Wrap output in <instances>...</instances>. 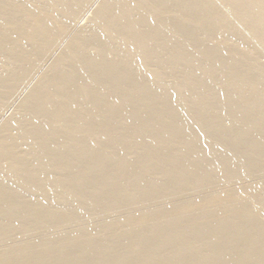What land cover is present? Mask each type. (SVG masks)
Wrapping results in <instances>:
<instances>
[{"label": "rangeland", "instance_id": "rangeland-1", "mask_svg": "<svg viewBox=\"0 0 264 264\" xmlns=\"http://www.w3.org/2000/svg\"><path fill=\"white\" fill-rule=\"evenodd\" d=\"M2 1V0H1ZM0 1V3H2V4H0V5H3V6H0V12L2 11V13H0V17L2 16L1 14H4L3 15V20L0 18V24H1V26H0V28H1V32H0V75H2V76H0L1 78H0V87H2V88H0V89H2V90H0V146H2V144H3V146H2V148H3V151H1L2 150V148L0 147V151L2 152V154H0V155H5L6 157H4V155H3V158H7V156L10 158L11 157V160H12V158L14 157V159H16V165H17V163H23L25 160H28V161H25L26 163H23L24 165H22V164H20V165H18V166H21L22 165V167L21 168H19V169H21L22 171V173L26 176V174L29 172V170L31 169L32 171H34L35 170V168H36V170L37 171H34V172H29L27 175L28 176H24V175H22L21 173L20 174H18L19 173V170H18V168H16L17 166L15 165V162L12 160V161H9L10 159L9 158H7V160H5V159H3L1 156H0V159L2 158L3 160H5V161H3V160H0V163H2V165L0 164V166H2V167H0V170H1V174H0V185H1V187H0V189H2V188H5V187H7V186H9L10 187V185H11V189H10V191H8L9 189V187H7V191H8V198H7V196L6 197H4L3 199L4 200H2L1 201V209L0 210H4V206L7 208V206L9 207V205H10V207H12L13 208V206H11V205H14L15 206V204H16V206H17V204L19 205V202L21 203V205H22V203L28 198V200H27V202L25 201L24 203H23V208L22 207H20V205L18 206V210H17V208L15 207V210H12V211H10L11 210V208L8 210V212H5L6 213V216L8 217H6L5 216V213L4 214H2L1 216H0V218L1 217H3L4 216V218H2L1 220H0V224L2 225H0V232H1V234H0V255H1V257H0V262H2V263H6V262H9V264H20V262H24V259H26L27 260V258L29 259L30 258V260H31V257H33V260H34V262L35 263H37V264H39V262L38 261H40V264H43L42 262L44 261V264H51V260L53 261L52 262V264H76V262H77V264H80V263H87V264H108V262H110L109 264H112V263H114V264H130V262L131 263H133V264H138L139 262V264H141L143 261L142 260H144V262H145V260L147 259L148 260V257L150 258V254H151V252L153 253V254H151V256L153 255V256H155V255H158V257L159 258H161L160 260L162 261V263H169V262H172V261H175V262H177V261H180L181 260V262L182 261H185L186 260V258H188L189 257V252L187 253V252H185L184 253V251H186L187 249H188V247H189V245H191L194 249H192V251L194 250V251H196V252H194V253H203L204 251V247H206L208 244H209V242L212 240V237H214L215 239H216V237H217V242L215 243V245H216V250L214 249V251L212 250V251H209V253H207V255L209 256H211L212 258L210 259V256H209V258H208V256L206 255V253L204 254V256L206 255L207 257H205L204 258V256H203V254H201L200 255V257H199V259H198V261L197 262H199V264H200V261L201 260H203V261H201V263H203V264H205V262H206V264H209V263H211V264H215L214 262H218L219 261V263L218 264H220V262H221V260H223V263H225V264H229L230 262H234L233 264H255V262L257 263V264H259V262L262 264H264V260L262 259V255L264 254L263 253V251H264V244H263V242H264V239H260L261 238V236L259 237V238H257L258 237V235L256 236V234L254 235L253 233H250L249 234V228H248V226L250 227L251 225H248V224H250L251 222L250 221H252V225H254L255 223H256V225H259V227L262 225V227H260V228H263V226H264V217H262V216H264V205H262V204H264V167H263V165H264V126H262V125H264L263 123V121H264V117L262 118V116L264 115V94H262V93H264V44H263V42L262 41H264V40H262L263 38H264V32H262L263 31V29H264V27H263V22H261L262 20H258V22H256L257 20H255L254 21V19H252V18H254L253 16H255L254 14H256V12H258V10H260L262 7H263V9H261L260 11H261V13L262 12H264L263 10H264V2H262V4H260V6H257V5H254L253 3H252V5H254V6H252V7H250V4L249 3H251V2H249V1H247V0H238L239 1V3H240V8H242V9H245V7H246V9L245 10H242V12H241V10H240V8L238 9V7H237V5H238V3H235V1L236 2H238L237 0H233V2L234 3H232V0L229 2L228 0H226L225 2H224V0H127V1H125V0H72V3H71V0H69V2H68V0H50V1H48V0H13V3H11L12 2V0H3V2H1ZM10 1V2H9ZM42 1H44L43 3H41ZM46 1H48V2H46ZM54 1V2H53ZM60 1V2H59ZM64 3H63V2ZM77 1V2H76ZM105 1V2H104ZM107 1H109V2H111V3H108ZM117 1V2H116ZM145 1V2H144ZM151 1V2H150ZM208 1H210V2H208ZM214 3H213V2ZM220 1V2H219ZM244 1V5H245V7H244V5L243 4H241V2H243ZM245 1H247V2H249L248 4L247 3H245ZM27 2V3H26ZM29 2V3H28ZM35 2H38V3H36L35 4ZM51 2V3H50ZM67 2V3H66ZM79 2H80V4H79ZM115 2V3H114ZM124 3V2H126L125 4H123L122 6L120 5V4H122V3ZM136 3V4H133V3ZM142 2V3H141ZM159 4H157V3ZM195 2V3H194ZM212 2V3H211ZM15 3V4H14ZM17 3V4H16ZM48 3V4H47ZM58 3V4H57ZM108 3V4H107ZM112 3H114V4H112ZM141 3V4H140ZM156 5H155V4ZM165 3V4H164ZM204 3V4H203ZM209 3H211V6L209 5ZM218 5H217V4ZM219 3H221V4H219ZM224 3V4H223ZM229 3H231V4H229ZM23 4V5H22ZM34 4V5H33ZM47 4V5H46ZM55 4H56V6H55ZM60 4H61V6L63 5L64 7H66V8H63V6L61 7L60 6ZM65 4H66V6H65ZM68 4V5H67ZM93 4V5H92ZM96 4V5H95ZM107 4V5H106ZM111 6H110V5ZM121 8H118V6ZM126 4H128V6L130 7V8H128V6L127 7H124V5H126ZM130 4V5H129ZM139 6H138V5ZM193 4V5H192ZM226 4V5H225ZM227 4H229V5H227ZM233 4V5H232ZM236 6H235V5ZM15 5V7H17V9L15 8V7H13ZM83 5V6H82ZM91 5V6H90ZM135 5V6H134ZM141 5H144V6H141ZM154 5V6H153ZM163 5V6H162ZM194 5H195V7H194ZM206 5L208 6V7H206ZM215 5V6H214ZM222 5V6H221ZM232 5V6H231ZM241 5L243 6V7H241ZM262 5V6H261ZM18 6H20V7H18ZM50 6V7H49ZM79 6V7H78ZM114 8H113V7ZM132 6L135 8V9H132ZM141 6V7H140ZM205 8H204V7ZM210 6V7H209ZM8 7V8H7ZM50 9H49V8ZM57 7V8H56ZM59 7V8H58ZM83 9H82V8ZM104 7V9L102 10V8ZM115 7H117V8H115ZM143 7V8H142ZM158 7V8H157ZM178 7V8H177ZM198 9H197V8ZM215 7V8H214ZM220 7V8H219ZM225 7V8H224ZM234 7V8H233ZM259 7H261L260 9L257 8ZM24 8H25V10H24ZM31 8V9H30ZM35 8H37V9H35ZM42 8H43V11H41L42 10ZM45 8H46V10H45ZM54 8V9H53ZM62 8V9H61ZM100 8V9H99ZM152 8V9H151ZM166 8V9H165ZM208 8V9H207ZM210 8V9H209ZM231 10H230V9ZM10 9H12V10H10ZM15 11H14V10ZM39 9H41V10H39ZM49 9V10H48ZM56 9H59V10H56ZM61 9V10H60ZM64 9V10H63ZM69 9V10H68ZM109 9V10H108ZM112 9V10H111ZM120 9V10H119ZM131 9V10H130ZM137 9H139L140 11H137ZM154 9V10H153ZM172 9L175 11H172ZM179 9V10H178ZM202 9H203V11H202ZM5 10V11H4ZM18 10H20L19 12H17ZM22 10H23V12H22ZM55 11V13H56V15L59 17H57L56 15H55V17H57L58 19L57 20H55L56 18L55 17H53L54 16V11ZM102 10V11H101ZM123 10V11H122ZM128 10V11H127ZM158 10V11H157ZM166 10V11H165ZM177 10V11H176ZM181 10V11H180ZM193 10V11H192ZM205 10V11H204ZM224 10V11H223ZM12 11V12H16V14H18V15H16L15 13H10V12ZM35 11V12H34ZM38 13H37V12ZM50 13H49V12ZM52 11V12H51ZM61 11V12H60ZM66 11V12H65ZM99 13L100 11H101V13H97V12ZM104 11H105V13H104ZM110 11V12H109ZM113 11V12H112ZM131 13H133V14H135V16H133V15H131L130 16V12ZM132 11H134V12H132ZM149 11V12H148ZM178 11H180V12H178ZM240 11V12H239ZM251 11V12H250ZM4 12H6V14L7 13H9V14H7V15H5V13ZM24 12H26V13H24ZM28 12V13H27ZM29 12H31V13H29ZM76 12V13H75ZM108 12H109V14H108ZM121 12V13H120ZM177 12V13H176ZM202 12V13H201ZM208 12V13H207ZM222 12V13H221ZM225 12V13H224ZM239 12V13H238ZM49 13V14H48ZM53 15H52V14ZM95 13V14H94ZM103 13V14H102ZM112 13V14H111ZM115 13V14H114ZM120 13V14H119ZM154 13H156V14H154ZM171 15H169V14ZM176 13V14H175ZM178 13H179V15H178ZM200 13V14H199ZM241 13H242V16H241V18H243V16H249V17H246L247 18V20H246V18L244 17L243 19H241L240 18V15H241ZM260 12H258L256 15H257V17H258V14H259ZM20 14V15H19ZM39 14V15H38ZM41 14H42V16H41ZM45 14V15H44ZM72 14V15H71ZM74 14H75V16H74ZM93 14V15H92ZM102 14V15H101ZM107 14V15H106ZM143 14V15H142ZM159 14V15H158ZM199 14V15H198ZM203 14V15H202ZM245 14V15H244ZM247 14V15H246ZM12 15V16H11ZM27 17H26V16ZM36 15V16H35ZM50 15V16H49ZM52 15V16H51ZM61 15V16H60ZM90 15H91V17H90ZM97 15H98V17H97ZM106 17H105V16ZM111 16V17H114L113 19L114 20H116V21H114L113 19L111 20V18L110 17H108L107 18V16ZM114 15V16H113ZM128 15V16H127ZM140 15H142V16H140ZM149 15V16H148ZM154 15H155V17L157 16V19L154 17ZM162 15V16H161ZM196 15V16H195ZM216 15H217V18H216ZM224 15V16H223ZM260 15V14H259ZM14 16V17H13ZM43 18L42 20L39 18ZM70 16V17H69ZM72 16H74V17H72ZM95 16V17H94ZM101 16V17H100ZM132 16H133V18H135L134 19V23H135V21L140 17V18H144L143 19V21H142V19H141V21H140V18L137 20V21H139V22H137L136 21V26L135 25H132L133 24V22L131 21V19H132ZM160 16V17H159ZM167 16V17H166ZM205 16V17H204ZM207 16V17H206ZM226 16V17H225ZM235 16H237V17H235ZM6 17H8L7 18V21H5V19L4 18H6ZM33 17V18H32ZM34 17H35V19H34ZM49 17V18H48ZM50 17H53V18H51V19H53V23H52V21H49V20H51L50 19ZM97 17V18H96ZM131 17V18H130ZM147 17V18H146ZM152 17V18H151ZM153 17L156 19V21H157V23L159 24V22H161V24L160 25H162V26H159L157 23V26H155L156 24H155V19H153ZM159 17V18H158ZM190 17V18H189ZM203 19H202V18ZM252 17V18H251ZM257 17H255V18H257ZM25 20H24V19ZM29 18V19H28ZM30 18L31 19H34V21L32 20V21H30ZM46 18H48V19H46ZM68 18H70V20L68 19ZM71 18H72V22H71ZM102 18H106V19H103L102 20ZM126 18V19H125ZM169 18V19H168ZM172 18H173V20H172ZM236 18H238V19H236ZM240 18V19H239ZM38 19V20H37ZM63 20V21H60V20ZM107 19H109V20H107ZM150 21H152L151 23H148V22H150ZM186 19V20H185ZM193 19V20H192ZM28 20V21H27ZM40 20V21H39ZM45 20H48V21H46L45 22ZM67 20V21H66ZM80 20V21H79ZM97 20V21H96ZM106 22H105V21ZM128 20H130V21H128ZM144 20H147L148 22H146V21H144ZM154 20V21H153ZM159 20H161V21H159ZM168 20V21H167ZM178 20V21H177ZM217 20V21H216ZM223 20V21H222ZM246 20V22L248 21H251V20H253L251 23H246V22H244ZM10 21V22H9ZM40 22V25L38 26V25H36V27L34 28V26L35 25H33V23L34 24H36V22ZM45 24V25H43V23ZM101 21H102V23H101ZM109 21H111V22H109ZM121 21V22H120ZM126 22V24H125V27H124V23ZM127 21H128V23H127ZM163 21V22H162ZM166 21V22H165ZM199 23H198V22ZM263 21H264V18H263ZM21 22V23H20ZM51 22V23H50ZM59 24H58V23ZM62 24H61V23ZM103 22H104V24H103ZM113 22L115 23V24H113ZM129 22H132L131 23V25L129 24ZM172 22V23H171ZM177 22V23H176ZM203 22V23H202ZM222 22H224L223 24H221ZM232 22V23H231ZM235 22H236V24H235ZM254 22H256V23H254ZM260 22H261V24H260ZM10 23H12V24H10ZM15 23H17L16 24V26H15ZM50 23V24H49ZM64 23V24H63ZM99 23H100V25H99ZM107 23L109 24V26L107 25ZM146 23V24H145ZM163 23V24H162ZM210 23V24H209ZM218 23H220V24H218ZM7 25V26H5L4 27V29H3V26L4 25ZM12 26H10V25ZM26 24V25H25ZM29 24H30V26H29ZM43 26H42V25ZM51 25V24H53V28L52 27H50L49 25ZM61 24V25H60ZM71 24V25H70ZM85 24V25H84ZM96 24V25H95ZM113 26H112V25ZM118 24H119V26H118ZM137 24H139V26L137 25ZM140 24H141V26L143 25V27L141 28V26H140ZM147 24H151V25H148L147 27H146V25ZM153 24H155V25H153ZM189 24V25H188ZM192 24V25H191ZM215 24V25H214ZM225 24V26H223ZM248 24V25H247ZM253 24V25H252ZM256 24V25H255ZM258 24V25H257ZM19 25H20V27L21 26H23V30L24 29H26L27 30V32L25 33V31L22 33V31L23 30H21V33L22 34H24V35H21L20 34V29H22V27L20 28L19 27ZM33 25V26H32ZM80 25V26H79ZM105 25V26H104ZM127 25V26H126ZM167 25V26H166ZM176 25H178V27L176 26ZM194 25V26H193ZM196 25H197V27H196ZM217 25V26H216ZM246 25V26H245ZM252 25V26H251ZM259 25H262V27L260 28L259 27ZM10 26V27H9ZM41 26V28L42 27H44V28H46V29H48L49 28V31L51 30V36L53 35V37L55 36V30L56 29H58V30H56V33H57V31H59V29H60V34H58V35H60L59 37H58V35L56 34V36L54 37V39L56 40H54L51 36H46V35H49L48 33L47 34H45L44 36H46L45 38L43 37V34H44V32H46L45 31V29H41V28H39ZM47 26V27H46ZM62 26V28H63V30H61L62 28H59V27H61ZM67 26H69L68 28H67ZM99 26V27H98ZM103 26L106 28V30H103L104 28H103ZM109 27V29H110V32L108 33L109 35L107 36V34H105V33H107L109 30H107V28ZM110 26H111V28H110ZM119 28H118V27ZM121 26H123L124 28H127L128 26H133L132 27V29L130 28V27H128L127 28V30L126 29H123ZM165 26V27H164ZM171 26V27H170ZM174 26H176V28L177 29H175V31L174 30H172L173 32V36H175V38L174 39H172L173 37H172V35H171V33H168V28L169 29H172V27L173 28H175ZM179 26H180V28H179ZM181 26H182V28H181ZM199 26V27H198ZM253 29V33H255V34H253V33H251L252 31L250 30V27ZM9 27V28H8ZM33 27V28H32ZM57 27V28H56ZM78 27V28H77ZM83 27V28H82ZM97 27V28H96ZM117 27V28H116ZM121 27V28H120ZM135 27L136 28H141V29H135ZM145 27H146V29L147 28H150V30L149 29H147V30H149V31H151V34H149V35H151V36H149L148 35V33H150V32H147L146 31V34L144 33L145 32ZM154 27V28H153ZM158 28L157 30H159L158 32H159V34H158V32H155L156 30H155V28ZM162 28L163 27V29H161L160 30V28ZM193 27V28H192ZM203 27V28H202ZM213 27V28H212ZM218 27H220L221 29L222 28H224L223 30H219L220 28H218ZM257 27V28H256ZM258 27H259V29H258ZM12 28V29H11ZM20 28V29H19ZM38 28V29H37ZM56 28V29H55ZM67 28V29H66ZM93 28V29H92ZM101 28V29H100ZM197 28H199V29H197ZM207 28H209V29H207ZM230 28V29H229ZM237 28V29H236ZM240 30H239V29ZM258 30V31H256V29ZM3 29V30H2ZM9 29H11V30H9ZM32 29H34V33H33V30ZM98 29V30H97ZM112 29V30H111ZM121 30V32H120V30ZM130 31H129V30ZM133 29H135L133 32H135L134 34H136V35H134L133 34V32H132V30ZM144 29V30H143ZM183 29V30H182ZM195 31H194V30ZM215 29V30H214ZM218 29V30H217ZM236 29V30H235ZM262 29V30H261ZM29 30V31H28ZM40 30V31H39ZM41 30H43V31H41ZM54 30V31H53ZM84 32H83V31ZM114 30V31H113ZM119 30V32L118 33H116L115 31H118ZM136 30H137V32L140 30V32L139 33H141V31H142V34L144 35V36H149V38L150 39H153V40H155V41H153V40H151V42L152 43H150V39H147V41L145 40L144 41V43L143 44H141L142 42H139L140 44L139 45H142V46H138L136 43H138V39H137V37L136 38H134L135 36H137V32H136ZM155 30V31H154ZM164 31V32H162V34H161V32L160 31ZM207 30H209V32L207 31ZM228 30V31H227ZM230 30V31H229ZM233 30V31H232ZM261 30V31H260ZM15 31V32H14ZM35 31H37L36 33H35ZM91 31H93V32H91ZM100 31V33H98ZM115 32L116 33V35H115V33H112V32ZM125 31V32H124ZM127 31V32H126ZM178 31V32H177ZM198 31V32H197ZM210 31H212V32H210ZM220 31V32H219ZM226 31V32H225ZM18 32V33H17ZM34 34L33 36V38H35V35H36V37L39 35V32L41 33V38H40V40H42V42L40 41V40H38V38H35L36 40H38V41H40V43H42V44H40L39 42H37L36 40H33V38L32 39H29V41H28V39L26 40H24V38H23V36L25 37V38H27L26 36H25V34ZM48 32V31H47ZM74 32V33H73ZM123 32V33H122ZM153 32V33H152ZM169 32H171V30H169ZM175 32H176V34H175ZM180 32V33H179ZM222 32H224L223 34H222ZM238 32H239V34L241 35H239L238 34ZM241 32V33H240ZM245 33L244 35H243V33ZM261 34H260V33ZM93 33V34H92ZM97 33V34H96ZM102 33V34H101ZM123 35H122V34ZM132 33V34H131ZM155 33H157V34H155ZM204 33V34H203ZM234 33V34H233ZM238 34L239 35V37L236 35V34ZM251 33V34H250ZM256 33H257V36L259 35V40L257 39L258 37L256 36ZM38 34V35H37ZM88 34V35H87ZM90 34V35H89ZM105 34V35H104ZM118 34H120V36H119V38L117 37V39H116V37L115 36H118ZM130 34V35H129ZM154 34V36H152ZM171 35V39L169 40V38H170V35ZM200 34V35H199ZM217 34V35H216ZM220 34H221V36H220ZM227 34H229V35H227ZM123 37H122V36ZM124 35L127 37V36H129V37H131V40H129V41H133V40H136L137 39V41H133L136 45L135 46H133L134 45V43L132 42H130V44H132V45H130L129 43H127L128 42V39H130L129 37H127V40H125L124 38H126V37H124ZM156 35V36H155ZM162 35V37H160ZM189 35V36H188ZM199 35V36H198ZM224 35V36H223ZM230 35H232V36H234V38L232 37V36H230ZM254 35V36H253ZM4 36V37H3ZM9 36V37H8ZM66 36V37H65ZM101 36V37H100ZM106 36V37H105ZM133 36V37H132ZM146 36V37H147ZM169 36V38H168V41H164L165 39H167V37ZM186 36V37H185ZM191 36H192V38H191ZM206 36V37H205ZM220 36V37H219ZM229 36V37H228ZM245 36V37H244ZM249 36V37H248ZM263 36V37H262ZM8 37V38H7ZM13 38V39H11V38ZM50 37V38H49ZM56 37H57V39H59V41L56 39ZM63 37V38H62ZM65 37V38H64ZM86 37V38H85ZM110 38L109 40H110V42H109V40H108V38ZM112 37V38H111ZM121 37V38H120ZM152 37V38H151ZM164 37V38H163ZM215 37V38H214ZM242 37V38H241ZM260 37H262V39L260 38ZM3 38V39H2ZM43 38V39H42ZM69 38V39H68ZM87 38H88V40H87ZM93 38L95 39L96 38V40H93ZM115 40H114V39ZM243 38H244V40H243ZM246 38H247V40H246ZM254 38H256V39H254ZM2 39V40H1ZM8 39V40H7ZM49 39V40H48ZM51 39V40H50ZM55 41V43H51V42H54L53 40ZM81 39V40H80ZM111 39H112V42L113 43H111ZM119 39V41H117ZM133 39V40H132ZM159 39H160V41L162 42V41H164L163 42V44L161 43V45H160V43H159ZM180 39V40H179ZM188 39V40H187ZM195 39V40H194ZM197 39V40H196ZM217 39V40H216ZM230 39V40H229ZM15 40V41H14ZM78 40V41H77ZM98 40V41H97ZM120 40H124V41H120ZM148 40H149V42H148ZM158 40V42H156ZM171 40H173L172 42H171ZM179 40V41H178ZM184 40V41H183ZM193 40H194V42H193ZM219 40V41H218ZM221 40V41H220ZM261 40V41H260ZM7 41V42H6ZM11 41V42H10ZM17 41V42H16ZM34 41V42H33ZM35 41L37 42V43H39L38 45H41V46H43V47H41V46H39L38 48H37V46H36V44H35ZM89 41V42H88ZM101 41V42H100ZM110 43V45H109V43ZM170 41V42H169ZM197 41H198V43H197ZM216 41V42H215ZM218 41V42H217ZM258 41H260V42H258ZM15 42V43H14ZM45 44H44V43ZM77 45H75L74 43ZM96 42V43H95ZM127 44H126V43ZM156 42V44L158 43V45H160L159 47H158V45H156L155 44V48L154 47H152V46H154V43ZM167 42H169V43H167ZM176 42H178V43H176ZM185 42V43H184ZM222 42V43H221ZM233 42V43H232ZM238 42V43H237ZM242 42V43H241ZM247 42V43H246ZM262 42V43H261ZM11 43V44H10ZM48 43H50V45L52 44V46H50V45H48ZM106 43L108 44V46H110L111 47V44H112V47L110 48V50H107V49H109L108 47H107V45H106ZM171 43V44H170ZM182 43V44H181ZM189 43V44H188ZM234 43H235V45H234ZM237 43V44H236ZM262 45H261V44ZM2 44V45H1ZM97 44V45H96ZM104 44V45H103ZM145 44H146V46H145ZM153 44V45H152ZM170 44V45H169ZM180 44V45H179ZM184 44V45H183ZM194 44V45H193ZM210 44V45H209ZM216 44V45H215ZM218 44V45H217ZM240 44V45H239ZM242 44V45H241ZM256 46H255V45ZM14 45V46H13ZM31 45H33V46H31ZM75 46V47H71V46ZM87 45V46H86ZM95 45V46H94ZM99 45V46H98ZM152 45V46H151ZM175 45H177V46H175ZM208 45V46H207ZM214 45V46H213ZM221 45V46H220ZM244 45V46H243ZM260 45V46H259ZM93 46V47H92ZM97 46V47H96ZM125 46H127V47H125ZM129 46V47H128ZM150 46V47H149ZM171 46V47H170ZM174 48H173V47ZM193 46H194V48H193ZM200 46V47H199ZM210 46V47H209ZM251 46V47H250ZM51 49H50V48ZM71 47V48H70ZM77 47H78V49L79 50H82V53L83 52H85L84 54H81V51H79V50H77ZM89 47V48H88ZM91 47V48H90ZM105 47H107L106 49H105ZM138 47V48H137ZM158 47V48H157ZM188 47V48H187ZM191 47H192V49H191ZM197 47V48H196ZM213 47V48H212ZM216 47H218V48H216ZM235 47H236V49H235ZM30 48V49H29ZM48 51V52H46V50ZM82 48V49H81ZM88 48V49H87ZM96 48V49H95ZM102 48L103 49H105L104 50V52H105V56L104 55H102V54H104V52H102ZM114 48H115V50H114ZM117 48V49H116ZM132 48H135V49H137V50H135V53H134V50L132 49ZM148 49L150 52H148L147 50H145V52L143 53V51H144V49ZM149 48H151L152 50H154V51H152L151 49H149ZM168 48V49H167ZM185 48V49H184ZM199 48H201V49H199ZM205 48V49H204ZM210 48H211V50H210ZM223 48V49H222ZM10 49V50H9ZM72 50V52L71 53H67V52H70L71 50ZM75 49L77 50V51H79V52H76L75 51ZM100 50L101 49V51H100V53H99V51L98 50ZM119 49V50H118ZM122 49H124V50H122ZM194 49H196V51L194 50ZM199 49V50H198ZM241 49V50H240ZM262 49V50H261ZM2 50H3V52H2ZM34 50V51H33ZM51 50V51H50ZM75 51V53H73L74 51ZM85 50V51H84ZM112 50H113V52H112ZM126 50H127V52H126ZM142 52H141V51ZM157 50H159V51H157ZM178 50V51H177ZM202 50V51H201ZM216 50V51H215ZM230 50V51H229ZM27 51V52H26ZM32 51V52H31ZM37 51V52H36ZM86 51H89L88 52V54H87V52ZM109 51H110V53L112 52L113 54H110L109 53ZM124 51V52H123ZM140 53L141 52V57H140V55L139 56H137L138 55V53ZM146 51H147V53H146ZM165 51V52H164ZM199 51V52H198ZM213 51V52H212ZM233 51V52H232ZM237 51V52H236ZM246 51V52H245ZM254 51V52H253ZM259 51V52H258ZM97 52H98V54H97ZM117 52V53H116ZM119 52H120V54H121V58L122 59H120V57H117V56H119L120 54H119ZM122 52V53H121ZM154 52V53H153ZM159 52V53H158ZM180 52H181V54H180ZM182 52H183V54H182ZM190 52V53H189ZM201 52H203V53H201ZM209 52V53H208ZM212 52V53H211ZM215 52H217V53H215ZM42 53V54H41ZM46 53V54H45ZM62 53V54H61ZM102 53V54H101ZM115 53V54H114ZM125 54L126 55V58H125V55L123 56L124 58H125V61H123V57H122V54ZM136 53H137V55H136ZM146 53V54H145ZM152 53V54H151ZM159 54V57H158V54ZM162 53V54H161ZM168 53V54H167ZM190 55H189V54ZM198 53V54H197ZM219 53V54H218ZM238 55V56H229V54L230 55H236V54ZM241 53V54H240ZM248 53V54H247ZM24 54H26V56L27 55H29V56H23V58H25V59H22L21 57V55H24ZM35 54V55H34ZM53 54V55H52ZM65 54V55H64ZM70 54V55H69ZM74 54V55H73ZM75 54H77V56L78 57H74L75 56ZM82 55V56H79V55ZM101 54V55H100ZM107 54V55H106ZM145 54V55H144ZM154 54V55H153ZM187 54V56H185ZM192 54V55H191ZM204 54H206V56H204ZM209 54V55H208ZM211 54V55H210ZM218 56H217V55ZM222 54V55H221ZM10 55V56H9ZM68 55V56H67ZM73 55V56H72ZM85 55H89L88 57L87 56H85ZM93 55H94V57H93ZM117 57H115V56ZM148 55V56H147ZM150 55V56H149ZM155 55H156V57H157V59H156V57H155ZM181 55H183V56H181ZM196 56V58H195V56ZM200 55H203L204 57H209V59L208 58H206L205 59V61H203L204 60V58H202L203 56H200ZM213 55L215 56V58L213 59L212 57H213ZM219 55H221L220 57H221V60L219 59L220 57H219ZM227 55V56H226ZM241 56V58L240 59H242V55H243V58H245V60H246V62L244 61V59H242V60H240V59H237V58H239L240 56ZM245 55H246V57H245ZM18 56V57H17ZM66 56V57H65ZM85 56V57H84ZM101 56V57H100ZM114 56V57H113ZM134 56V57H133ZM142 56L145 58H142ZM172 56V57H171ZM177 56V57H176ZM179 56H180V58L181 57H183L182 59H180L179 58ZM185 56V57H184ZM189 56V57H188ZM211 56V57H210ZM224 56H226L225 58H226V63H225V58H224ZM229 56V57H228ZM249 56V57H248ZM55 57V58H54ZM71 57H73V58H76V59H74L73 61H74V63H75V65L77 66L78 64H76V62H80V61H82V62H80V63H82L81 65V67L79 68V66H80V64H79V66H77V69H76V66H74V63H73V61L71 62V60L73 59H71ZM80 57V58H79ZM132 57V58H131ZM136 57H138L137 59H136ZM147 57H148V59H147ZM162 57V58H161ZM175 57V58H174ZM197 57H199V58H197ZM216 57H218L217 59V61H214L213 63H212V61H211V63L212 64H215V66L216 67H214L213 65V69H215V71L212 69V66H211V63H210V58H212V60H216ZM228 57V58H227ZM234 57V58H233ZM248 57V58H247ZM11 58V59H10ZM29 58V59H28ZM30 58H32V59H30ZM83 60H82V59ZM84 58L86 59L85 61H84ZM88 58V59H87ZM95 58V59H94ZM110 58V59H109ZM141 58V59H140ZM160 58V59H159ZM165 58V59H164ZM185 58H186V60H185ZM188 58H190L189 60H188ZM192 58H193V61H192ZM201 58H202V60H201ZM224 58V59H223ZM233 58L234 60H231V59ZM257 58V59H256ZM261 58V59H260ZM3 59V60H2ZM41 59V60H40ZM80 59V60H79ZM94 59V60H93ZM99 59V60H98ZM101 59V60H100ZM102 59H103V62L105 61V63H103V62H101L102 61ZM109 59V60H108ZM111 59H114V61H115V59H116V62H114V61H111ZM120 59V60H119ZM146 59H147V61H146ZM150 59L152 60V61H154V62H150ZM159 59V60H158ZM196 59V60H195ZM208 59V60H207ZM222 59H223V62H222ZM228 59V60H227ZM23 60H25V61H23ZM63 60V61H62ZM67 60H68V62H67ZM97 60V61H96ZM122 60V61H121ZM128 61V63H129V65H127L126 66V64H128L127 63V61ZM158 62H160L161 63V65H163V66H161L160 65V69L158 70V65L160 64V63H158ZM168 60H171V63L173 62L172 60H174V62L173 63H175V64H169V62L170 61H168ZM179 60H185L183 63H181V65L183 64V66L181 67L180 66V62L181 61H179ZM187 60L189 61V62H187ZM207 60V61H206ZM231 60V61H230ZM236 60H237V62H236ZM240 60V61H239ZM253 60V61H252ZM20 61V62H19ZM90 61V62H89ZM92 61H93V63H92ZM98 62V61H100L101 62V64H100V62H98V64L96 63V62ZM107 61H109V62H114V64H110L109 62H107ZM130 61V62H129ZM156 61V62H155ZM165 62L164 64H166V61H167V64H169V66L170 65H173V67H176V69L175 68H173L172 66L171 67H169L167 64L166 65H164L162 62ZM192 61V63H190ZM195 61V62H194ZM199 61V62H198ZM202 61H203V65H202ZM208 61H209V63H208ZM227 61H228V63H227ZM230 61V62H229ZM242 61V62H241ZM258 61V62H257ZM8 62V63H7ZM36 62V63H35ZM70 62V63H69ZM78 62V63H79ZM84 62V63H83ZM125 62H126V64H125ZM148 62V63H147ZM185 62L187 63V66L185 65ZM205 62H207V64H210V66H208ZM216 62V63H215ZM234 62H235V64H234ZM69 63V64H68ZM71 63H73V64H71ZM94 63H96V65L93 67V65H91V64H94ZM109 63V64H108ZM117 63L119 64V65H117ZM122 63H124L123 65L124 66H122V68L120 67L121 65H122ZM131 63H133V65L131 64ZM190 63V64H189ZM203 67L204 66V68H202L201 69V67H200V70H199V64ZM238 63V64H237ZM240 63H242V64H240ZM243 63H244V65H243ZM262 63V64H261ZM32 64V65H31ZM67 64V65H66ZM70 64H71V66H72V69H71V66H70ZM83 64H84V66H83ZM86 64V65H85ZM91 65L92 67H91V70H93V69H95L96 71H92L93 72V74H91L92 72H91V70L87 67L88 65ZM101 65L103 68H104V65H102V64H106V68H104V69H107V71L106 70H104V69H102L101 68V66H100V68H99V66L98 65ZM119 66L118 68L120 69H117V66ZM177 64V65H176ZM12 65V66H11ZM64 65H66V66H64ZM89 65V66H90ZM108 65L112 68V66H113V71H114V74H115V72L118 70V71H121V72H124V73H126L127 71V69L129 68V69H131L132 67H134V70L132 71V69L131 70H129V71H132L131 73L132 74H134V75H132V74H130V75H132V77L134 76L135 78H133V80L135 79V83L134 82H132V86H133V88H131L132 86H130V84L126 87H123V88H121V87H117V88H114L112 91H111V93L113 92V91H115L116 93L115 94H118L117 92H119V90H120V92H119V95H120V93H121V95L119 96V95H115L114 94V92L112 93V94H114V95H112V96H114V97H117L118 99H119V97L121 98L122 97V95H123V93H125L124 91H128V90H135V89H137L138 87H137V84H140V85H138V86H142L141 84H143L144 85V87H145V82L146 81H148L147 83H148V85H150V82H151V84H155V89H157V91L158 92H156L155 91V89H154V87L152 86V88H151V90L153 91H150V92H152L153 94H151L150 93V100L151 101H155V102H157L158 101V99L159 98H154L153 99V96L152 95H154V96H156L157 97V95H156V93H158V96L160 95V98H165V96L166 95H168L167 96V98L169 99V101L167 100V98H166V103L164 102V103H162V104H160V105H158L159 107H157V104H156V106H155V104L154 105H151V104H153L152 102H151V104L149 103V98L147 99V100H149L147 103L148 104H150V107H151V109L152 108H155V107H157L156 109L159 111V112H157V110L155 109H153L152 110V112H151V109L148 111V112H145V111H143V113L142 112H140V114L137 116L136 114H129V116H127L126 115V113H121V114H123V115H125V116H121L120 115V113L118 114V117H117V115L115 116V115H113L112 117H108L109 118V121L111 120L110 118H112V119H114V120H112L115 124H117L118 125V127H117V129H118V131L117 130H115L112 126L113 125H115L112 121H110L112 124H109L110 126H111V130L113 131L114 130V132H112L111 130H110V132L113 134L114 133V135H116V136H114L113 135V137H116V138H118V139H116V141H115V143L113 142V139H115V138H112V136H110V139H112L111 141H112V143H110L109 144V146H108V143L110 142V139L108 138V134L109 135H111V133L110 132H106L105 131V129H106V127L107 128H109L108 126V124L105 122V119H106V121L108 122V119H107V117H101V115H99L101 112H97V111H99V110H96V111H94L92 114L90 113V112H92V111H90V110H88L89 109V106H86V102L85 101H82V99L84 100H86V99H88V98H85V96L83 97V94L84 95H86L87 96V94H85L86 92H84L83 93V89L81 90L82 92L81 93H83V94H81L80 93V89L82 88V86H86V85H88L89 84V82H91L92 80L94 81H96V80H98V79H96V78H98L99 77V81H100V84L102 85H104V82H105V80L107 81V82H105V84L107 83L108 84V82H109V84L112 82V80L111 79H113V77H111L110 78V75L112 76H114V74H112L113 73V71H111V68L109 69L108 68ZM132 65V66H131ZM149 65V66H148ZM152 65V66H151ZM156 65V66H155ZM185 65V66H184ZM191 65V66H190ZM194 65V66H193ZM196 65L198 66V68L196 67ZM206 65V66H205ZM217 65H220V66H217ZM237 65H243L242 66V68L240 69V67L239 66H237ZM20 66V67H19ZM59 66V67H58ZM64 66V67H63ZM69 66H70V69L74 72V69L75 70H77L78 71V73H77V71H75V73L73 74L74 76H77V77H79L80 78V80H79V78H77V77H74L73 75H72V73H71V70L70 71H67L68 69H69ZM74 66V67H73ZM115 66H116V68H115ZM129 66H131V67H129ZM151 66V67H150ZM168 66V67H167ZM228 66V67H227ZM235 66H237V67H235ZM32 67V68H31ZM66 67H68V68H66ZM85 67H87V68H85ZM124 67H127V69L125 70V71H123V68ZM156 67H157V70L159 71V72H163V71H165V69H162V68H165V67H167V69H169V68H171V69H169L168 70V72H167V69H166V71L165 72H163V73H161V74H159V72L157 73V70H156ZM178 67H181L182 69H181V72H180V68H179V72H177V69H178ZM195 67L197 68V70L198 71H196V69H195ZM209 67V68H208ZM211 67V68H210ZM217 67H219V68H217ZM221 67V68H220ZM238 67H239V69L240 70H242V71H240L239 69H238ZM263 67V68H262ZM63 68V69H62ZM66 70H65V69ZM74 68V69H73ZM82 68V69H81ZM85 68V69H84ZM101 69V71L99 70V69ZM149 68H151V69H149ZM232 68H235V69H232ZM61 69H62V71H61ZM87 70V71H84V70ZM98 69V70H97ZM116 71H115V70ZM184 69V70H183ZM204 69V70H203ZM211 69V70H210ZM219 69V70H218ZM223 69V70H222ZM225 69H226V71H225ZM227 69H229V70H227ZM231 69L234 71L235 70V72H232L231 71ZM8 70V71H7ZM16 70V71H15ZM65 70V71H64ZM87 72V74H91L90 75V77L88 76V75H86V76H84V74L82 75L83 77H80V75H81V73L83 72ZM88 70H89V72H88ZM109 70L111 71V73L109 72ZM139 70V71H138ZM147 70V71H146ZM154 72H153V71ZM161 70H163V71H161ZM183 70V71H182ZM193 70H194V72H193ZM206 70V71H205ZM212 70L214 71L213 72V74H212ZM220 70H222V71H220ZM19 71V72H18ZM49 71H50V73H49ZM82 71V72H81ZM134 71H136L135 73H134ZM144 71H146V72H144ZM150 71H152L151 73H150ZM199 71H201L200 73L201 74H203V75H201L200 73H198ZM209 71H211V72H209ZM218 71H220V72H218ZM225 72V73H222V72ZM228 71V73H226ZM230 71V72H229ZM236 71H237V73H239L238 74V76H237V73H236ZM240 71V72H239ZM20 72H21V74H20ZM59 72V73H58ZM65 72V73H64ZM70 72V73H69ZM83 72V73H84ZM150 73V74H148V73ZM172 72V73H171ZM175 72H177V73H175ZM187 72V73H186ZM193 72V73H192ZM197 72V75L195 74ZM205 72H206V74H205ZM208 72L210 73V76H208L209 74H208ZM216 72H218V73H216ZM242 72V73H241ZM47 73V74H46ZM64 73V74H63ZM68 73V74H67ZM96 73V74H95ZM147 75H146V74ZM156 74V76H157V78H156V82L154 83V81H153V79L152 78H154L155 79V75L154 74ZM164 73H165V75H164ZM173 73H175V74H173ZM190 73H192V74H190ZM221 75H220V74ZM236 73V75L235 76H233L234 74ZM25 75V76H23V75ZM80 74V75H79ZM96 76H98V77H95V75ZM104 76H103V75ZM127 74H128V72H127ZM126 74V75H127ZM182 74V75H181ZM191 75V78L192 79H195L196 78V80H195V82L193 83V82H191L192 80H191V78H190V76L189 75ZM200 74V76H198ZM219 74V76H217V75ZM229 74V75H228ZM242 74V75H241ZM258 74H260V75H258ZM22 75V76H21ZM48 77H47V76ZM94 75V79H93V77L91 78V76H93ZM152 75V76H151ZM167 75V76H166ZM170 75V76H169ZM197 77H196V76ZM205 75V76H204ZM211 75H212V77H211ZM214 75H216V76H214ZM225 75V76H224ZM227 75V76H226ZM247 75V76H246ZM252 75V76H251ZM262 75V78L260 77ZM109 76V77H108ZM149 76V77H148ZM166 76V77H165ZM189 76V77H188ZM194 76H195V78H194ZM206 77V79L204 78V77ZM241 76V77H240ZM243 76V77H242ZM245 76V77H244ZM248 76H249V78H248ZM258 76L261 78V81H259L258 83H257V80L255 79V81H254V78H258ZM20 77V78H19ZM27 77V78H26ZM74 77L75 79L77 78V80H78V83H77V80H73L72 78ZM84 77H88V78H84ZM152 77V78H151ZM159 77V78H158ZM170 77H171V79H170ZM174 77V78H173ZM186 77H187V83L185 84V81H186ZM199 77H200V79H199ZM207 77H210L211 78V80L212 81H214V82H211V81H209V82H205V81H208V79H210V78H207ZM219 77V78H218ZM225 77V78H224ZM239 77V78H238ZM36 78V79H35ZM90 78V79H89ZM107 78H110V79H107ZM139 78H143V79H145L143 82L141 81V79H140V82H142V83H140L139 82ZM149 78V79H148ZM189 78V79H188ZM213 78H214V80H213ZM231 78V79H230ZM233 78H234V80H233ZM260 78H259V80H260ZM13 79V80H12ZM44 79H45V81H44ZM71 79H72V81H71ZM81 79H83V81H84V79H86V81H88V83L86 84V85H84L86 82L84 81H82V83L83 84H81ZM88 79V80H87ZM92 79V80H91ZM102 79V80H101ZM138 80V82H137V80ZM152 79V80H151ZM162 79V80H161ZM169 79H170V81H172V82H170L169 81ZM178 79H180V80H178ZM203 79V80H202ZM217 79V80H216ZM237 79H238V81H237ZM240 79V80H239ZM252 81H254L253 83H251V85H250V83H248V81H250V82H252ZM10 80H12V81H10ZM20 80V81H19ZM61 80V81H60ZM111 82H110V81ZM159 80V81H158ZM182 80V81H181ZM191 80V81H190ZM199 80H200V82H201V85H202V87L203 88H205V89H207L206 90V92H205V89H203V88H201V86L200 85H198V84H200V82H199ZM205 80V81H204ZM224 80H225V82H224ZM6 81V82H5ZM53 81V82H52ZM56 81V82H55ZM59 83H62L61 84V91L63 92V90L64 91H66V93L65 92H61V94H60V96H62L64 93L66 94V95H68V96H66L65 95V97L64 96H62L63 97V99H65V98H69L70 96V93L71 94H75L76 95V93H77V95H76V97L77 98H79L78 100H77V98H76V101H74L75 103V105H78L77 107L73 104V106H72V108H71V111L73 112V111H75V113H77L79 110H83L85 107H88V109H86V110H88V111H86V110H84V111H82V113H81V118H80V123H79V125H77L79 128H80V125L81 124H83V122L85 121H82V119H83V117H84V119H86V117H91L90 118V122H85L86 123V126H87V124H88V127H84V124H83V126L81 125V128L79 129L77 126H75V130L73 129V131H74V133H75V131H77V133H80V134H78V136L80 135H83L82 134V132H83V130H84V133L87 135L88 133H89V131H91V129H92V131H93V133L95 134V136H94V134L92 133V131H91V133H89L88 135H90V137H89V139L87 138L88 137V135L87 136H85V134H84V136H81V137H78L77 139H79L80 140V138L81 139H83V141L81 140V142L79 143V140H78V142H76L75 144H76V147H78L79 146V144H80V147H78V148H76L75 150L74 149H72L73 150V152H72V150H71V147L69 146V145H71V143L68 141V146H64L63 145V142H65V141H62V139L64 138L62 135L64 134V132H63V129L61 130V132L60 131H53L54 133L56 132V134H57V132H58V134H57V137H63L62 139L59 137V138H56V137H54L53 135H55L53 132V134L52 133H50L51 132V128L50 127H53L52 126V124H53V121H55V118L57 117V113H56V111L54 112L55 114V118L53 117L54 115L52 114H48V113H46L48 110L46 109V108H44V106L42 107V105H41V101L39 100V99H41V97H43L44 95L46 96L47 94L48 95H50L53 91H52V89H53V85L55 86V83L57 84L58 82ZM76 83V84H79V85H76L74 82ZM99 81H98V84H99ZM104 81V82H103ZM176 81V82H175ZM179 81H181V82H179ZM203 81V82H202ZM227 81V82H226ZM234 81V82H233ZM243 82V83H241V85L243 86V84H245V82L247 83L246 84V88H243V87H245V86H243L242 88L240 87V82ZM10 82V83H9ZM17 82V83H16ZM28 82V83H27ZM50 82V83H49ZM55 82V83H54ZM68 82V83H67ZM158 82H161V83H158ZM175 82V84H173ZM179 82V83H178ZM190 82V83H189ZM197 82V83H196ZM224 82V83H223ZM233 82V83H232ZM255 82H256V84H255ZM5 83V84H4ZM7 83V84H6ZM44 83V84H43ZM53 85H52V84ZM67 83V84H66ZM74 83V84H73ZM147 83H146V87H148V85H147ZM171 83V84H170ZM178 85H177V84ZM196 83V84H195ZM204 83H206V84H204ZM210 83V84H209ZM219 83V84H218ZM235 83V84H234ZM238 83H239V85H238ZM16 84V85H15ZM47 84V85H46ZM156 84H158L157 86H156ZM210 86H209V85ZM224 84V85H223ZM237 84V85H236ZM249 84V85H248ZM255 84V85H254ZM258 84V85H257ZM261 84H263V85H261ZM52 85V86H51ZM63 85V86H62ZM66 85V86H65ZM82 85V86H81ZM101 85H99V87L97 86V88H100V86ZM102 85V86H103ZM173 85V86H172ZM182 86V89H183V87H184V90H182L181 89V87L180 86ZM184 85V86H183ZM204 85V86H203ZM207 85L209 86V87H207ZM227 85H230V86H227ZM237 87H236V86ZM256 86L257 85V87L258 88H262L261 90H262V92H261V90H257V88L256 87H254V86ZM261 85V86H260ZM45 86V87H44ZM76 86H77V89H76ZM79 86H80V89H78L79 88ZM101 86V87H102ZM130 86V87H129ZM135 86V87H134ZM177 86V88H175ZM199 86V89L197 88L196 89V87H198ZM233 86H235L236 88H234ZM247 86H251V87H253V88H256L255 89V91H260L261 92V94L263 95H261L260 93H257L256 94V92H254L253 91V88L251 89V87L250 88H248ZM3 87H5V88H3ZM51 87H52V89H51ZM63 87V88H62ZM145 87V88H146ZM158 87V88H157ZM161 87V88H160ZM187 87V88H186ZM220 87H221V89L223 90V93H222V90H221V92H220ZM225 87V88H224ZM9 88H10V90H9ZM36 88V89H35ZM49 89V91H48V89ZM84 88V87H83ZM129 88H131V89H129ZM148 88H150V86L148 87ZM170 90H169V89ZM193 88V89H192ZM214 89L213 90V92L212 91H210V93H209V91H208V89L209 90H211V89ZM218 88V89H217ZM226 88H228V90H226L225 91V89ZM232 88V91L230 90ZM241 88V89H240ZM44 89V90H43ZM72 89V90H71ZM76 89V90H75ZM174 89V90H173ZM178 89H179V91H178ZM186 89V90H185ZM215 89H216V91H215ZM233 89H235V92H237V90H238V93H233ZM243 89V93H241L240 91ZM249 89H250V92H251V90L253 91V92H251V93H249L248 91H249ZM30 90V91H29ZM39 90V91H38ZM75 90V91H74ZM123 90V91H122ZM196 90H198V91H196ZM202 90H203V92H202ZM219 90V91H218ZM11 91V92H10ZM46 91H48V92H46ZM74 91V92H73ZM177 93H176V92ZM180 91H182V92H180ZM196 91V92H195ZM215 91V92H214ZM220 93V95H219V93ZM227 91H228V93H227ZM248 93V95L245 93ZM31 92V93H30ZM36 92H37V94H36ZM40 92V93H39ZM76 92V93H75ZM180 92V93H179ZM193 92H195L194 93V95H193ZM200 92H201V94L203 95V97L204 96H206V94H207V92L209 93V95H207L208 96V98L210 97V100L209 99H207V97H205L204 99H203V97L201 98V94H200ZM205 92V93H204ZM240 92V93H239ZM2 93V94H1ZM34 93V95H32ZM43 95H42V94ZM47 93V94H46ZM198 93V94H197ZM215 94L216 96L214 97V95H211V94ZM223 95H222V94ZM254 93V94H253ZM35 94H36V96L38 95V94H40L39 96H40V98H38V99H36L37 100V102H38V106H40L41 107V109H39L40 107H36V104H37V102H36V100L33 102L32 100H31V98L32 97H34L35 96ZM80 94V95H79ZM161 94H162V96H161ZM164 94V95H163ZM185 94V95H184ZM200 94V95H199ZM225 94L227 95V96H225ZM238 94V95H237ZM247 96H250V97H246V95ZM250 94V95H249ZM253 94V95H252ZM258 94H260L259 96H260V99L259 100H257V98H259V97H257L258 96ZM47 95V96H48ZM192 95V96H191ZM197 95V96H196ZM213 96V97H211V96ZM219 95V96H218ZM230 97H229V96ZM236 95V96H235ZM245 96V99H246V103L248 102V105H249V109L246 111V109H247V104H244V107L246 108H243V106H242V108H243V110H242V108H240L241 106H240V104H242L243 105V103H245V101H243L242 99H244L243 97ZM14 96V97H13ZM32 96V97H31ZM57 96V98L59 97L58 95H56ZM82 96V97H81ZM119 96V97H118ZM164 96V97H163ZM189 96H191V98H192V100H191V98H190V100H188V97ZM193 96L195 97L194 99H198L197 100V102L196 101H194L195 103H196V105L194 104V103H192L191 101H193ZM200 96V98H198ZM223 96H225V97H223ZM238 96V97H237ZM240 96H242L241 97V99H240ZM257 97L256 99H254V97ZM227 97H228V102H229V104H230V101H231V103H234V101L236 102V103H234L233 105H236V104H238L237 106H236V108L237 109H233V111L235 112L236 110V113H234L233 114V111L232 110H230V109H228L229 107H231L230 105H232V104H228V103H226V101L225 100H227ZM252 97H253V99H252ZM60 99H61V97H59ZM58 98V99H59ZM82 98V99H81ZM125 97L123 96V98L122 99H124ZM187 98V99H186ZM213 98V100L211 101V99ZM223 98L225 99L224 100V102L226 103H224V102H222L223 101ZM248 98H250L251 99V101L253 102V101H255V100H257V101H259V102H257V101H255V102H257L256 104H255V106H254V104L252 105L251 103V101L249 102V101H247V99ZM15 99V100H14ZM26 99H27V101H26ZM35 99V98H34ZM63 99H61V100H63ZM127 98H125L123 101H124V105H126V104H128V102H130V100H128L127 101V103H126V100ZM202 99V100H201ZM222 99V100H221ZM229 99H231L230 101H229ZM238 99V100H237ZM32 101V102H30V101ZM80 100H81V102H80ZM186 100H188V104H187V101ZM205 100H206V102H208V101H210V103L208 102V104L205 102ZM219 100H221V101H219ZM232 100H234V101H232ZM241 100H242V102H241ZM249 100V99H248ZM24 101V102H23ZM29 101V102H28ZM77 101H79L80 103H85L84 105L83 104H81V105H83L84 106V108H83V106H81L80 105V103H78ZM87 101V100H86ZM118 101V100H117ZM121 101V102H120ZM120 101H118V103H117V105L119 106L120 105V107H122V103H123V101L120 99ZM189 101H190V103H192V104H194V106L193 105H191V106H187V105H189ZM201 101V103H202V101H203V107L204 106H206V108L204 107V110L202 109V104L200 105V104H198V102H200ZM220 102V103H223V105L221 106L220 104H218L217 102ZM238 101H240V103L238 102ZM263 101V102H262ZM28 102V103H27ZM184 102H186V104L187 105H185V103ZM204 102H205V104H207V105H204ZM238 102V103H237ZM121 103V104H120ZM131 103H133V101H131L130 102V104ZM168 103H170V105L171 104H173L172 105V108H170L171 106H168ZM215 103H217L216 105L218 106H221V108L223 109L222 110V112H218V111H221V108L218 106H216L215 105ZM32 104V105H31ZM166 104V105H165ZM198 104V105H197ZM211 106H210V105ZM123 105V106H124ZM164 107H163V106ZM226 105V106H225ZM229 105V107L227 108V106ZM254 106V107H251V106ZM261 107H260V106ZM153 106V107H152ZM165 106H168V107H165ZM175 106H177L178 107V109H181L182 111H180V110H178L177 108V110L176 109H174V112L172 113L171 112V109H173ZM200 106V107H199ZM215 106H216V108H215ZM240 106V107H239ZM263 106V107H262ZM82 107V108H81ZM162 109H161V108ZM180 107V108H179ZM212 109H211V108ZM232 107H234L235 108V106H232ZM250 107L251 108H255L256 110H259L258 108L260 107V110L261 109H263V111L261 112L260 110H259V112H261V113H263L261 116L260 115H257V116H255L256 114H259V112H256V110L255 109H253L252 110V112L254 113V111H255V115L253 116L252 115V113H246V115L248 114V116L251 114L252 115V117L250 118V116H249V118H247V117H244V116H246V115H244L243 113H245V112H251L250 111ZM73 108H75V110L73 109ZM76 108H78V109H76ZM160 108V109H159ZM198 108V109H197ZM208 108H210V109H208ZM220 110H219V109ZM43 109H45V110H43ZM119 109V108H118ZM117 109V110H118ZM165 109H166V111H165ZM205 109H207V110H205ZM218 111H217V110ZM226 109H228V110H226ZM240 109V110H239ZM39 110V111H38ZM40 110H42V112L40 111ZM78 110V111H77ZM160 110H163V111H160ZM169 110H170V112H171V115H172V117H171V115H170V113H169V115L168 116H166V114L165 113H168L169 112ZM245 110V112H243ZM44 111V112H43ZM77 111V112H76ZM154 111H156V112H154ZM164 111H165V113H164ZM178 113L177 115H176V112ZM184 111V112H183ZM203 111H208L207 112V115L206 114H204V115H206L205 116V118L206 119H204L203 120V118H204V115L202 114V112ZM223 111H232L231 113L230 112H228V113H230L231 114V117H228V114L227 115H225L224 114V112ZM3 112V113H2ZM41 112V113H40ZM58 112V111H57ZM87 112V113H86ZM89 112V113H88ZM180 112V113H179ZM182 112V113H181ZM190 112V113H189ZM210 112H212V113H210ZM43 113V114H42ZM74 113V112H73ZM85 114V116H84V114ZM95 113V114H94ZM96 113L101 117V118H104V119H102V121H101V118H99V116L97 115L96 116V118H98V119H100L99 120V122L101 123V124H98V121H97V119L94 117V116H92V115H96ZM145 113H147L148 115L147 116H149V114H150V116L151 115H153L152 113H154V116L156 115H161L160 113H162L163 115H161V116H159L158 115V118L160 119V121H159V119L158 118H156V123L155 124H152L151 122L149 123H147L146 122V124H145V126L144 125H142V129H141V127L139 128H137V126H139L138 124H136L137 123V121L139 120V119H141V116L142 115H146ZM156 113V114H155ZM187 113V114H186ZM193 113V114H192ZM219 113H223V115H219ZM243 114V117L244 118H246L245 119V121L246 122H248V123H250L249 124V127H251V125H252V127L254 128V126H255V129H251L252 131H255L256 130V126L259 124V126L261 125V129L259 128L258 129V127L259 126H257V131H255V132H253V133H251V132H248V130L249 129H246V128H249V127H246V122L244 121V120H242L241 118H239V117H242V114ZM260 113V114H261ZM31 114L32 115H34V116H31ZM45 114H47V116H48V119H44L43 118V116H45ZM88 114V115H87ZM102 114V113H101ZM175 114V115H174ZM179 114L181 115V116H179ZM184 114V115H183ZM202 114V115H201ZM241 114V115H240ZM10 116V119H9V116ZM41 115V116H40ZM43 115V116H42ZM83 115V116H82ZM87 115V116H86ZM91 115V116H90ZM132 115V116H131ZM141 115V116H140ZM209 115V116H208ZM218 115H219V117L221 116V117H223L224 115V117H223V119L225 120V122H224V120L222 121V118L220 119L219 117H218ZM234 115V116H233ZM23 116H24V118L25 119H22L23 118ZM37 116L39 117V118H43V120L44 121H42L41 119H39L38 120V118H37ZM47 116H46V118H47ZM115 116V117H114ZM121 116V117H120ZM136 117V118H134V117ZM147 116H144L145 118H147ZM162 116H163V119H161L162 118ZM171 118H170V117ZM176 116V117H175ZM184 117V118H186V120H184V118L182 119L181 117ZM193 116V117H192ZM198 116L200 117V118H198ZM201 116H202V119H201ZM213 116V117H212ZM230 116V115H229ZM233 116V117H232ZM27 117L29 118V119H27ZM49 117H52V118H49ZM93 117V118H92ZM118 119H117V118ZM120 117V118H119ZM123 117H124V120H123ZM129 117V118H128ZM138 117V118H137ZM161 117V118H160ZM165 117H168V118H170V119H168V118H166L167 120H169V121H167V123L168 122H172V124H173V127H174V130H173V132H172V134H170V136L171 135H174L173 137L171 136V137H168V139H167V137H162V138H164L163 140L164 141H161L160 139H162L161 138V136L160 135H158V133H157V131H158V129L159 128H161V126H163L162 124H164L166 121H164V119H165ZM173 117H175V120L177 119V117L179 118V120L180 121H178V119L175 121L174 120V118ZM208 117V118H207ZM226 117L228 118V119H226ZM235 117V118H234ZM242 117V118H243ZM257 117V118H256ZM261 117V118H260ZM12 118V119H11ZM16 118V119H15ZM32 118V119H31ZM33 118H36V119H33ZM132 118V119H131ZM134 118V119H133ZM195 118V119H194ZM230 118V119H229ZM232 118V119H231ZM256 118V119H255ZM93 119H95V120H93ZM115 119H117V120H115ZM122 119V120H121ZM137 119V120H136ZM173 119V120H172ZM196 119H198V121L196 120ZM200 119L201 120H203V121H200ZM209 119V120H208ZM238 119H240V121L242 120V123H244L245 122V124H244V126H242L243 127V129H244V131H245V133H248V136H249V133H251V135H253L254 133L256 134V138H255V134L253 135V139H254V141H248L247 139H249V140H251L250 139V137H252V136H247V139H245V141H244V139H242V138H244L245 136H246V134L244 135V131H243V129H239L237 126L239 125V127H241L240 125H241V122L238 120ZM248 119V120H247ZM260 121V122H262V124H260V122L258 121V120ZM28 120V121H27ZM35 120H37V121H35ZM56 120H57V118H56ZM104 120V121H103ZM119 120H120V123L123 125L122 127H119V125H121V124H118L119 123ZM171 120V121H170ZM181 120H183V121H181ZM190 120V121H189ZM220 122H219V121ZM233 121V120H235V121H233L232 123H230V121ZM238 120V121H237ZM13 121V122H12ZM20 121V122H19ZM23 121V122H22ZM27 121V122H26ZM33 121H35V124L37 125V127H36V125H31V123H33ZM45 122L44 124H45V127H44V124L42 123V125H41V123L40 122ZM93 121H95V122H93ZM122 121H124V122H122ZM131 121V122H130ZM158 121H159V123H158ZM175 121V122H174ZM177 121L180 123H182V122H185L187 125V128L185 129V123H180L179 124V126L181 127V125H182V127H181V130L183 131V132H181V130H179L180 129V127H178V123H177ZM218 121V122H217ZM255 121H258V122H256L257 124H255L254 122ZM6 122V123H5ZM19 122V123H18ZM56 122V121H55ZM82 122V123H81ZM103 122V123H102ZM118 122V123H117ZM127 122V123H126ZM133 122V124H134V126L133 127H135V128H137V130L135 131V133L137 132L138 134H139V132L140 133H144L145 134V132H146V134H148L150 137H149V140L151 141V143L148 141V136L145 138V136H144V134H139V136L136 134V136H134L135 134L133 133L134 132V128L133 127H131L130 125H131V123ZM135 122V123H134ZM164 122V123H163ZM195 122V123H194ZM197 122L199 123L198 125H197ZM208 122H211L210 124L208 123ZM214 122H216L215 124H214ZM221 122H223V123H221ZM235 122V123H234ZM22 123V124H21ZM24 123H28L27 125L25 124L24 125ZM40 123V124H39ZM91 123V124H90ZM92 123H93V126L95 127V130H93L94 128L92 127ZM162 123V124H161ZM205 123H206V125H205ZM209 124V126H208V124ZM217 123H218V125H221L220 126V128L218 127V125H217ZM220 123V124H219ZM227 123V124H226ZM237 123V124H236ZM252 123H254L255 125L253 126V124ZM19 124V125H18ZM34 124V123H33ZM97 124L99 125V127H97ZM124 124H126V126L127 127H124L125 125ZM130 124V125H129ZM137 126H136V125ZM152 124V125H151ZM159 124H161V125H159ZM213 124L215 125V126H213ZM234 124V125H233ZM17 125L19 126V127H17ZM23 125V126H22ZM29 125V126H28ZM40 125V126H39ZM54 125V124H53ZM117 125H115V126H117ZM149 125V126H148ZM153 125H156V126H153ZM165 125V124H164ZM174 125H176V126H174ZM185 127H184V126ZM192 125V126H191ZM204 125H205V127H207V128H205L204 127ZM230 125V126H229ZM243 125V124H242ZM33 126V127H32ZM41 126L42 127H44L43 129L41 128ZM106 126V127H105ZM144 126V127H143ZM199 126V127H198ZM211 126V127H210ZM213 126V127H212ZM248 126V125H247ZM19 128V129H17V128ZM24 127V128H23ZM28 127V129H30L31 127L32 128H34L35 127V130L36 129H38V128H40L39 130L40 131H38V130H36L35 132L33 131L34 129H30L29 131H23L22 129H24V130H27L26 128ZM82 127H83V130H82ZM90 127H92L91 129H90ZM131 127V128H130ZM146 127H148V128H146ZM149 127H152V130H151V128H150V131L152 132V131H154V132H156V133H154V132H152L153 133V136L155 135V134H157V136L155 135V137H157V138H155V137H153L152 135H150L151 134V132H149V130H147L148 131V133H147V131H146V129H149ZM154 127H156V128H154ZM159 127V128H158ZM184 127V128H183ZM192 129H191V128ZM202 127V128H201ZM204 127V128H203ZM208 127H210V129L208 128ZM217 127V128H216ZM222 127V128H221ZM246 127V128H245ZM50 130H49V129ZM76 128H78L77 130H76ZM85 128H88V132H87V129L85 130ZM96 128H99V129H101V128H104L102 131H98V133L96 132ZM120 128V129H119ZM127 129V128H129V129H127V131H130L129 133H130V135L128 134V132H126L129 136H131V134H132V136H133V138L134 139H132L131 140V142L133 141V142H135L137 145H138V148H137V145H136V148L135 147H133V145L135 144H132L131 142H129V141H127V142H125V144L126 145H124L125 147H128L127 149L126 148H124V146L123 145H121L120 147L121 148H119V150H120V153H121V150H123V152L122 153H124V154H122V155H126L125 156V159L124 158H121V157H124V156H122L121 154H118L117 155V152L119 151V150H117V148L119 147V145L120 144H122L124 141H125V139H124V141H123V139H122V141L123 142H121L120 144H117L116 142H118L119 141V138H120V136H121V134L120 133H124V135L123 136H128L124 131H123V129ZM177 128V129H176ZM214 128H216V129H214ZM219 128V129H218ZM226 128V129H225ZM232 128H234V129H232ZM236 128V129H235ZM50 131H48V130ZM134 129V130H133ZM154 129H156V130H154ZM176 129V130H175ZM197 129V130H196ZM21 130V131H20ZM98 130V129H97ZM121 132H120V131ZM140 130V131H139ZM178 130V131H177ZM188 132H187V131ZM203 130H205V132L203 131ZM207 130V131H206ZM231 130V131H230ZM236 131V133H239V135L238 134H236V136H235V131ZM240 130V132H242L241 134H242V136L244 135V137H242L241 139H240V137H241V134H240V132H238ZM242 130V131H241ZM247 130V131H246ZM48 131V132H47ZM82 131V132H81ZM106 133H105V132ZM107 131H108V129H107ZM118 132V137H117V132ZM145 131V132H144ZM176 131H177V133H176ZM191 131V132H190ZM201 133H200V132ZM220 131V132H219ZM229 131L230 132H232L231 134L229 133ZM6 132V133H5ZM10 132V133H9ZM15 132V133H14ZM23 132V133H22ZM27 132V135L28 134H31V135H29L30 137V139L31 140H29L28 138H27V135H25V133ZM31 132V133H30ZM35 133V134H33V133ZM37 132V133H36ZM41 132V133H40ZM59 132L62 134V135H60L59 134ZM103 134H102V133ZM120 132V133H119ZM180 132V135H178V133ZM217 132V133H216ZM259 132V133H258ZM52 135H50V134ZM73 133V135L74 136H77V133L76 134H74ZM107 134V135H105V134ZM187 133H189V134H187ZM191 133V134H190ZM195 133H196V135H195ZM198 133V134H197ZM206 134V136H205V134ZM208 133V134H207ZM212 133V134H211ZM225 133H226V135H225ZM230 134L231 135V137L229 138V136L230 135H228V134ZM33 134V135H32ZM175 134L177 135L176 137L178 138V141H177V138L175 137ZM181 134H183V135H181ZM194 134V135H193ZM216 134H218L217 136H216ZM5 137H4V136ZM23 135L25 136V137H23ZM37 135H39V137L37 138L36 136ZM49 135V136H48ZM97 135H98V137L99 136H106L107 137V139H106V141L105 142H108V143H105L104 142V140H103V142H102V144H101V142H100V144L101 145H103V146H105V147H103V146H101V149L98 147V146H100L99 144L97 145V146H95L97 143H98V141H100V138H98L97 137ZM141 135H143L142 137H141ZM188 136V138H190L189 140H186L185 138H187V136ZM193 135V136H192ZM200 135V136H199ZM204 137H203V136ZM240 136V137H238V136ZM257 135H259V136H257ZM261 135V136H260ZM36 137L35 138V140H34V138L33 137ZM56 136V135H55ZM91 136H93V138H92V141L90 140L91 139ZM123 136H122V138H123ZM140 137L142 140H144V141H142L141 140V142L140 143H143V146L144 147H142V144L140 145L139 143H137V142H139L140 141V138L138 139V138H136L137 140H135V137ZM153 137V139L156 141V142H158L159 143V141L161 142L159 145L158 144H156V143H154L155 141H153V139H152V137ZM160 136V137H159ZM179 136V137H178ZM180 136H183L184 137V139H185V141H187V142H189V141H191V143L189 142V143H187V142H185L184 140H183V138L182 137H180ZM186 136V137H185ZM208 136V137H207ZM210 136V137H209ZM49 137H51V138H49ZM84 137V138H83ZM193 137L196 139H193ZM205 138V139H203V140H200L201 138ZM222 137V138H221ZM234 137V138H233ZM260 137V138H259ZM5 138V139H4ZM24 138H25V140H24ZM27 138V139H26ZM43 138V139H42ZM48 139V141L49 140H51L52 138H53V140H55V141H50V142H48L47 141V139ZM56 138V139H55ZM87 138V139H86ZM124 138H126V137H124ZM166 138V139H165ZM174 138H176V140L174 139ZM180 138V139H179ZM225 138V139H224ZM227 138V139H226ZM233 138V139H232ZM238 138L240 139V140H238ZM258 138V139H257ZM7 139V140H6ZM10 139V140H9ZM16 139V140H15ZM33 139V140H32ZM36 139H37V143H38V145L37 144H35L36 143ZM42 140L41 142H40V140ZM86 139V140H85ZM213 139V140H212ZM218 139V140H217ZM229 139V140H228ZM238 141H237V140ZM261 139H263V140H261ZM59 141L58 143L63 147V149L65 150L66 149V147H67V149H69L68 147H70V150H71V152H70V150H65L64 152L65 153H63V149L62 148H60L61 146H57L58 145V143L56 142V141ZM64 140V139H63ZM90 140V141H89ZM98 140V141H97ZM146 140L150 143H148V142H146ZM157 140H159V141H157ZM179 140H180V142H179ZM198 140V141H197ZM211 140V141H210ZM227 140V141H226ZM236 140V141H235ZM247 140V141H246ZM255 140H258V141H256L257 143H254L255 142ZM260 140V141H259ZM10 142L11 141V143H7V142ZM27 141H31L32 142V145L34 146V144H35V147H34V150H35V152L34 151H31V150H33L32 148H33V146H30L31 145V142L29 143V142H27ZM33 141H35L34 143H33ZM44 141V142H43ZM62 142V144H61V142ZM87 141V143L88 142H93V141H97V142H93V143H90V146L91 145H93V146H95L96 147V149H95V147H94V151L96 152L97 151V149H99V150H101V151H105L104 150V148H107V146H108V150H109V152L111 151V152H114L115 153V156L117 155L120 159L119 160H121V159H124V165L121 167V169L119 170V171H122V174L123 175H126L127 176V174H128V172L127 171H129V173L131 172V175L133 174H135L134 176L135 177H137V176H140V174L139 173H143V175H145V173L144 172H146L147 171V169H148V166H150V168L151 167H154V165L155 164H157L156 163V159L155 158H153V156H152V159L150 158L151 157V155L148 157V155H145V153H143L144 152V150L142 149V148H145L146 146H149V147H156V146H160L161 144H164V146H165V148H167L168 146H167V144L169 145V148H167V149H169V150H166L165 148H164V146L163 145H161L162 146V148H160V150H162L163 149V152L162 151H160V152H162V155L164 156V158L162 157V159H164L165 161H170V159H171V161H173L174 160V162H173V164H172V168L174 169V166H178V167H175V169L176 168H180V167H182V166H186L185 168L184 167H182V168H184V170L185 169H189V170H185V171H183V169H176V170H178V172H176V170L174 169L173 171H174V173H173V178L172 179H174L173 180V182H172V179L170 180V178H168L166 175L167 174H165V173H167V171L166 170H164L163 172H156L155 174H153V178L152 179H148V176L146 177V175L144 176L145 177V179H143L144 177H139V179L140 178H142L143 179V181L144 180H146V178H147V180L146 181H144V182H147V183H143V181H139V187H138V185L137 186H135L134 188H132L133 190H131V192L133 193L134 192V190H135V192H136V194L134 193L133 194V196L131 195L132 193L131 192H129L128 193V195H125V197H119V198H122L121 200H123V201H120V199H119V201L121 202H119L118 200H117V198H113V200L115 201V202H117V204H114L115 202L112 200V202H111V200H108L105 204H103V202H95V204H93V202H92V205H91V202L88 204V202H89V199L90 198H88V197H90V191H88L87 192V187H84L83 189H81V190H83V191H81L80 190V192L81 193H79V190H76V191H74L76 188H77V185H79L80 183V179H82L83 178V175H84V177L86 176L85 174L86 173H84V172H86V171H84V167H82V166H85L84 164L82 165V164H80V166L82 167V169L83 170H81V167L79 168V165H68V163L69 162H73L74 163V161H76L78 158H79V156H77V153H78V155L80 154V151H82V149H84V147H83V145L81 146V144H82V142H83V144L85 145V142ZM120 141H121V139H120ZM119 141V142H120ZM137 141V142H136ZM153 141V142H152ZM165 141H167V143L165 142ZM170 141H172V142H170ZM175 141H177L178 142V144H177V142H175ZM181 141L183 142V143H181ZM198 142V144H197V142ZM212 141H214L213 143H212ZM217 141V142H216ZM232 141V142H231ZM233 141H234V143H233ZM241 141V142H240ZM243 141V142H242ZM22 142V143H21ZM27 142V143H26ZM50 143V144H48V143ZM52 142V143H51ZM131 143V145H132V147H130L129 146V143ZM162 142H165V143H162ZM194 142L197 144L196 146H195V144H194ZM201 142V143H200ZM222 142V143H221ZM244 142H246V145H245V143ZM250 142H251V145H250ZM86 143V144H87ZM96 143V144H95ZM117 144L116 146H118V147H116L115 148V146L113 147V145L114 144ZM169 143H171V144H169ZM179 143H181L180 145H179ZM186 143V144H185ZM194 145H193V144ZM224 143V144H223ZM226 143H227V147H226ZM236 143H238V144H236ZM239 143H242V144H239ZM244 143V144H243ZM254 143V145H253V147H255V148H252V144ZM258 143H260V144H258ZM5 144H7V145H5ZM8 144H10V145H14V146H12V148H11V150L13 149V147H14V149L9 153V146L10 145H8ZM30 144V145H29ZM41 144H43V146L41 145ZM45 144H48L47 146L45 145ZM105 144V145H104ZM111 144H113V145H111ZM124 144V143H123ZM127 144H128V146H127ZM153 144H155V145H153ZM176 144V145H175ZM182 144H184V145H186L185 147L184 146H182ZM189 144V145H188ZM200 144V145H199ZM206 144V145H205ZM220 145V146H218V145ZM247 144H249V145H247ZM260 146H258V145ZM20 145V147H18V146ZM25 145H27V146H25ZM42 147V150L39 148L40 146ZM45 145V146H44ZM50 145H52L51 146V148H56V150H55V152H59V150L60 149H62V150H60V156L62 157V159L60 160L61 162H59V159L61 158L60 156H59V153H58V157L56 156L57 154L53 151V149L52 150H50L51 148H50ZM56 147H55V146ZM88 145H89V143H88ZM88 145H86V146H88ZM110 145L112 146V147H110ZM191 145L192 146H195V147H197V149H195V147H191ZM212 145V146H211ZM222 145H224V146H222ZM232 145H234L233 146V148H232ZM256 145H257V147H256ZM5 146H8V147H5ZM23 146V147H22ZM85 146V147H86ZM123 146V147H122ZM135 146V145H134ZM160 146V147H161ZM180 146H182L181 148H180ZM217 146V147H216ZM222 146V147H221ZM238 146V147H237ZM251 146V147H250ZM36 147H37V149H36ZM43 147H45L47 150H48V147H49V150L53 153V154H51V155H53L52 157H51V155H50V151L48 150H45V148H44V150H43ZM83 147V148H82ZM129 147H130V149L131 148H133V151L135 152L137 149L138 150H143L142 151V155L145 157V161L143 162V160L139 157V154H140V156L142 157V155H141V152H139L138 150L136 151L137 153H134L133 151H132V149L130 150L129 149ZM185 149H184V148ZM237 147V148H236ZM239 147H242V148H239ZM245 147V148H244ZM6 148H8V149H6ZM19 148V149H18ZM58 148V149H57ZM60 148V149H59ZM79 148H82L81 150L79 149ZM93 148V147H92ZM91 148V149H92ZM110 148H111V150H110ZM124 148V149H123ZM140 148V149H139ZM148 148V147H147ZM179 150H178V149ZM190 148V149H189ZM194 149L196 152H197V154L195 153V151L194 150H192L191 151V149ZM204 148V149H203ZM207 148H209V149H207ZM214 148V149H213ZM261 148V149H260ZM6 149V150H5ZM29 149H31V150H29ZM88 149V148H87ZM89 149H90V147H89ZM89 150V154H91V152H92V150ZM112 149H115V150H112ZM126 149V150H125ZM135 149V150H134ZM183 149V150H182ZM187 149H188V151H187ZM202 149V150H201ZM216 149H218V150H216ZM220 149V150H219ZM230 149V150H229ZM245 149V150H244ZM246 149H249L248 151L246 150ZM252 149V150H251ZM253 149L255 150V154L256 155H258L259 154V156H260V159L261 160H263V163H259V162H262L260 159L258 160L259 162L257 163V159H258V157L259 156H256L255 154V156L252 154L253 153ZM259 149V150H258ZM8 150V151H7ZM22 151V152H20V151ZM36 150L38 151L39 150V152H37L38 154H36ZM41 150V151H40ZM79 150V151H78ZM98 150V151H99ZM108 150H106V151H108ZM130 150V151H129ZM176 150V151H175ZM180 150L183 152V151H185V152H187L186 153V156H187V158H186V156L184 155L185 154V152L183 153V154H181L180 153ZM198 150L199 151H201V152H198ZM203 150H205V152L203 151ZM207 150V151H206ZM213 150V151H212ZM224 150H226V151H224ZM243 150V151H242ZM6 152V154H7V152H8V154H10V156L9 155H6L5 154V152ZM15 151H16V154H15ZM20 153H19V152ZM25 151V152H24ZM31 151V152H30ZM45 151V152H44ZM75 151H78V152H75ZM93 151V152H94ZM134 153V155L135 154H137V155H135V157H139L138 158V160L140 159L141 161V163L139 162V164L141 165V167H138V166H136L134 163H136L137 161L135 160L136 158H134V157H132L131 155H133V153ZM165 151V152H164ZM168 151V152H167ZM179 151V152H178ZM193 151H194V154H193ZM212 151V152H211ZM215 151H216V153H215ZM229 151H231V152H229ZM242 151V152H241ZM251 151V152H250ZM256 151H257V153H256ZM259 151H261V152H259ZM0 152V153H1ZM4 152V153H3ZM12 152H14V153H12ZM32 152H34V153H32ZM76 153V155L75 156H77L78 158H75V156H74V154L73 153ZM127 154H126V153ZM173 152H175L174 154H173ZM188 152L190 153V154H192L191 155V157H190V154H188ZM192 152V153H191ZM210 152V153H209ZM217 152H218V154H217ZM221 152H223V153H221ZM244 152L245 153H247V155H249L250 153L253 155H251L252 156V158H255L256 159V161L255 160H253L252 158H251V156H247L246 155V157H247V159H245L244 158ZM263 152V153H262ZM29 153V154H28ZM132 153V154H131ZM166 155H164V154ZM176 153H177V155H176ZM178 153H180V154H178ZM214 153V154H213ZM229 153V154H228ZM244 155H242V154ZM249 153V154H248ZM260 153H262V155H260ZM15 154V155H14ZM36 154V155H35ZM63 156H62V155ZM113 154V153H112ZM128 154H130V155H128ZM188 154V155H187ZM228 156H227V155ZM232 154V155H231ZM235 154V155H234ZM21 155H23V156H21ZM25 155H27L26 156V158L24 157ZM92 155H93V153H92ZM133 155V156H134ZM179 156V158H177L176 157V161H175V159H174V157L175 156ZM204 155V156H203ZM217 155V156H216ZM223 155V156H222ZM225 155V156H224ZM238 155H239V157L241 158L242 157V160H240V158L238 157ZM242 155V156H241ZM13 156V157H12ZM18 158V160L20 159V157H21V159L22 160H24L23 162H22V160H19V161H21V162H19V161H17V158ZM31 156V157H30ZM56 156V157H55ZM115 157V158H118V157ZM146 156H147V160H146ZM181 156V157H180ZM221 156H222V159H221ZM232 158H231V157ZM263 156V157H262ZM42 158V160L44 161H48V160H46V158L47 159H49V164H48V162L46 163V167L44 166L45 164H44V162L41 160V158ZM128 157H129V159H128ZM130 157L132 158V159H130ZM143 157V158H144ZM169 159H168V158ZM171 157V158H170ZM185 157V158H184ZM191 158V159H189V158ZM216 157V158H215ZM224 157V158H223ZM227 159H226V158ZM249 157V158H248ZM257 157V158H256ZM25 158V159H24ZM59 158V159H58ZM75 158V160H73ZM166 158L168 159V160H166ZM180 158H182L181 160H179ZM201 158H202V161H201ZM212 158H214V159H212ZM235 158V159H234ZM52 159V161H56L55 163L57 164H54V162H53V164H50V160ZM56 159V160H55ZM128 159V160H127ZM150 159V160H149ZM153 159H154V161H153ZM178 159V160H177ZM195 161V162H193L194 163V166H196V168L193 166V163L190 165L189 164V167H191L192 168V166H193V169H190L189 167H188V164L187 163H190V162H192L193 160ZM198 159H200V161H198ZM203 159H205L206 161H204ZM208 159H211V160H208ZM226 159L227 161H225L224 162V160ZM230 161H229V160ZM246 160V162L244 161L243 162V160ZM250 159H251V161H250ZM118 160V159H117ZM131 160V163L129 162ZM184 161V165L182 164V163H180V162H183ZM186 160H189V162H187ZM190 160H192V161H190ZM217 160V161H216ZM9 161V162H8ZM106 160H104V159H101V163L103 162V166H105L106 165V162H105ZM127 161V162H126ZM135 161V162H134ZM151 161V162H150ZM179 161V162H178ZM197 161H198V163H197ZM211 161V162H210ZM222 161V162H221ZM233 161V162H232ZM252 163H250V162ZM5 162V163H4ZM14 162V163H13ZM43 162V163H42ZM105 162V163H104ZM142 162L144 163V165L145 166H143V164H142ZM146 162V163H145ZM176 162V163H175ZM180 163V164H178V163ZM187 162V163H186ZM200 162V163H199ZM205 162V163H204ZM208 162H209V165H208ZM231 162L232 163H234V164H231ZM249 162V163H248ZM8 163L11 165H15V167L13 166V168H11L12 166H10V165H8ZM41 163V164H40ZM52 163V162H51ZM59 163V164H58ZM99 164L100 166H102V164ZM128 163V164H127ZM149 163H150V165H149ZM151 163H152V166H151ZM155 163V164H154ZM186 163V164H185ZM204 163V164H203ZM217 163V164H216ZM223 163V164H222ZM237 163V164H236ZM247 163V164H246ZM257 165H256V164ZM25 164H28V165H25ZM60 164L61 165H63V167L62 166H60ZM67 164V165H66ZM70 164V163H69ZM127 164V166H125ZM133 164H134V168L135 169H132L133 167ZM139 164H137V165H139ZM154 164V165H153ZM174 164H176V165H174ZM207 164V165H206ZM221 164V165H220ZM245 164V165H244ZM251 164V165H250ZM7 165L9 166V167H7ZM34 165V166H33ZM50 165H52L51 167H50V169H52V170H54L53 172H52V170H50L48 167ZM53 165L55 166V167H53ZM68 166V169H69V166L72 168V170H71V168L68 170L67 169V167L66 166ZM148 165V166H147ZM174 165V166H173ZM182 165V166H181ZM227 167H226V166ZM230 165V166H229ZM234 165V166H233ZM243 165H244V167H243ZM26 167V168H24V167ZM27 166H29V167H27ZM38 166V167H37ZM41 166H43V167H41ZM57 166H59V168L61 169H59V170H56L58 167ZM64 166H65V168H66V170H65V168H64ZM100 166H95V168H98L99 170L101 169V167ZM102 166V167H103ZM125 166V167H124ZM142 166L143 167H146V168H142ZM199 166V167H198ZM205 166H207V167H205ZM211 166V167H210ZM219 166H221V167H219ZM249 166H250V168H249ZM4 167H6V168H4ZM33 169H32V168ZM45 167V168H44ZM53 167V168H52ZM57 167V168H56ZM127 167V168H126ZM139 169H138V168ZM209 167V168H208ZM231 167V168H230ZM232 167H233V169H232ZM248 167V168H247ZM260 167V168H259ZM8 169L9 168V170L8 171H5V170H2V169ZM16 168V169H15ZM38 168V169H37ZM56 168V169H55ZM93 168V167H92ZM91 168V169H92ZM194 168H195V170H194ZM202 168V169H201ZM214 168V169H213ZM23 169H25V172H24V170ZM47 169H49V170H47ZM94 169V168H93ZM90 170L91 172V174H94V175H97L98 174V169H96L98 172H95L96 170L94 169V170ZM123 169H125L126 170V172H127V174H126V172H123ZM138 169V170H137ZM143 170V172H141L142 170ZM146 169V170H145ZM170 169H171V166H170ZM170 169H168V171H170ZM208 169V170H207ZM211 169H213V170H211ZM229 169V170H228ZM234 169L236 170V171H234ZM241 169H243V170H241ZM248 169V170H247ZM253 169V170H252ZM13 170H15V171H13ZM18 170V171H17ZM28 170V171H27ZM30 170V171H31ZM43 170L45 171V173L43 172ZM134 170V172H132V171ZM137 171V173H136V171ZM172 170V169H171ZM180 170V171H179ZM181 170H182V172H181ZM193 170V171H192ZM204 170V171H203ZM217 170V171H216ZM231 170H233V171H231ZM3 171V172H2ZM48 171H49V173H48ZM58 171L59 172H61L62 171V175L60 174V173H58ZM64 171V172H63ZM77 171H79V172H77ZM84 171V172H83ZM172 171V172H173ZM211 171H213V172H211ZM239 173H238V172ZM41 172H43V173H41ZM50 172H51V174H50ZM66 172V173H65ZM93 172V173H92ZM116 172V171H115ZM171 172V171H170ZM171 172V173H172ZM178 173L179 174V176H176V175H178V174H176V173ZM180 172V173H179ZM184 172V173H183ZM190 172V173H189ZM199 172V173H198ZM209 172H211V173H209ZM225 172V173H224ZM229 172V173H228ZM233 172H235V173H233ZM16 173V174H15ZM26 173V174H25ZM30 173H31V176H30ZM57 173V174H56ZM72 175H71V174ZM83 173V174H82ZM112 172H110L109 174L110 175H112L111 174ZM160 173V174H159ZM161 173H162V175H161ZM185 173H189V175H186ZM192 173H195V174H192ZM215 175H214V174ZM228 174V176H227V174ZM238 173V174H237ZM35 176V177H33V175ZM60 174V176L61 177H63V175L65 174L66 175V177H65V175H64V177L63 178H66L65 180L67 181V183L69 182L68 181V179H71L72 180V178H73V182H74V180L75 181H77L76 183H75V185L72 183V181H70L69 183L71 184V185H73V188L71 187V185H69V183L68 184H66V181H64L63 179L62 180H60L59 179V175ZM74 174V175H73ZM78 174V175H77ZM80 174H82V175H80ZM137 174H139V175H137ZM157 174V175H156ZM164 174H165V181L163 180L164 179ZM196 178H194L192 175ZM243 174V175H242ZM258 174V175H257ZM9 175H10V177H9ZM16 175H17V177L18 178H16ZM18 175H20L21 176V178L18 176ZM43 175V176H42ZM56 175V176H55ZM71 176V178H69L70 176ZM94 175H92V177H91V175H90V177H91V179L92 178H94V177H96V176H94ZM130 174H128V176L127 177H125V176H123L122 178H123V180H122V178H121V181L123 182V181H125V182H123V184L125 185V187H126V185L127 184H129L128 182H131L132 180L130 179V178H133V180H137V178H135L134 176L132 177ZM181 175H182V177H181ZM199 175V176H198ZM204 175H206V177L204 176ZM247 175V176H246ZM13 176V177H12ZM14 176H15V178H14ZM51 178H50V177ZM73 176V177H72ZM94 176V177H93ZM129 176H131L130 178H128ZM156 176V177H155ZM158 176V177H157ZM188 176H192V178H193V180L191 179V181H189V179H190V177H188ZM205 178H204V177ZM209 176H211L210 178H209ZM254 176V177H253ZM261 176V177H260ZM28 178L29 180H31L30 181V187H28V188H32V186L31 185H36V184H38L39 182V184L38 185H36L35 187L33 186V189H31V191H30V189H28L27 187L25 188L24 186L22 187V185L24 184V182H25V180L26 179H24V178ZM32 177V178H31ZM57 177V178H56ZM60 177V178H61ZM77 177V178H76ZM152 177V175L151 176H149V178H151ZM176 179H175V178ZM198 177V178H197ZM203 177L204 178V182H202V179L201 178ZM224 177V178H223ZM259 177V178H258ZM23 178V179H22ZM80 178V179H79ZM127 178V179H126ZM135 178V179H134ZM179 178H180V180H179ZM187 178V179H186ZM253 178V179H252ZM22 179V181H21V183H22V185H20L21 183H20V181L19 180H21ZM32 179H33V181L34 180H37V181H32ZM57 179H59V181L57 180ZM95 179V178H94ZM111 179H113V176L111 177ZM170 180V184H168V183H166L168 180ZM182 179H183V181H182ZM205 179H207V180H205ZM214 179V180H213ZM227 179V180H226ZM16 180V181H15ZM18 180V181H17ZM39 180V181H38ZM127 180H129L128 182H127ZM149 180L151 181L152 180V182H149ZM154 180V181H153ZM160 180H163V181H160ZM180 182H179V181ZM249 180V181H248ZM14 181L15 182H18V184L17 185H15V183H14ZM59 182L60 183V185L58 186V184L59 183H57V182ZM61 181V182H60ZM65 183H64V182ZM79 181V182H78ZM109 181V182H108ZM101 180L100 182L102 183H105V184H103L102 183V186L104 185V186H110V184H111V181L110 180ZM119 181H120V179H119ZM120 181V183L119 182H117V186H119L120 187V185L122 186V182ZM158 181H160V182H158ZM200 181V182H199ZM233 181V182H232ZM7 183V185H5L6 183ZM31 182H33V183H31ZM36 182H38V183H36ZM108 182V183H107ZM127 182V183H126ZM154 182V183H153ZM165 182V183H164ZM175 182V183H174ZM178 182V184H176ZM183 182V183H182ZM196 182V184H194ZM220 182V183H219ZM226 182V183H225ZM229 182V183H228ZM245 182V183H244ZM54 183H55V185H54ZM67 186V189H69V190H66V186L64 185V184ZM79 183V184H78ZM119 183V184H118ZM151 183H152V185H151ZM181 183L183 184V186L181 185ZM184 183H185V185H187V186H185L184 185ZM198 183V184H197ZM205 183V184H204ZM207 183V184H206ZM228 183V184H227ZM8 184H10V185H8ZM64 186H63V185ZM162 184H164V185H162ZM167 184H168V186H167ZM225 184V185H224ZM3 185L5 186V187H3ZM25 185V184H24ZM62 185V186H61ZM145 185V186H144ZM150 185V186H149ZM194 185H195V187H194ZM203 185V186H202ZM247 185V186H246ZM17 186H18V188H17ZM55 186V187H54ZM68 186H70V187H68ZM76 186V187H75ZM103 186V187H104ZM146 186H148V187H146ZM180 186H182V187H180ZM189 186V187H188ZM256 186H257V189H256ZM19 187H21V188H19ZM65 189H64V188ZM137 187V188H136ZM141 187V188H140ZM144 187V189L142 190V188ZM150 187V188H149ZM160 187V188H159ZM162 187H166L165 189L164 188H162ZM176 187V188H175ZM200 187V190L199 189H197V188H199ZM209 187V188H208ZM237 187V188H236ZM16 190H15V189ZM75 188V189H74ZM87 188V189H86ZM106 188V187H105ZM122 188V187H121ZM124 188V187H123ZM139 188V189H138ZM149 188V189H148ZM153 190H152V189ZM162 188V189H161ZM171 188H172V190H171ZM261 188V189H260ZM6 189V188H5ZM19 189V190H18ZM20 189H21V191H20ZM73 189V190H72ZM84 189L86 190V192L84 191ZM120 189V188H119ZM138 189V190H137ZM142 190V192H141V190ZM164 189V190H163ZM174 189H177V190H174ZM205 189V190H204ZM254 189V190H253ZM258 189H259V191H258ZM11 190H15V191H11ZM25 190H28L27 192L25 191ZM42 190H43V192H42ZM75 192L74 194H73V192ZM140 190V194L137 192V191H139ZM147 190V191H146ZM150 190V191H149ZM161 190H163V192L166 190V192H164V193H161L162 191ZM210 190V191H209ZM229 190V191H228ZM242 190V191H241ZM248 191V193L250 192L251 193V195H250V193H249V196L247 195L248 193H247V191ZM250 190V191H249ZM2 191L3 190H1L0 191V195H1V193H2ZM20 191V192H19ZM30 191V192H29ZM42 193H41V192ZM70 192V193H68V192ZM144 191V192H143ZM169 191H171V192H169ZM175 193V194H177V195H175V194H173V192ZM178 191V192H177ZM219 191V192H218ZM234 191V192H233ZM85 194H84V193ZM159 194H158V193ZM167 192H169V194L167 195L166 194V196H168V197H164L165 195H163V197H162V195L161 194H165V193H167ZM181 192V193H180ZM199 194H198V193ZM257 192V193H256ZM11 193H13V194H17V196H18V199H17V197H16V200H15V196L13 195V194H11ZM47 193V194H46ZM83 193V195H81ZM87 193H88V197H86L87 196ZM131 193V194H130ZM161 193V194H160ZM195 193V194H194ZM207 193V194H206ZM226 193V194H225ZM253 193H254V195L255 194H257V195H253ZM37 194H38V197H37ZM41 196H40V195ZM42 194H43V196H42ZM65 194V195H64ZM69 194H73V196L71 195V197H75L76 195H78V196H76L74 199L73 198H71L70 196H69ZM130 194V195H129ZM143 194V195H142ZM172 196H171V195ZM183 194V195H182ZM188 194V195H187ZM261 194V195H260ZM263 194V195H262ZM7 195V194H6ZM11 195H13L12 196V198H11ZM62 195V196H61ZM141 196L142 195V197H139V196ZM155 195H157V196H155ZM170 195V196H169ZM219 195V196H218ZM223 195V196H222ZM225 195V196H224ZM228 195V196H227ZM237 195V196H236ZM247 195V196H246ZM253 195V196H252ZM259 195H260V197H259ZM10 196V197H9ZM24 196V198H23V202H21V198ZM83 196V197H82ZM85 196V197H84ZM130 198H129V197ZM134 196H138V197H136V202H135V200H134V202H133V197ZM151 196V197H150ZM174 196V197H173ZM222 196V197H221ZM252 196V197H251ZM19 197H21V198H19ZM31 197H32V199H31ZM42 197H43V199L45 198V200H41L42 199ZM47 197V198H46ZM53 197V198H52ZM58 197V198H57ZM67 197V198H66ZM81 197V198H80ZM157 197V198H156ZM177 197V198H176ZM180 197V198H179ZM224 197V198H223ZM227 197H228V199H227ZM237 197H238V199H237ZM240 197V198H239ZM249 197V198H248ZM256 197V198H255ZM259 197V198H258ZM263 197V198H262ZM9 198H10V200H9ZM69 198V199H68ZM84 198V199H83ZM88 200V202H87V200ZM126 198V199H125ZM129 198V199H128ZM142 198V199H141ZM146 198V199H145ZM163 198V199H162ZM174 198V199H173ZM221 198H223V199H221ZM235 198V200H233ZM244 198V199H243ZM248 198V199H247ZM252 198V199H251ZM255 198V199H254ZM25 199V200H24ZM34 199H36L35 200V202H32V200H34ZM49 199V200H48ZM66 199H68V201L66 200ZM82 199L83 200H86L85 201V203L84 202H82ZM132 199V202H133V204H132V202H130L129 203V201ZM134 199H135V197H134ZM193 199V200H192ZM213 199V200H212ZM216 199H217V201H216ZM230 199V200H229ZM232 199V200H231ZM259 199H261V200H259ZM13 202H12V201ZM17 200H19V202L17 201ZM50 200H52V201H50ZM56 200V201H55ZM66 200V201H65ZM72 200V201H71ZM142 200V201H141ZM152 200V201H151ZM156 200H157V202H156ZM162 200V201H161ZM185 200V201H184ZM204 200V201H203ZM210 200V201H209ZM225 200V201H224ZM237 200V201H236ZM243 200V201H242ZM250 200V201H249ZM253 200V201H252ZM259 200V201H258ZM9 201V202H8ZM12 203H11V202ZM17 201V202H16ZM38 201V202H37ZM41 201V202H40ZM43 201H45V202H43ZM48 201V202H47ZM60 203H59V202ZM76 201V202H75ZM127 201H128V203H127ZM208 201V202H207ZM231 201V202H230ZM232 201H234V203L232 202ZM15 202V203H14ZM32 202V203H31ZM53 202V203H52ZM61 202H62V204H61ZM67 202V203H66ZM68 202H70V204L68 203ZM81 202H82V204L84 203L85 205H83V206H81ZM87 202V203H86ZM109 202V204H107ZM124 202V203H123ZM139 202V203H138ZM153 202V203H152ZM174 202V203H173ZM181 202V203H180ZM199 202V203H198ZM212 204H211V203ZM214 202H217V203H219V204H217V203H214ZM221 202V203H220ZM225 204H224V203ZM230 202V203H229ZM255 202H258V204L257 203H255ZM260 202H262V203H260ZM4 203H6V205L4 204ZM14 203V204H13ZM28 203V204H27ZM30 203V204H29ZM56 205H55V204ZM64 203V204H63ZM80 203V204H79ZM98 203V204H97ZM99 203H100V205L102 204L103 206H101V208H100V210H98L97 208H99L98 207V205H99ZM111 203L113 204V205H111ZM118 203H120V204H118ZM124 205H123V204ZM146 203V204H145ZM207 203H209L210 204V206H213V204H214V207H211V208H209L210 206H209V204H207ZM232 203V204H231ZM247 205H249L251 208L249 209V206H245L246 204ZM4 204V205H3ZM27 205V208H28V206L30 207H32L31 208V210L33 209V211H31V210H28L27 211V213L28 212H32L31 214L30 213H28V215L29 216H25V218L28 220V224L26 223V220L24 219V211H26V208H25V206ZM32 204V205H31ZM37 204H39V205H37ZM53 204V205H52ZM61 204V205H60ZM69 204V205H68ZM77 204H78V206H77ZM86 204L88 205V207L86 206ZM107 204V205H106ZM132 204V205H131ZM176 204V205H175ZM182 204V205H181ZM190 204V205H189ZM218 205V207H217V205ZM230 204V205H229ZM242 204H243V207L245 208V210H246V212H245V210L243 209L242 211H244V212H242V211H240V212H242L241 213V215H243L244 214V216H241V215H239V214H237L238 212L236 211V210H240V209H242L241 207H242ZM254 204H256V205H254ZM260 204V205H259ZM25 205V206H24ZM33 205H35V206H33ZM59 205H60V207H59ZM65 205V206H64ZM67 205H68V207H67ZM74 207H72V206ZM94 205V206H93ZM97 205V206H96ZM111 206V208L110 207H107V206ZM115 205V206H114ZM117 205H119V206H117ZM161 205V206H160ZM207 205V206H206ZM216 205V206H215ZM223 205H226V206H223ZM42 206V207H41ZM70 206V207H69ZM86 208H85V207ZM91 206H93L94 208H92ZM113 206V207H112ZM129 206V207H128ZM177 206H178V209L180 210L181 209V211H183V208H184V211H186V212H182V214L184 215H182V214H179L178 213V215H177V212H174L176 209H177ZM186 206H188V207H186ZM230 206V207H229ZM231 206L233 207L232 209L233 210H231L230 208H231ZM238 206H239V208H238ZM241 206V207H240ZM254 206V207H253ZM22 208V209H20V208ZM39 207V208H38ZM44 207V208H43ZM48 207V208H47ZM91 207V208H90ZM95 207H97L96 209L99 211V213L96 211V209H95ZM107 207V208H106ZM115 207H116V209H115ZM126 207V208H125ZM200 207H201V209H200ZM208 208V209H205V212H203V210H204V208ZM216 207V209H214ZM220 207V209H218ZM225 207V208H224ZM229 209H227V208ZM5 208V209H6ZM37 208V209H36ZM60 208V209H59ZM76 208V209H75ZM83 208V209H82ZM105 208H106V210H105ZM112 208H113V210L115 211V210H117L116 212H114L113 210H112ZM130 208H132V209H130ZM137 208V209H136ZM188 208V209H187ZM225 210H224V209ZM14 209V208H13ZM20 209V210H19ZM41 209H42V211H41ZM47 209H49V210H47ZM53 209H56L55 211H52ZM59 209V210H58ZM80 209V210H79ZM82 209V210H81ZM105 210V211H103L102 212V210ZM108 209V210H107ZM122 209V210H121ZM172 209H175V210H172ZM176 210V211H179V210ZM186 209V210H185ZM199 209H200V211H199ZM210 209V210H209ZM215 210V214H213V212H214V210ZM219 210V211H217V212H220V213H217L216 212V210ZM236 209V210H235ZM249 209V210H248ZM253 209V210H252ZM17 210V212H15ZM38 211V212H36V213H33V212H35V211ZM76 210H77V212H76ZM119 210V211H118ZM121 210V211H120ZM136 210V211H135ZM150 210V211H149ZM172 211L171 213L170 212H168V211ZM192 210V211H191ZM194 210V211H193ZM211 210H213V211H211ZM223 210V211H222ZM227 210L228 211H230V212H233V213H231V214H228V212H227ZM10 211V212H9ZM19 211V212H18ZM45 211H47V212H45ZM71 211V213H70V215L68 214L69 212ZM73 211V212H72ZM93 211H94V213H93ZM146 211V212H145ZM225 211L227 212L226 214H225ZM253 211V212H252ZM12 212V213H11ZM20 212L22 213L21 214V216L23 217H21V219H20ZM40 212V213H39ZM45 212V213H44ZM53 212H54V214H53ZM68 212V213H67ZM143 212V213H142ZM161 212V213H160ZM168 213L167 214V220L165 219L164 221L162 220L163 218H166L165 216L166 215H164L165 213ZM174 212V214L173 215H175V213H176V215L178 216H174L173 217V215H171L172 213ZM190 212V213H189ZM206 212H212V215H214V216H212V215H210V214H208V215H206L207 213ZM224 212V213H223ZM229 212V213H230ZM239 212V213H240ZM251 212V213H250ZM7 213H8V215H7ZM17 213H19L18 214V216H17ZM102 213V214H101ZM142 213V214H141ZM159 213H160V215H164V217L162 218L161 217V219L160 218H158L159 217ZM162 213H164V214H162ZM203 214V213H205L204 215H200V217H199V214ZM246 213V214H245ZM248 213V214H247ZM254 213H255V215H257V216H255L254 215ZM263 213V214H262ZM40 214V216H38V215ZM47 214H49V216L47 215ZM51 214V215H50ZM53 214V215H52ZM83 214V215H82ZM92 215V216H90V215ZM170 214V215H169ZM187 214V215H186ZM195 214H198L197 216L198 217H196V215ZM223 214V215H222ZM235 214H236V217H237V215H238V217L240 216V217H245L246 218V216L247 215H249V217L248 218H246L247 219V221H249V223L247 222V221H245V223H244V220H246V219H243V222L238 218V219H235ZM261 214H262V216H261ZM12 215V216H11ZM14 215V216H13ZM16 215V216H15ZM47 215V216H46ZM55 215V216H54ZM59 215V216H58ZM65 215L67 216V217H65ZM69 215V216H68ZM73 215V217H71ZM77 215V216H76ZM81 215V216H80ZM105 215V216H104ZM135 215V216H134ZM139 215V216H138ZM195 217H194V216ZM231 215V216H230ZM234 215V218H232V216ZM31 216H33V218L35 219L36 217V219L35 220H31ZM35 216V217H34ZM44 216H45V218H44ZM53 216V217H52ZM94 216V217H93ZM103 216V217H102ZM149 216V217H148ZM180 216V217H179ZM208 216V217H207ZM210 216H211V218H210ZM224 218H222V217ZM255 217V222L253 221V219H254V217ZM12 217V218H11ZM40 217V218H39ZM51 217L53 218V219H51ZM64 217V218H63ZM77 217V219H75ZM79 217V218H78ZM81 217V218H80ZM90 217V218H89ZM109 217V218H108ZM133 217V218H132ZM173 217V218H172ZM184 217V218H183ZM201 217L204 219V222H202L203 221V219H201ZM214 217V218H213ZM219 217H220V219H219ZM230 217V218H229ZM252 217V218H251ZM258 217V218H257ZM20 220H19V219ZM28 218H30V219H28ZM39 218V219H38ZM44 218V219H43ZM82 218H84V220L82 219ZM135 218V219H134ZM142 218V219H141ZM146 218V221L144 220ZM148 218V219H147ZM151 218V219H150ZM153 218V219H152ZM160 219V220H156V219ZM191 218V220L192 219H194V220H196L195 218H197V220H199V221H201L202 223H199V221H194V220H189V219ZM198 218H200V219H198ZM206 218H208V221L206 220L205 221V219ZM213 218V219H212ZM229 218V219H228ZM250 218V219H249ZM4 219V220H3ZM14 219V220H13ZM38 219V220H37ZM43 219V220H42ZM46 219H48L49 221H46ZM121 219V220H120ZM171 219V220H170ZM182 219V220H181ZM185 219V220H184ZM186 219H188V220H186ZM217 219H219V220H221V223H220V221L219 220H217ZM227 219V220H226ZM242 219V218H241ZM258 221H257V220ZM19 220V221H18ZM25 220V221H24ZM30 220H31V223H30ZM36 220H37V222H36ZM51 220H53V221H51ZM62 220V221H61ZM66 220V221H65ZM96 220V221H95ZM117 220V221H116ZM127 220V221H126ZM133 222H132V221ZM136 220V221H135ZM151 221V223L149 222V221ZM169 220V221H168ZM213 220V221H212ZM236 220H240L241 222H240V224L238 223V222H236ZM261 220V221H260ZM33 221H35V223L33 222ZM51 221V223H53L52 225H50L51 223H48V222H50ZM61 221V222H60ZM71 221V222H70ZM74 221V222H73ZM95 221V222H94ZM106 221V222H105ZM115 221V222H114ZM141 221V222H140ZM144 221H145V223H144ZM172 222V221H174V222H172V223H169L168 225H167V223H166V225L165 224H161V222L163 223V222ZM177 221H180V222H177ZM190 221H191V223H193V221H194V223H196V226H195V224L193 223V227H192V224L191 225H188V222H189V224H190ZM212 221V222H211ZM225 221H226V226L225 227H223L224 226V224H225ZM228 221V222H227ZM233 221H235V222H233ZM257 221V222H256ZM42 222V223H41ZM46 222V223H45ZM59 222V223H58ZM63 222V223H62ZM65 222V223H64ZM87 222V223H86ZM94 222V223H93ZM137 222H138V224H137ZM154 222V223H153ZM160 222V223H159ZM206 222V224H203V223H205ZM210 222V223H209ZM214 222V223H213ZM216 222V223H215ZM253 222H254V224H253ZM55 223V224H54ZM80 223V224H79ZM103 223V224H102ZM117 223H118V225H117ZM121 223V224H120ZM126 223H128V224H126ZM134 223V225H132ZM182 223V224H181ZM238 223V224H237ZM241 223H243V224H241ZM248 223V224H247ZM258 223V224H257ZM261 223H263V224H261ZM12 224V225H11ZM22 224V225H21ZM26 224L28 225V226H26ZM44 224V225H43ZM47 224H48V228L46 227L47 226ZM60 224V225H59ZM85 224L87 225V226H85ZM124 224V225H123ZM137 224V225H136ZM143 224V226H141ZM156 224V225H155ZM160 224H161V226H160ZM174 225V227L173 226H169V225ZM181 224V225H180ZM183 224H184V226H186L187 225V227L189 226V228L190 229H188L187 227H184L183 226ZM199 224V225H198ZM219 224V225H218ZM220 224H222L221 226H220ZM232 224V225H231ZM9 225V226H8ZM18 225H20V226H18ZM34 227H33V226ZM102 225V226H101ZM103 225H104V227H103ZM116 227H115V226ZM120 225V226H119ZM130 225H132V227L130 226ZM138 225H140V227H141V229L143 228H145L146 229V227H147V230H142V231H152L151 230V228H152V226L153 225H155V228L154 229H156V230H154V231H157V230H159V227H163V225L165 226V227H168L169 226V228H171V227H173V228H171L172 230H170V234H174V232H172V231H174L175 230V234H176V231L177 230H180V228L181 229H183L184 231H185V229H186V231L185 232H179V235H175L176 237H178L179 236V238H176V237H173V241H174V239L176 238V243L175 244H177V249L176 250H172L173 251V253H172V251L171 250H169V248H167V246L169 245L168 243L170 242L169 241V239L168 240H163V242L161 241L160 242V244H158V247L160 248V247H163L164 249H165V246H166V249H168V250H163V248L161 249L160 248V250H161V252L160 253H162L161 254V256H160V253L158 252H156V250L158 249V248H155L156 246H153V249H152V246H151V249H150V247L149 246H146V242L148 241V239H149V233H146V235L147 236H145L144 237V234H143V237H141V236H138V237H140V238H138L137 236H136V234L135 233H137L138 231H139V229H138ZM151 227H150V226ZM159 225V226H158ZM177 225V227H178V229H176V226ZM206 225H208L207 227H205ZM219 226V228H221V229H218V226ZM234 225V226H233ZM241 225L243 226V225H245V226H247V227H245V226H243V227H241ZM11 226H13V229L11 230ZM23 226H24V228H23ZM30 226V227H29ZM43 226V227H42ZM45 226V227H44ZM49 226H52V227H49ZM54 226H55V228H54ZM136 226V227H135ZM138 226V227H137ZM146 226V227H145ZM148 226L150 227V228H148ZM191 226V227H190ZM201 226H203V227H201ZM217 226V227H216ZM233 226V227H232ZM34 229H32V228ZM41 227H42V229H41ZM124 227V228H123ZM201 227V228H200ZM214 227H216L217 228V230H221V232L219 231V233H221L220 234V238L218 237V236H216L217 234V232H216V228H214ZM228 227V228H227ZM239 227V228H238ZM256 227V226H255ZM259 227H257V229L259 228ZM39 228V229H38ZM53 228V229H52ZM80 228V229H79ZM92 228V229H91ZM97 228V229H96ZM115 228V229H114ZM117 228V229H116ZM123 228V229H122ZM127 228V229H126ZM185 228V229H184ZM192 228V229H191ZM199 228V229H198ZM203 228H204V230H203ZM210 228V229H209ZM223 228H224V231H223ZM231 228V229H230ZM236 228H237V230H236ZM243 229V231H242V229ZM247 228H248V230H247ZM91 229V230H90ZM121 229V230H120ZM130 229H131V232H129L130 231ZM134 229H136L135 231L136 232H134ZM141 229H140V231H141ZM150 229V230H149ZM153 229V228H152ZM174 229V230H173ZM188 229V230H187ZM200 229H201V231H200ZM215 229V230H214ZM233 229V230H232ZM236 230V233H235V230ZM239 229V230H238ZM244 229L246 230V232L244 231ZM264 229V228H263ZM2 230V231H1ZM12 231V232H10V231ZM13 230H14V232H13ZM19 230V231H18ZM94 230V231H93ZM122 230H124V231H122ZM125 230H128V231H125ZM190 230V231H189ZM203 230V231H202ZM6 231L8 232V233H6ZM28 231V232H27ZM38 231V232H37ZM79 231V232H78ZM97 231V232H96ZM116 231H118V232H116ZM120 231V232H119ZM189 231V232H188ZM197 231V232H196ZM208 231V232H207ZM214 231V232H213ZM231 231H232V235H235L236 234V236H237V238H236V236H235V239L234 240H238V241H241V240H243V242H247V246H248V248H250V249H248L247 248V246H246V243H243L242 241H241V243L242 244H245V246L244 245H242L244 248H246L247 250H243V248H241L242 246H241V243L239 242L238 244L240 245V248H239V250L240 251H238L237 249H238V245H236L237 244V242L238 241H234L233 239H232V241H230V242H232L231 244H230V242L228 243L227 242V240L226 239H228V236L231 234ZM238 231V232H237ZM240 231V232H239ZM9 232H10V234H9ZM31 232V233H30ZM100 232V233H99ZM172 232V233H171ZM202 232V233H201ZM242 232H244L243 234L245 235L246 233L248 234V235H250L249 237L250 238H248V236H246V238H247V240H246V238H245V236L244 235H242ZM6 235H4V234ZM13 233V234H12ZM36 233V234H35ZM92 233V234H91ZM116 233V234H115ZM130 233V234H129ZM186 233H188V235L190 236H188ZM200 233H201V235H200ZM203 233H205V234H203ZM230 233V234H229ZM241 233V234H240ZM40 234V235H39ZM52 234V235H51ZM85 234V235H84ZM114 234V235H113ZM123 234V235H122ZM134 234V235H133ZM181 234L183 235V236H181ZM213 234H214V236H213ZM229 234V235H228ZM239 234V235H238ZM4 235V236H3ZM34 235V236H33ZM39 235V236H38ZM66 235V236H65ZM84 235V236H83ZM91 235V236H90ZM95 235V236H94ZM101 235V236H100ZM110 235V236H109ZM194 235V236H193ZM204 235V236H203ZM228 235V236H227ZM241 235V236H240ZM255 236V238H253L254 236ZM32 236V237H31ZM90 238H89V237ZM122 236L123 237H125V238H122ZM134 236V237H133ZM137 238H136V237ZM174 236V235H173ZM193 236V237H192ZM200 236V237H199ZM201 236H202V238H201ZM206 236V237H205ZM212 236V237H211ZM244 237L243 239H241V238H239V237ZM252 236V237H251ZM108 237H110L112 240H109L110 238H108ZM182 237V238H181ZM183 237H185V238H183ZM203 237H205V239L203 238ZM207 237H209V238H207ZM225 237H226V239H225ZM230 237V236H229ZM16 238V239H15ZM21 238V239H20ZM60 238V239H59ZM70 238V239H69ZM81 238V239H80ZM82 238H84V239H82ZM118 238V239H117ZM128 238V239H127ZM142 238V239H141ZM182 240H181V239ZM188 238V239H187ZM191 238V239H190ZM198 238V239H197ZM214 238H213V240H214ZM219 238V239H218ZM252 238V239H251ZM257 238V239H256ZM262 238H264L263 236H262ZM28 239V240H27ZM79 239V240H78ZM93 239V240H92ZM98 241H97V240ZM102 239V240H101ZM104 239V240H103ZM113 239H114V241H113ZM131 239V240H130ZM139 239V240H138ZM147 239V240H146ZM191 241H190V240ZM193 239V240H192ZM195 239H197L196 241H195ZM223 239H225L224 240V242H223ZM244 239L246 240V241H244ZM249 239H251V240H249ZM253 239H256V240H254L253 241ZM260 239V240H259ZM19 240V241H18ZM81 240V241H80ZM101 241V243H100V241ZM108 240V241H107ZM118 240H120V241H118ZM133 240V241H132ZM135 240V241H134ZM207 240V241H206ZM212 240V241H213ZM28 241V242H27ZM61 241V243H59ZM84 241V242H83ZM91 241H93V242H91ZM103 241V242H102ZM109 241H111V242H109ZM113 241V242H112ZM143 241V242H142ZM145 241V242H144ZM177 241H178V243H177ZM190 241V242H189ZM201 241H202V243H201ZM204 241V242H203ZM206 241V242H205ZM220 243H219V242ZM234 241V242H233ZM248 241L251 243V242H253L252 244L253 245H251L250 243H248ZM256 241V242H255ZM261 241H262V243H261ZM54 242H56V243H54ZM74 242V243H73ZM95 242V243H94ZM97 242V243H96ZM118 242V243H117ZM123 244H122V243ZM136 242V243H135ZM167 242V243H166ZM175 242V241H174ZM182 244H181V243ZM194 243L195 242V245H192V243ZM198 242H200V243H198ZM208 242V243H207ZM36 243V244H35ZM47 243V244H46ZM86 243V244H85ZM99 243V244H98ZM109 244L108 246H106V244ZM114 243V244H113ZM140 243V244H139ZM184 243H185V246H184ZM188 243V244H187ZM217 243H219V245L217 244ZM222 243H224V244H222ZM20 244V245H19ZM40 246H39V245ZM51 244V245H50ZM83 244H85V245H83ZM91 246H90V245ZM95 244V245H94ZM97 244V245H96ZM100 244H102V245H100ZM127 244V246H125V245ZM138 244V245H137ZM145 244V245H144ZM165 244V246H162V245H164ZM167 244V245H166ZM178 244H180V245H178ZM222 244V245H221ZM234 244V245H233ZM249 244H250V246L251 247H249ZM254 244H255V246H254ZM31 245V246H30ZM87 245V246H86ZM94 245V246H93ZM99 245V246H98ZM116 245V246H115ZM129 245H131V247L129 246ZM133 245V246H132ZM135 245H136V247H135ZM140 245H142V246H140ZM157 245V244H156ZM160 245V246H159ZM186 245H187V248H186V250H184V248L186 247ZM206 245V246H205ZM223 245H225V248H223L224 246ZM226 245H227V247H226ZM260 245V246H259ZM46 248H45V247ZM62 246V247H61ZM77 246V247H76ZM84 246H86V247H88V246H90V247H88L87 249H86V247H84ZM112 246H113V248L115 249V250H113V248H112ZM129 246V247H128ZM140 246V247H139ZM146 246V247H145ZM180 246V247H179ZM184 246V247H183ZM196 246V247H195ZM218 246H221L222 247V249H224L223 251H222V249H221V247H218ZM234 246H235V248H234ZM256 247V248H254V247ZM262 246V247H261ZM21 247V248H20ZM24 247V248H23ZM44 247V248H43ZM73 247V248H72ZM99 247V248H98ZM102 247H104V248H102ZM110 249H112L113 250V252H112V250H109V248ZM116 247V248H115ZM134 247V248H133ZM261 247V248H260ZM37 248V249H36ZM57 248H59V250L57 249ZM61 248V249H60ZM72 248V249H71ZM77 250H76V249ZM82 250V251H80V249ZM105 248H107L106 250H105ZM117 248H119V249H117ZM121 248V249H120ZM126 248V249H125ZM127 248L129 249V250H127ZM139 248V249H138ZM142 248V249H141ZM227 248H229V249H227ZM231 248L233 249V250H231ZM252 248V249H251ZM254 248V249H253ZM258 248V249H257ZM15 249H17V251L18 252H15L14 250ZM23 249V250H22ZM25 249V250H24ZM68 249V250H67ZM84 249V250H83ZM93 249H98L97 251L96 250H93ZM103 249L105 250L104 252H102L103 251ZM116 249H117V251H116ZM135 249L137 250V251H135ZM148 249V250H147ZM183 249V250H182ZM219 249V250H218ZM235 249V250H234ZM258 250V252L256 253V251ZM8 250V251H7ZM12 250V251H11ZM35 250V251H34ZM57 250V251H56ZM63 250H64V252H63ZM70 250V253L68 252ZM100 250V251H99ZM125 250H127V251H125ZM132 250V251H131ZM154 250V251H153ZM177 250H179V251H177ZM181 250V251H180ZM202 250V251H201ZM228 250H230V251H232L231 253L228 251ZM238 251V253H236L237 251ZM248 250H252L251 252H249ZM262 250V251H261ZM25 251V252H24ZM39 251V252H38ZM45 252V254H43V252ZM52 251V252H51ZM60 251V252H59ZM90 251V252H89ZM93 251V252H92ZM109 252V253H113L112 255L113 256H108L109 258H104L106 255H107V252ZM116 251V252H115ZM124 251H125V253H124ZM131 251V252H130ZM145 251V252H144ZM166 251V252H165ZM170 251V252H169ZM199 251H201V252H199ZM226 251H228V252H226ZM236 253H234V252ZM241 251H242V253H241ZM244 251V252H243ZM247 251V252H246ZM33 252H35L34 254H33ZM38 252V253H37ZM40 252H42V254L40 253ZM58 252H59V254H58ZM66 252V253H65ZM87 252H89V254L87 253ZM120 252V253H119ZM133 252H135V253H133ZM139 252V253H138ZM141 252V253H140ZM150 252V253H149ZM169 252V253H168ZM175 252V253H174ZM181 252H183V253H181ZM210 252H212V254L210 253ZM219 252V253H218ZM221 252H223V253H221ZM224 252H225V254L227 255V253H229V255L227 256V257H225L226 255L224 254ZM261 252V253H260ZM2 253V254H1ZM17 253V254H16ZM24 253H25V255H24ZM30 253H32V254H30ZM47 253V254H46ZM56 253V254H55ZM73 253V254H72ZM77 253H78V255H77ZM80 253V254H79ZM87 253V254H86ZM101 253H103V255L101 254ZM108 253V254H109ZM119 253V255H120V257L119 256H117V254ZM124 253V254H123ZM133 253V254H132ZM167 253V254H166ZM214 253L216 254V255H214ZM220 253L223 255H220ZM241 253V254H240ZM245 253V254H244ZM247 253V254H246ZM251 253V254H250ZM11 255L10 256V258H9V256H7V257H5L6 255ZM15 254V255H14ZM48 254H49V256H48ZM52 254V255H51ZM58 254V255H57ZM95 254H96V258H95ZM99 254V255H98ZM114 254H115V256H116V259L115 258H112V257H115L114 256ZM135 254V255H134ZM166 254V255H165ZM175 254V255H174ZM180 254V255H179ZM230 254H232L233 256H230ZM238 254V255H237ZM249 254V255H248ZM255 254V256L254 257H252V255H254ZM256 254H257V256H256ZM260 254H262L261 256H259ZM14 255V257H12ZM36 255H38L37 257L38 258H34V256H36ZM47 255V258H45V256ZM56 255V256H55ZM72 255V256H71ZM83 257H81V256ZM103 257H102V256ZM125 255V256H124ZM133 255V256H132ZM147 255H149V256H147ZM172 255V256H171ZM185 255V256H184ZM219 255V256H218ZM234 255H235V257H234ZM243 255H245V256H243ZM27 256V257H26ZM44 257L43 259V261H41L42 260V257ZM84 256H86L85 258H84ZM145 256V257H144ZM168 256V257H167ZM215 256V257H214ZM218 256V257H217ZM241 256V257H240ZM12 257V258H11ZM21 257H23V258H21ZM39 257H40V259H39ZM73 257V258H72ZM75 257H76V259H75ZM91 257V258H90ZM95 259V261H94V259ZM100 257H102V260L101 259H98V258H100ZM129 257H131V258H129ZM175 257V258H174ZM180 257V258H179ZM182 257V258H181ZM184 257V258H183ZM186 257V258H185ZM204 259H203V258ZM228 257H229V259L231 258V257H233V258H231L230 260L228 259ZM238 258V259H235V258ZM240 257V258H239ZM251 257H252V260H251ZM256 257V258H255ZM257 257H259V258H257ZM17 258V259H16ZM48 258H49V260H48ZM52 258H54V259H52ZM120 258V259H119ZM123 258V259H122ZM141 258H142V260H141ZM144 258V259H143ZM164 258V259H163ZM166 258V259H165ZM170 258V259H169ZM215 258V259H214ZM226 258V259H225ZM243 258V259H242ZM245 258V259H244ZM247 258V259H246ZM263 258H264V255H263ZM8 259V260H7ZM10 259V260H9ZM12 259V260H11ZM108 259H109V261H108ZM115 261H114V260ZM129 259H131V260H129ZM209 259V260H208ZM213 259V261L211 262V260ZM219 259V260H218ZM235 260V261H233V260ZM258 259H260L259 260V262H258ZM16 261V263L14 262V261ZM19 262H18V261ZM23 260V261H22ZM48 260V262H45V261H47ZM58 260V261H57ZM61 260V261H60ZM63 260V261H62ZM73 260V261H72ZM75 260V261H74ZM84 260V261H83ZM101 260V261H100ZM103 260H105V263H103L104 261ZM129 261L128 263H127V261ZM132 260H134V261H132ZM139 260V261H138ZM224 260H226V262L224 261ZM229 260V261H228ZM237 260V261H236ZM245 262H244V261ZM249 260V261H248ZM263 262H262V261ZM28 261V260H27ZM32 261V260H31ZM37 261V262H36ZM57 261V262H56ZM60 261V262H59ZM112 261V262H111ZM138 261V262H137ZM142 261V262H141ZM30 262V261H29ZM34 262H31L32 264L34 263ZM55 262V263H54ZM80 262V263H79ZM98 262V263H97ZM122 262H124V263H122ZM134 262H136V263H134ZM143 262V263H144ZM196 262V263H197ZM216 262V263H217ZM253 262V263H252ZM179 263V262H178ZM231 263V264H232ZM194 264V263H193ZM198 264V263H197ZM221 264H222V262H221Z\"/></svg>", "mask_w": 264, "mask_h": 264}, {"label": "bare ground", "instance_id": "bare-ground-1", "mask_svg": "<svg viewBox=\"0 0 264 264\" xmlns=\"http://www.w3.org/2000/svg\"><path fill=\"white\" fill-rule=\"evenodd\" d=\"M0 1H1V0H0ZM14 1H15V0H14ZM36 1H37V0H36ZM48 1H50V0H48ZM48 1H46V2H48ZM55 1H56V0H55ZM65 1H66V0H65ZM112 1H113V0H112ZM125 1H127V0H125ZM155 1H156V0H155ZM157 1H158V0H157ZM161 1H162V0H161ZM177 1H178V0H177ZM200 1H201V0H200ZM225 1H226V0H224V2H225ZM228 1H229V0H228ZM230 1H231V0H230ZM230 1H229V2H230ZM237 1H238V0H237ZM247 1H249V2H251V3L247 2ZM247 1H245V3H247V4L249 3V4H250V7H252V6H254V5L260 6V4H262V2H264V0H247ZM1 2H3V0H2ZM9 2H10V1H9ZM43 2H44V1H42L41 3H43ZM53 2H54V1H53ZM59 2H60V1H59ZM62 2H63V1H62ZM68 2H69V0H68ZM76 2H77V1H76ZM104 2H105V1H104ZM107 2H108V3H111V2H109V1H107ZM116 2H117V1H116ZM144 2H145V1H144ZM150 2H151V1H150ZM208 2H210V1H208ZM212 2H213V1H212ZM212 2H211V3H212ZM219 2H220V1H219ZM226 2H227V1H226ZM11 3H13V0H12ZM26 3H27V2H26ZM28 3H29V2H28ZM36 3H38V2H35V4H36ZM50 3H51V2H50ZM63 3H64V2H63ZM66 3H67V2H66ZM71 3H72V0H71ZM108 3H107V4H108ZM114 3H115V2H114ZM114 3H112V4H114ZM121 3H122V2H121ZM125 3H126V2H124V3L120 4V5L122 6V5L125 4ZM141 3H142V2H141ZM141 3H140V4H141ZM156 3H157V2H156ZM158 3H159V2H158ZM158 3H157V4H158ZM194 3H195V2H194ZM211 3H209L210 6H211ZM213 3H214V2H213ZM232 3H234L233 0H232ZM235 3H238V5H237V4H236V5H237V7H238V9H239V8H240V3H239V1H238V2L235 1ZM252 3H253L254 5H252ZM0 4H2V3H0ZM14 4H15V3H14ZM16 4H17V3H16ZM47 4H48V3H47ZM47 4H46V5H47ZM57 4H58V3H57ZM79 4H80V2H79ZM107 4H106V5H107ZM133 4H136V3L134 2ZM154 4H155V3H154ZM164 4H165V3H164ZM203 4H204V3H203ZM216 4H217V3H216ZM219 4H221V3H219ZM223 4H224V3H223ZM229 4H231V3H229ZM229 4H227V5H229ZM241 4L244 5V1L241 2ZM22 5H23V4H22ZM33 5H34V4H33ZM67 5H68V4H67ZM92 5H93V4H92ZM95 5H96V4H95ZM109 5H110V4H109ZM116 5H117V4H116ZM129 5H130V4H129ZM137 5H138V4H137ZM155 5H156V4H155ZM158 5H159V4H158ZM192 5H193V4H192ZM217 5H218V4H217ZM225 5H226V4H225ZM232 5H233V4H232ZM232 5H231V6H232ZM234 5H235V4H234ZM236 5H235V6H236ZM245 5H246V4H245ZM245 5H244V7H245ZM0 6H3V5H0ZM55 6H56V4H55ZM60 6H61V4H60ZM62 6H63V5H62ZM62 6H61V7H62ZM65 6H66V4H65ZM82 6H83V5H82ZM90 6H91V5H90ZM110 6H111V5H110ZM117 6H118V5H117ZM127 6H128V4L124 5V7H127ZM134 6H135V5H134ZM138 6H139V5H138ZM141 6H144V5H141ZM141 6H140V7H141ZM153 6H154V5H153ZM162 6H163V5H162ZM210 6H209V7H210ZM214 6H215V5H214ZM221 6H222V5H221ZM261 6H262V5H261ZM13 7H15V5H14ZM18 7H20V6H18ZM49 7H50V6H49ZM49 7H48V8H49ZM78 7H79V6H78ZM112 7H113V6H112ZM130 7H131V6H130ZM130 7L128 6V8H130ZM194 7H195V5H194ZM203 7H204V6H203ZM206 7H208V6L206 5ZM241 7H243V6L241 5ZM7 8H8V7H7ZM15 8L17 9V7H15ZM56 8H57V7H56ZM58 8H59V7H58ZM63 8H66V7L63 6ZM81 8H82V7H81ZM113 8H114V7H113ZM115 8H117V7H115ZM118 8H120V7L118 6ZM142 8H143V7H142ZM157 8H158V7H157ZM177 8H178V7H177ZM196 8H197V7H196ZM198 8H199V7H198ZM198 8H197V9H198ZM204 8H205V7H204ZM214 8H215V7H214ZM219 8H220V7H219ZM224 8H225V7H224ZM233 8H234V7H233ZM256 8H257V7H256ZM258 8H259V7H258ZM258 8H257V9H258ZM260 8H261V7H260ZM260 8H259V9H260ZM30 9H31V8H30ZM35 9H37V8H35ZM49 9H50V8H49ZM49 9H48V10H49ZM53 9H54V8H53ZM61 9H62V8H61ZM61 9H60V10H61ZM82 9H83V8H82ZM99 9H100V8H99ZM103 9H104V7L102 8V10H103ZM120 9H121V8H120ZM120 9H119V10H120ZM132 9H135V8L132 6ZM151 9H152V8H151ZM165 9H166V8H165ZM207 9H208V8H207ZM209 9H210V8H209ZM229 9H230V8H229ZM241 9H242V8H240V10H241ZM245 9H246V7H245ZM245 9H242V10H245ZM261 9H263V7H262ZM261 9H260V10H261ZM10 10H12V9H10ZM13 10H14V9H13ZM24 10H25V8H24ZM39 10H41V9H39ZM45 10H46V8H45ZM56 10H59V9H56ZM63 10H64V9H63ZM68 10H69V9H68ZM102 10H101V11H102ZM108 10H109V9H108ZM111 10H112V9H111ZM130 10H131V9H130ZM153 10H154V9H153ZM178 10H179V9H178ZM230 10H231V9H230ZM242 10H241V12H242ZM246 10H247V9H246ZM260 10H258V12H260V13H259L260 15L258 14V17H257V15H256L258 12H256V14H254L255 16H253L254 18H252V17H251V18L254 19V21L257 20V19H258V20H262L261 22H263V24H264V21H263V18H264V12L261 13ZM4 11H5V10H4ZM14 11H15V10H14ZM19 11H20V10H18L17 12H19ZM41 11H43V8H42ZM53 11H54V10H53ZM101 11H100L99 13H101ZM122 11H123V10H122ZM127 11H128V10H127ZM137 11H140V10L137 9ZM157 11H158V10H157ZM165 11H166V10H165ZM172 11H174V10L172 9ZM176 11H177V10H176ZM180 11H181V10H180ZM180 11H178V12H180ZM192 11H193V10H192ZM202 11H203V9H202ZM204 11H205V10H204ZM223 11H224V10H223ZM263 11H264V10H263ZM9 12H10V11H9ZM11 12H12V11H11ZM11 12H10V13H11ZM22 12H23V10H22ZM34 12H35V11H34ZM36 12H37V11H36ZM43 12H44V11H43ZM48 12H49V11H48ZM51 12H52V11H51ZM60 12H61V11H60ZM65 12H66V11H65ZM96 12H97V11H96ZM109 12H110V11H109ZM109 12H108V14H109ZM112 12H113V11H112ZM129 12H130V11H129ZM132 12H134V11H132ZM148 12H149V11H148ZM174 12H175V11H174ZM239 12H240V11H239ZM239 12H238V13H239ZM250 12H251V11H250ZM0 13H2V11H1ZM4 13H5V15L9 14V13L6 14V12H4ZM12 13H15V14H16V12H12ZM12 13H11V14H12ZM24 13H26V12H24ZM27 13H28V12H27ZM29 13H31V12H29ZM37 13H38V12H37ZM49 13H50V12H49ZM49 13H48V14H49ZM75 13H76V12H75ZM97 13H98V12H97ZM99 13H98V14H99ZM104 13H105V11H104ZM120 13H121V12H120ZM120 13H119V14H120ZM176 13H177V12H176ZM176 13H175V14H176ZM201 13H202V12H201ZM207 13H208V12H207ZM221 13H222V12H221ZM224 13H225V12H224ZM51 14H52V13H51ZM94 14H95V13H94ZM102 14H103V13H102ZM102 14H101V15H102ZM111 14H112V13H111ZM114 14H115V13H114ZM154 14H156V13H154ZM168 14H169V13H168ZM199 14H200V13H199ZM199 14H198V15H199ZM1 15H2V16H1L0 18L3 20L2 17H3L4 14H1ZM16 15H18V14H16ZM19 15H20V14H19ZM38 15H39V14H38ZM44 15H45V14H44ZM52 15H53V14H52ZM52 15H51V16H52ZM55 15H56V13H55V11H54V16H53V17H55ZM57 15H58V14H57ZM57 15H56V16H57ZM71 15H72V14H71ZM92 15H93V14H92ZM106 15H107V14H106ZM131 15L135 16V14H133V13L130 12V16H131ZM142 15H143V14H142ZM142 15H140V16H142ZM158 15H159V14H158ZM158 15H157V16H158ZM169 15H170V14H169ZM178 15H179V13H178ZM202 15H203V14H202ZM244 15H245V14H244ZM246 15H247V14H246ZM7 16H8V15H7ZM9 16H10V15H9ZM9 16H8V17H9ZM11 16H12V15H11ZM25 16H26V15H25ZM35 16H36V15H35ZM41 16H42V14H41ZM49 16H50V15H49ZM60 16H61V15H60ZM74 16H75V14H74ZM74 16H72V17H74ZM104 16H105V15H104ZM113 16H114V15H113ZM127 16H128V15H127ZM133 16H132V19H131L132 22H133L134 19H135V18H133ZM148 16H149V15H148ZM157 16L155 17V15H154V17H155L156 19H157ZM161 16H162V15H161ZM170 16H171V15H170ZM195 16H196V15H195ZM223 16H224V15H223ZM241 16H242V13H241V15H240V18H241ZM8 17L4 18L5 21H7V18H8ZM13 17H14V16H13ZM26 17H27V16H26ZM38 17H39V16H38ZM53 17H50V19L53 18ZM57 17H58V16H57ZM57 17H55V18H56L55 20H57V19L59 18V17H58V18H57ZM69 17H70V16H69ZM90 17H91V15H90ZM94 17H95V16H94ZM97 17H98V15H97ZM97 17H96V18H97ZM100 17H101V16H100ZM105 17H106V16H105ZM108 17H110L111 20L114 18V17H111L110 15L107 16V18H108ZM154 17H153V19H155ZM159 17H160V16H159ZM159 17H158V18H159ZM166 17H167V16H166ZM204 17H205V16H204ZM206 17H207V16H206ZM225 17H226V16H225ZM235 17H237V16H235ZM244 17H245V16H243V18H244ZM246 17H249V16H246ZM246 17H245V18H246ZM255 17H257V18H255ZM32 18H33V17H32ZM39 18H40V17H39ZM48 18H49V17H48ZM48 18H46V19H48ZM130 18H131V17H130ZM139 18H140V17H139ZM139 18H138V19H139ZM146 18H147V17H146ZM151 18H152V17H151ZM189 18H190V17H189ZM201 18H202V17H201ZM216 18H217V15H216ZM240 18H239V19H240ZM243 18H241V19H243ZM8 19H9V18H8ZM23 19H24V18H23ZM28 19H29V18H28ZM34 19H35V17H34ZM34 19H31V18H30V21H32V20L34 21ZM40 19L42 20L43 18H40ZM53 19H54V18H53ZM53 19H51V20L48 19V20H49V21H52V23H53ZM68 19L70 20V18H68ZM103 19H106V18H102V20H103ZM114 19H115V18H114ZM114 19H113V20H114ZM125 19H126V18H125ZM138 19H137V20H138ZM141 19H142V21H143L144 18H140V21H141ZM156 19H155V24L157 23ZM168 19H169V18H168ZM202 19H203V18H202ZM236 19H238V18H236ZM24 20H25V19H24ZM37 20H38V19H37ZM48 20H45V22L48 21ZM59 20H60V19H59ZM107 20H109V19H107ZM107 20H106V21H107ZM137 20H136V21H137ZM148 20H149V19H148ZM172 20H173V18H172ZM185 20H186V19H185ZM192 20H193V19H192ZM243 20H244V19H243ZM246 20H247V18H246ZM246 20H245L244 22H246ZM258 20H257L256 22H258ZM3 21H4V20H3ZM27 21H28V20H27ZM39 21H40V20H39ZM39 21L36 22V24L33 23V25H35L34 28L36 27V25H38V26L40 25V22H39ZM42 21H43V20H42ZM42 21H41V22H42ZM60 21H63V20H60ZM66 21H67V20H66ZM79 21H80V20H79ZM96 21H97V20H96ZM104 21H105V20H104ZM106 21H105V22H106ZM114 21H116V20H114ZM128 21H130V20H128ZM128 21H127V23H128ZM136 21H135V23L133 22L132 25H135V24H136ZM142 21H141V22H142ZM144 21L148 22L147 20H144ZM149 21H150V20H149ZM153 21H154V20H153ZM159 21H161V20H159ZM167 21H168V20H167ZM177 21H178V20H177ZM216 21H217V20H216ZM222 21H223V20H222ZM252 21H253V20H251V21H249V22L247 21V22H248V23H251ZM9 22H10V21H9ZM71 22H72V18H71ZM109 22H111V21H109ZM120 22H121V21H120ZM124 22H125V21H124ZM132 22H129V24L131 25ZM137 22H139V21H137ZM151 22H152V21H150V22H148V23H151ZM162 22H163V21H162ZM165 22H166V21H165ZM197 22H198V21H197ZM247 22H246V23H247ZM256 22H254V23H256ZM261 22H260V24H261ZM20 23H21V22H20ZM42 23H43V22H42ZM46 23H47V22H46ZM50 23H51V22H50ZM50 23H49V24H50ZM57 23H58V22H57ZM60 23H61V22H60ZM101 23H102V21H101ZM115 23H116V22H115ZM115 23L113 22V24H115ZM139 23H140V22H139ZM171 23H172V22H171ZM176 23H177V22H176ZM198 23H199V22H198ZM202 23H203V22H202ZM223 23H224V22H222L221 24H223ZM231 23H232V22H231ZM252 23H253V22H252ZM258 23H259V22H258ZM10 24H12V23H10ZM10 24H9V25H10ZM16 24H17V23H15V26H16ZM49 24H48V25H49ZM58 24H59V23H58ZM61 24H62V23H61ZM61 24H60V25H61ZM63 24H64V23H63ZM103 24H104V22H103ZM125 24H126V22L124 23V27H125ZM145 24H146V23H145ZM155 24H153V25H155ZM157 24H158V23H157ZM157 24H156L155 26H157ZM160 24H161V22H159L158 25H159V26H162V25H160ZM162 24H163V23H162ZM209 24H210V23H209ZM218 24H220V23H218ZM221 24H220V25H221ZM235 24H236V22H235ZM25 25H26V24H25ZM33 25H32V26H33ZM41 25H42V24H41ZM43 25H45V24L43 23ZM43 25H42V26H43ZM70 25H71V24H70ZM84 25H85V24H84ZM95 25H96V24H95ZM99 25H100V23H99ZM107 25L109 26L108 23H107ZM111 25H112V24H111ZM137 25L139 26V24H137ZM148 25H151V24H147L146 27H147ZM188 25H189V24H188ZM191 25H192V24H191ZM214 25H215V24H214ZM247 25H248V24H247ZM252 25H253V24H252ZM252 25H251V26H252ZM255 25H256V24H255ZM257 25H258V24H257ZM0 26H1V24H0ZM5 26H7V25L5 24V25L3 26V29H4ZM10 26H11V25H10ZM10 26H9V27H10ZM29 26H30V24H29ZM49 26L52 27L53 24H51V25H49ZM79 26H80V25H79ZM104 26H105V25H104ZM104 26H103V28H104L103 30H106V28H105ZM108 26H107V27H108ZM112 26H113V25H112ZM118 26H119V24H118ZM118 26H117V27H118ZM126 26H127V25H126ZM135 26H136V25H135ZM140 26H141V24H140ZM166 26H167V25H166ZM176 26L178 27V25H176ZM176 26H174L175 28L172 27V29H169V28H168V33H171V35H172V37H173L172 39H174L175 36H176V35L173 36L174 34L172 33V32H173L172 30L175 31V29H177ZM193 26H194V25H193ZM216 26H217V25H216ZM223 26H225V24H224ZM245 26H246V25H245ZM260 26L262 27V25H259V27H260ZM9 27H8V28H9ZM11 27H12V26H11ZM19 27H20V25H19ZM21 27H22V29H20ZM21 27L19 28V29H20V30H19V31H20V34H21V35H24V34H22V33H23L26 29L23 30V26H21ZM46 27H47V26H46ZM68 27H69V26H67V28H68ZM98 27H99V26H98ZM117 27H116V28H117ZM121 27H122L123 29H126V30H127L128 27H130V28L132 29L133 26H132V27H131V26H128L127 28H124L123 26H121ZM121 27H120V28H121ZM136 27H137V26H136ZM136 27H135V29H141V28L143 27V25L141 26V28H140V27H139V28H136ZM146 27H145V29H146ZM148 27H149V26H148ZM164 27H165V26H164ZM170 27H171V26H170ZM196 27H197V25H196ZM198 27H199V26H198ZM225 27H226V26H225ZM249 27H250V26H249ZM259 27H258V29H259ZM261 27H260V28H261ZM263 27H264V25H263ZM263 27H262V28H263ZM5 28H6V27H5ZM32 28H33V27H32ZM39 28H41V26H40ZM42 28L45 29V31H46V32H44L43 30H41V31L44 32V34H43V37H44V38H45L46 36H51V35H50V34H51V33H50L51 30L49 31V28H48V29H46V28H44V27H42ZM42 28H41V29H42ZM52 28H53V27H52ZM56 28H57V27H56ZM56 28H55V29H56ZM59 28H62V26L59 27ZM67 28H66V29H67ZM77 28H78V27H77ZM82 28H83V27H82ZM96 28H97V27H96ZM110 28H111V26H110ZM118 28H119V27H118ZM143 28H144V27H143ZM153 28H154V27H153ZM159 28H160V27H159ZM179 28H180V26H179ZM181 28H182V26H181ZM192 28H193V27H192ZM202 28H203V27H202ZM212 28H213V27H212ZM218 28H220V27H218ZM252 28H253V27H252ZM252 28L250 27V30L252 31L251 33L254 32V31H253L254 28H253V29H252ZM256 28H257V27H256ZM256 28H255V29H256ZM3 29H2V30H3ZM11 29H12V28H11ZM11 29H9V30H11ZM37 29H38V28H37ZM92 29H93V28H92ZM100 29H101V28H100ZM135 29H133L132 32H133ZM147 29L150 30V28H147ZM147 29L145 30L144 33L146 34V31H147V32H150V33H148V35L151 34V31H152V30L149 31V30H147ZM157 29H158V28L156 27V28H155L156 31H155V30H154V31H155V32H158L159 30H157ZM161 29H163V27L160 28V30H161ZM197 29H199V28H197ZM207 29H209V28H207ZM223 29H224V28H222V29L220 28L219 30H223ZM229 29H230V28H229ZM236 29H237V28H236ZM236 29H235V30H236ZM238 29H239V28H238ZM0 30H1V28H0ZM21 30H23L22 33H21ZM32 30H33V33H34V29H32ZM56 30H58V29H56ZM56 30H55V32H54V33H55V36H56V34H57L58 32H59L58 34H60V32H61L60 29H59V31H57V33H56ZM61 30H63V28H62ZM97 30H98V29H97ZM107 30H109V31H108L107 33H105V34H107V36H108V35H109L108 33L110 32L109 27L107 28ZM111 30H112V29H111ZM119 30H120V29H119ZM119 30H118V31H115V32L118 33ZM128 30H129V29H128ZM143 30H144V29H143ZM143 30H142V31H143ZM169 30H171V32H169ZM182 30H183V29H182ZM193 30H194V29H193ZM214 30H215V29H214ZM217 30H218V29H217ZM239 30H240V29H239ZM261 30H262V29H261ZM261 30H260V31H261ZM28 31H29V30H28ZM39 31H40V30H39ZM47 31H48V32H47ZM53 31H54V30H53ZM82 31H83V30H82ZM113 31H114V30H113ZM129 31H130V30H129ZM142 31H141V33H139L140 30H139L138 32H137V30H136V32H137V36L134 37V38L137 37V39H138V43H136V44H137L139 47L142 46V45H139V44H140L139 42H142L141 44H143L144 41H145V40L147 41V39H150L149 36H151V35H149V36L146 35L147 37L144 36V35L142 34ZM194 31H195V30H194ZM207 31L209 32V30H207ZM227 31H228V30H227ZM229 31H230V30H229ZM232 31H233V30H232ZM256 31H258V30L256 29ZM0 32H1V31H0ZM14 32H15V31H14ZM26 32H27V30L25 31V33H26ZM36 32H37V31H35V33H36ZM83 32H84V31H83ZM91 32H93V31H91ZM111 32H112V31H111ZM115 32H112V33H115ZM120 32H121V30H120ZM120 32H119V33H120ZM124 32H125V31H124ZM126 32H127V31H126ZM160 32H161V34H162V32H164V31L162 30V31H160ZM177 32H178V31H177ZM197 32H198V31H197ZM210 32H212V31H210ZM219 32H220V31H219ZM225 32H226V31H225ZM262 32H264V29H263ZM17 33H18V32H17ZM30 33H31V32H30ZM37 33H38V32H37ZM41 33H42V32H41ZM41 33L39 32V35L37 34V35H38L37 37H36V35H35V38H38V40H40V38L42 37V36H41ZM47 33H48V34L50 33V34L44 36V35L47 34ZM73 33H74V32H73ZM98 33H100V31H99ZM116 33H115V35H116ZM122 33H123V32H122ZM122 33H121V34H122ZM134 33H135V32H133V34H134ZM152 33H153V32H152ZM179 33H180V32H179ZM223 33H224V32H222V34H223ZM240 33H241V32H240ZM242 33H243V32H242ZM251 33H250V34H251ZM259 33H260V32H259ZM58 34H57V35H58ZM61 34H62V33H61ZM61 34H60V35H61ZM92 34H93V33H92ZM96 34H97V33H96ZM101 34H102V33H101ZM105 34H104V35H105ZM131 34H132V33H131ZM155 34H157V33H155ZM158 34H159V32H158ZM175 34H176V32H175ZM203 34H204V33H203ZM233 34H234V33H233ZM235 34H236V33H235ZM238 34H239V32H238ZM238 34H236V35L239 37L240 34H239V35H238ZM244 34H245V33H243V35H244ZM253 34H255V33H253ZM260 34H261V33H260ZM33 35H34V34H32V33H31V34L28 33V34H25V36H26L27 38H25L24 36H23V38H24V40H25V39L27 40L28 38H29V39H32V38L34 37ZM60 35H58V37H59ZM87 35H88V34H87ZM89 35H90V34H89ZM122 35H123V34H122ZM122 35H121V36H122ZM129 35H130V34H129ZM134 35H136V34H134ZM169 35H170V34H169ZM171 35H170V38H169V36H168L167 39H165L164 41H168V38H169V40H170V39H171ZM199 35H200V34H199ZM199 35H198V36H199ZM216 35H217V34H216ZM227 35H229V34H227ZM55 36H54V37H55ZM119 36H120V34H118V36H115L116 39H117V37L119 38ZM152 36H154V34H153ZM155 36H156V35H155ZM188 36H189V35H188ZM220 36H221V34H220ZM220 36H219V37H220ZM223 36H224V35H223ZM230 36H232V35H230ZM240 36H241V35H240ZM253 36H254V35H253ZM256 36H257V33H256ZM3 37H4V36H3ZM8 37H9V36H8ZM8 37H7V38H8ZM39 37H40V38H39ZM51 37L54 39L53 35H52ZM65 37H66V36H65ZM65 37H64V38H65ZM100 37H101V36H100ZM105 37H106V36H105ZM122 37H123V36H122ZM124 37H126V36L124 35ZM127 37H129V36H127ZM127 37L124 38V39L127 40ZM132 37H133V36H132ZM160 37H162V35H161ZM185 37H186V36H185ZM205 37H206V36H205ZM221 37H222V36H221ZM228 37H229V36H228ZM232 37L234 38V36H232ZM244 37H245V36H244ZM248 37H249V36H248ZM257 37H258L257 39L259 40V35H258ZM262 37H263V36H262ZM262 37H260V38L262 39ZM10 38H11V37H10ZM35 38H33V40H36ZM49 38H50V37H49ZM62 38H63V37H62ZM85 38H86V37H85ZM107 38H108V37H107ZM111 38H112V37H111ZM120 38H121V37H120ZM129 38H130V39H128V42H127V43H129V44H130V42L132 43L133 41H134V42L137 41V39H136V40H133V39H132L133 41H129V40H131V37H129ZM151 38H152V37H151ZM163 38H164V37H163ZM191 38H192V36H191ZM214 38H215V37H214ZM241 38H242V37H241ZM2 39H3V38H2ZM2 39H1V40H2ZM11 39H13V38H11ZM29 39H28V41H29ZM42 39H43V38H42ZM53 39H52V40H53ZM56 39H57V37H56ZM68 39H69V38H68ZM109 39H110V38H108V40H109ZM113 39H114V38H113ZM254 39H256V38H254ZM7 40H8V39H7ZM38 40H36V41L39 42V43H40V41L42 42V40H40V41H38ZM48 40H49V39H48ZM50 40H51V39H50ZM54 40H55V39H54ZM54 40H53V41H54ZM57 40L59 41V39H57ZM80 40H81V39H80ZM87 40H88V38H87ZM93 40H96V38H95V39L93 38ZM114 40H115V39H114ZM151 40H153V39H150V43H152ZM155 40H156V39H155ZM155 40H153V41H155ZM179 40H180V39H179ZM179 40H178V41H179ZM187 40H188V39H187ZM194 40H195V39H194ZM194 40H193V42H194ZM196 40H197V39H196ZM216 40H217V39H216ZM229 40H230V39H229ZM243 40H244V38H243ZM246 40H247V38H246ZM262 40H264V38H263ZM14 41H15V40H14ZM36 41H35V44L37 43ZM55 41H56V40H55ZM55 41H54V42H51V43H55ZM77 41H78V40H77ZM97 41H98V40H97ZM117 41H119V39H118ZM120 41H124V40H120ZM164 41L161 42L160 39H159V43H160V45H161V43L163 44ZM172 41H173V40H171V42H172ZM183 41H184V40H183ZM218 41H219V40H218ZM218 41H217V42H218ZM220 41H221V40H220ZM260 41H261V40H260ZM260 41H258V42H260ZM6 42H7V41H6ZM10 42H11V41H10ZM16 42H17V41H16ZM33 42H34V41H33ZM88 42H89V41H88ZM100 42H101V41H100ZM107 42H108V41H107ZM109 42H110V40H109ZM109 42H108V43H109ZM134 42H133V43H134ZM148 42H149V40H148ZM156 42H158V40H157ZM156 42L154 43V46H152L153 44H152L151 46L155 48V44H156ZM169 42H170V41H169ZM169 42H167V43H169ZM215 42H216V41H215ZM262 42H263V44H264V41H262ZM262 42H261V43H262ZM14 43H15V42H14ZM39 43H37L36 46H37ZM43 43H44V42H43ZM45 43H46V42H45ZM45 43H44V44H45ZM73 43H74V42H73ZM95 43H96V42H95ZM111 43H113V42H112V39H111ZM125 43H126V42H125ZM127 43H126V44H127ZM176 43H178V42H176ZM184 43H185V42H184ZM197 43H198V41H197ZM221 43H222V42H221ZM232 43H233V42H232ZM237 43H238V42H237ZM237 43H236V44H237ZM241 43H242V42H241ZM246 43H247V42H246ZM261 43H260V44H261ZM10 44H11V43H10ZM40 44H42V43H40ZM74 44H75V43H74ZM136 44L134 43L133 46H135ZM170 44H171V43H170ZM170 44H169V45H170ZM181 44H182V43H181ZM188 44H189V43H188ZM1 45H2V44H1ZM48 45H50V43H48ZM75 45H76V44H75ZM96 45H97V44H96ZM103 45H104V44H103ZM106 45H107L108 48L110 47V46H108L107 43H106ZM109 45H110V43H109ZM130 45H132V44H130ZM156 45H158V43H157ZM160 45H158V47H159ZM179 45H180V44H179ZM183 45H184V44H183ZM193 45H194V44H193ZM209 45H210V44H209ZM215 45H216V44H215ZM217 45H218V44H217ZM234 45H235V43H234ZM239 45H240V44H239ZM241 45H242V44H241ZM254 45H255V44H254ZM261 45H262V44H261ZM13 46H14V45H13ZM31 46H33V45H31ZM39 46H41V45H38L37 48H38ZM50 46H52V44H51ZM76 46H77V45H76ZM86 46H87V45H86ZM94 46H95V45H94ZM98 46H99V45H98ZM145 46H146V44H145ZM175 46H177V45H175ZM175 46H174V47H175ZM207 46H208V45H207ZM213 46H214V45H213ZM220 46H221V45H220ZM243 46H244V45H243ZM255 46H256V45H255ZM259 46H260V45H259ZM41 47H43V46H41ZM71 47H75V46L72 45ZM71 47H70V48H71ZM92 47H93V46H92ZM96 47H97V46H96ZM107 47H105V49H106ZM111 47H112V44H111ZM111 47H110V48H111ZM125 47H127V46H125ZM128 47H129V46H128ZM146 47H147V46H146ZM149 47H150V46H149ZM158 47H157V48H158ZM160 47H161V46H160ZM170 47H171V46H170ZM172 47H173V46H172ZM174 47H173V48H174ZM199 47H200V46H199ZM209 47H210V46H209ZM250 47H251V46H250ZM49 48H50V47H49ZM88 48H89V47H88ZM88 48H87V49H88ZM90 48H91V47H90ZM110 48L107 49V50H110ZM137 48H138V47H137ZM161 48H162V47H161ZM187 48H188V47H187ZM193 48H194V46H193ZM196 48H197V47H196ZM212 48H213V47H212ZM216 48H218V47H216ZM29 49H30V48H29ZM44 49H45V48H44ZM50 49H51V48H50ZM79 49H80V48H79ZM79 49H78V47H77V50H79ZM81 49H82V48H81ZM95 49H96V48H95ZM105 49L102 48V52H104ZM116 49H117V48H116ZM132 49L134 50L135 48H132ZM149 49H151V48H149ZM155 49H156V48H155ZM167 49H168V48H167ZM184 49H185V48H184ZM191 49H192V47H191ZM199 49H201V48H199ZM199 49H198V50H199ZM204 49H205V48H204ZM222 49H223V48H222ZM235 49H236V47H235ZM9 50H10V49H9ZM45 50H46V49H45ZM70 50H71V49H70ZM77 50L75 49L76 52L81 51V54H84V53H85V52L82 53V50H79V51H77ZM97 50H98V49H97ZM114 50H115V48H114ZM118 50H119V49H118ZM122 50H124V49H122ZM135 50H137V49H135ZM135 50H134V53H135ZM145 50H147L148 52H150V51L146 48V49H144L143 53L145 52ZM151 50H152V49H151ZM194 50L196 51V49H194ZM210 50H211V48H210ZM240 50H241V49H240ZM261 50H262V49H261ZM33 51H34V50H33ZM50 51H51V50H50ZM73 51H74V50H73ZM75 51H74L73 53H75ZM84 51H85V50H84ZM98 51H99V53H100L101 49L98 50ZM140 51H141V50H140ZM147 51H146V53H147ZM152 51H154V50H152ZM157 51H159V50H157ZM177 51H178V50H177ZM201 51H202V50H201ZM215 51H216V50H215ZM229 51H230V50H229ZM2 52H3V50H2ZM26 52H27V51H26ZM31 52H32V51H31ZM36 52H37V51H36ZM46 52H48V51L46 50ZM71 52H72V50H71L70 52H67V53H71ZM86 52H87V54H88L89 51H86ZM112 52H113V50H112ZM112 52L110 53V51H109L110 54H113ZM123 52H124V51H123ZM126 52H127V50H126ZM136 52H137V51H136ZM141 52H142V51H141ZM141 52H140V53L137 52L138 55H137V53H136V55H137V56L140 55V57H141V55L143 54V53L141 54ZM159 52H160V51H159ZM159 52H158V53H159ZM164 52H165V51H164ZM196 52H197V51H196ZM198 52H199V51H198ZM212 52H213V51H212ZM212 52H211V53H212ZM232 52H233V51H232ZM236 52H237V51H236ZM245 52H246V51H245ZM253 52H254V51H253ZM258 52H259V51H258ZM116 53H117V52H116ZM121 53H122V52H121ZM146 53H145V54H146ZM153 53H154V52H153ZM158 53H157V54H158ZM189 53H190V52H189ZM189 53H188V54H189ZM201 53H203V52H201ZM208 53H209V52H208ZM215 53H217V52H215ZM41 54H42V53H41ZM45 54H46V53H45ZM61 54H62V53H61ZM85 54H86V53H85ZM97 54H98V52H97ZM101 54H102V53H101ZM101 54H100V55H101ZM114 54H115V53H114ZM119 54H120V52H119ZM145 54H144V55H145ZM151 54H152V53H151ZM161 54H162V53H161ZM167 54H168V53H167ZM180 54H181V52H180ZM182 54H183V52H182ZM197 54H198V53H197ZM218 54H219V53H218ZM235 54H236V53H235ZM240 54H241V53H240ZM247 54H248V53H247ZM34 55H35V54H34ZM52 55H53V54H52ZM64 55H65V54H64ZM69 55H70V54H69ZM73 55H74V54H73ZM73 55H72V56H73ZM78 55H79V54H78ZM102 55L105 56V52H104V54H102ZM106 55H107V54H106ZM124 55H125V54L123 53V54H122V57H123ZM153 55H154V54H153ZM189 55H190V54H189ZM191 55H192V54H191ZM208 55H209V54H208ZM210 55H211V54H210ZM216 55H217V54H216ZM221 55H222V54H221ZM221 55H219V57H220ZM9 56H10V55H9ZM21 56H22V57H21L22 59H25V58H23V56H26V54L21 55ZM27 56H29V55H27ZM27 56H26V57H27ZM67 56H68V55H67ZM79 56H82V55H79ZM85 56H87V55H85ZM85 56H84V57H85ZM88 56H89V55H88ZM88 56H87V57H88ZM114 56H115V55H114ZM114 56H113V57H114ZM147 56H148V55H147ZM149 56H150V55H149ZM181 56H183V55H181ZM185 56H187V54H186ZM185 56H184V57H185ZM194 56H195V55H194ZM200 56H203V55H200ZM204 56H206V54H204ZM204 56L202 57V58H204L203 61H205L206 58L209 59V57H204ZM217 56H218V55H217ZM226 56H227V55H226ZM226 56H224V58H225ZM229 56H238V55H237V54H236V55H234V54H233V55H230V54H229ZM229 56H228V57H229ZM239 56H240V55H239ZM17 57H18V56H17ZM65 57H66V56H65ZM74 57H78L77 54H75ZM82 57H83V56H82ZM89 57H90V56H89ZM93 57H94V55H93ZM100 57H101V56H100ZM115 57H116V56H115ZM117 57H120V59H122V58H121V54H120L119 56H117ZM117 57H116V58H117ZM133 57H134V56H133ZM144 57H145V56H144ZM144 57L142 56V58H144ZM155 57H156V55H155ZM158 57H159V54H158ZM171 57H172V56H171ZM176 57H177V56H176ZM188 57H189V56H188ZM210 57H211V56H210ZM221 57H222V56H221ZM221 57L219 58L220 60H221ZM228 57H227V58H228ZM245 57H246V55H245ZM248 57H249V56H248ZM248 57H247V58H248ZM54 58H55V57H54ZM72 58H73V57H71V59H72ZM79 58H80V57H79ZM125 58H126V55H125ZM125 58L123 57V61H125ZM131 58H132V57H131ZM137 58H138V57H136V59H137ZM161 58H162V57H161ZM174 58H175V57H174ZM179 58H180V56H179ZM182 58H183V57H181L180 59H182ZM195 58H196V56H195ZM197 58H199V57H197ZM202 58H201V60H202ZM212 58L214 59L215 56L213 55ZM212 58H210V60H209L210 63H211V61H212V63H213L214 61H217V60H218V59H217L218 57H216V60H212ZM224 58H223V59H224ZM233 58H234V57H233ZM233 58H232V59L230 58V59H231V60H234ZM240 58H241V56H240L239 58H237V59H240ZM10 59H11V58H10ZM28 59H29V58H28ZM30 59H32V58H30ZM74 59H76V58H73V59L71 60V62H72ZM81 59H82V58H81ZM87 59H88V58H87ZM94 59H95V58H94ZM94 59H93V60H94ZM109 59H110V58H109ZM109 59H108V60H109ZM120 59H119V60H120ZM140 59H141V58H140ZM144 59H145V58H144ZM147 59H148V57H147ZM147 59H146V61H147ZM156 59H157V57H156ZM159 59H160V58H159ZM159 59H158V60H159ZM164 59H165V58H164ZM183 59H184V58H183ZM189 59H190V58H188V60H189ZM208 59H207V60H208ZM223 59H222V62H223ZM242 59H244V61L246 62L245 58H243V55H242ZM242 59H240V60H242ZM256 59H257V58H256ZM260 59H261V58H260ZM2 60H3V59H2ZM25 60H26V59H25ZM25 60H23V61H25ZM40 60H41V59H40ZM79 60H80V59H79ZM82 60H83V59H82ZM85 60H86V59L84 58V61H85ZM98 60H99V59H98ZM100 60H101V59H100ZM185 60H186V58H185ZM185 60H182V61L184 62ZM188 60H187V62H189ZM190 60H191V59H190ZM195 60H196V59H195ZM207 60H206V61H207ZM224 60H225V63H226V58H225ZM227 60H228V59H227ZM231 60H230V61H231ZM240 60H239V61H240ZM62 61H63V60H62ZM74 61H75V60H74ZM74 61H73V63H74ZM96 61H97V60H96ZM96 61H95V62H96ZM111 61H114V59H111ZM121 61H122V60H121ZM126 61H127V60H126ZM151 61H152V60L150 59V62H151ZM156 61H157V60H156ZM156 61H155V62H156ZM168 61H170L169 64H175V63H173L174 60H172V61H173L172 63H171V60H168ZM179 61H181V60H179ZM182 61L180 62V66H181V67H182L183 64H184ZM192 61H193V58H192ZM192 61H191L190 63H192ZM203 61H202V65L204 64ZM209 61H208V63H209ZM230 61H229V62H230ZM234 61H235V60H234ZM242 61H243V60H242ZM242 61H241V62H242ZM244 61H243V62H244ZM252 61H253V60H252ZM19 62H20V61H19ZM67 62H68V60H67ZM78 62H79V61H78ZM78 62H76V64H78L77 66H79V64H80V66H79V68H80V67L82 66V65H81L82 63H80V62H82V61H80L79 63H78ZM85 62H86V61H85ZM89 62H90V61H89ZM98 62H100V61H98ZM98 62H96V63L98 64ZM101 62H103V59H102ZM101 62H100V64H101ZM107 62H109V61H107ZM114 62H116V59H115ZM114 62H113V63H112V62H109V63H110V64H111V63L114 64ZM129 62H130V61H129ZM152 62H154V61H152ZM157 62H158V61H157ZM160 62H161V61H160ZM160 62H158V63H160ZM194 62H195V61H194ZM198 62H199V61H198ZM236 62H237V60H236ZM245 62H244V63H245ZM257 62H258V61H257ZM7 63H8V62H7ZM35 63H36V62H35ZM69 63H70V62H69ZM69 63H68V64H69ZM73 63H71V64H73ZM83 63H84V62H83ZM92 63H93V61H92ZM96 63L91 64V65H93V67H94V66L96 65ZM103 63H105V61H104ZM109 63H108V64H109ZM127 63H128V61H127ZM147 63H148V62H147ZM162 63L164 64L165 62L163 61ZM181 63H183V64L181 65ZM190 63H189V64H190ZM205 63L207 64V62H205ZM212 63H211V66L213 65L214 67H216L215 64H212ZM215 63H216V62H215ZM227 63H228V61H227ZM244 63H243V65H244ZM71 64H70V66H71ZM100 64L98 65L99 68H100V66H101ZM123 64H124V63H122V65L120 66L121 68H122V66H124ZM125 64H126V62H125ZM131 64L133 65V63H131ZM166 64H167V61H166ZM166 64H164V65H166ZM169 64H167V65L169 66ZM192 64H193V63H192ZM198 64H199V63H198ZM200 64H201V63H200ZM200 64H199V65H200ZM234 64H235V62H234ZM237 64H238V63H237ZM240 64H242V63H240ZM261 64H262V63H261ZM31 65H32V64H31ZM66 65H67V64H66ZM66 65H64V66H66ZM85 65H86V64H85ZM89 65H90V64H89ZM89 65H88L87 67H88V68L90 67L89 69L91 70V67H92V66H91V65L89 66ZM102 65H104V68H106V67H105L106 64H102ZM115 65H116V64H115ZM117 65H119V64L117 63ZM117 65H116V66H117ZM127 65H129V63L126 64V66H127ZM132 65H131V66H132ZM160 65H161V63L158 65V70L160 69V68H159ZM176 65H177V64H176ZM185 65L187 66V63H186V62H185ZM185 65H184V66H185ZM199 65H198V66H199ZM207 65L210 66V64H207ZM235 65H236V64H235ZM243 65H242V66H243ZM11 66H12V65H11ZM64 66H63V67H64ZM70 66H69V69H68L67 71H70V70L72 69V66H71V69H70ZM74 66H76L75 63H74ZM74 66H73V67H74ZM77 66H76V69H77ZM83 66H84V64H83ZM116 66H115V68H116ZM131 66H129V67H131ZM148 66H149V65H148ZM151 66H152V65H151ZM151 66H150V67H151ZM155 66H156V65H155ZM161 66H163V65H161ZM168 66H167V67H168ZM171 66L173 67V65H170L169 67H171ZM190 66H191V65H190ZM193 66H194V65H193ZM198 66L196 65L197 68H198ZM205 66H206V65H205ZM213 66H212V69H213ZM217 66H220V65H217ZM237 66H239V65H237ZM237 66H235V67H237ZM242 66H241V65L239 66L240 69L242 68ZM263 66H264V65H263ZM19 67H20V66H19ZM58 67H59V66H58ZM87 67H85V68H87ZM93 67H92V68H93ZM118 67H119V66H117V69H119ZM167 67L162 68V69H165V71H166ZM181 67H178L177 72H179V68H180V72H181V69H182ZM196 67H195V69H196V71H198ZM200 67H201V69L204 68V66L202 67V66L200 65V66H199V70H200ZM227 67H228V66H227ZM239 67H238V69H239ZM31 68H32V67H31ZM66 68H68V67H66ZM85 68H84V69H85ZM99 68H98V69H99ZM101 68L104 69L102 66H101ZM108 68L110 69L111 67L108 65ZM112 68H113V66H112ZM112 68H111V71H113ZM173 68L176 69V67H173ZM208 68H209V67H208ZM210 68H211V67H210ZM217 68H219V67H217ZM220 68H221V67H220ZM262 68H263V67H262ZM62 69H63V68H62ZM62 69H61V71H62ZM64 69H65V68H64ZM73 69H74V68H73ZM81 69H82V68H81ZM84 69H83V70H84ZM98 69H97V70H98ZM126 69H127V67H124V68H123V71H125ZM131 69H132V71H133V70H134V67H132ZM131 69L128 68V69L126 70V71L128 72V74H127V72L124 73V72H121V71H118V70L116 71V70L114 69V70L116 71L115 74H114V71H113V73H112V74H114V76H113V75H112V76L110 75V78L113 77V79H111L112 82L109 80L111 83L109 84V82H108V84H107V83L105 84V82H107V81L105 80V82L103 81V82H104V85L102 84L103 86L100 84V81H99L100 79H99V77L95 75L96 73H95L94 75H95V77H98V78H96V79H98V80H96V81L94 80V81H93V80L91 79L92 81L89 82L88 85H86V84L88 83V81H86V79H84V81L86 82L84 85H86V86H82V85H81L82 88L80 89V86H79L78 89H80V90H79L80 93L82 92V91H81L82 89H83V93L86 92L85 94H87V96L84 95L83 93H81V94H83V97L85 96V98H88V99H86L87 101H86L85 99H84V100H83L82 98H81V99H82V101H85V102H86V106H89V109H88V107H85V108H84V106H85L84 104H85V103H80L81 100H80V102L77 101L78 103H80V105H81V104L84 105V106L81 105V106H83V108H84L82 111L88 109V110L92 111V112H90V113L92 114L94 111L99 110V111H97V112H98V113H99V112L102 113V114H101V113L99 114V115H101V117H104V118L107 117L108 122L106 121V119H105V122H106L107 124H108V123H109V124H112L110 121H112V120H114V119L110 118L111 120L109 121V118H108V117H112L113 115H115V116L117 115V117H118V114H119V113H120V115L122 116V115H123L124 113H126V112H127L126 115H127L128 113H129V114H136V115L138 114V115H139L140 112H142V113H143V111L148 112V111L151 109V107H150L151 102L153 103V104H151V105H154L155 103H156V104L158 103V104H157V107H159L158 105H160V104H162V103H164V102L166 103L165 100H166V98H167L168 95H166L165 98L163 99V98H160V95L158 96V93H156L157 97L154 96V95H152V96H153V99H154V98H155V99H156V98H159L157 102H155V101H151V100H150V99L152 98V97L150 98V93L153 94L152 92L154 91V90L152 91L151 88H152L153 85L155 86V84H151V82H152V81H151V82H150V85H148L147 82H148L149 80L146 81L144 84H145V87H146V83H147L148 87L150 86V88H148V87L145 88L143 84H141L142 86H138V85H140V84H137V87H138L137 89H135V90L132 89V90L124 91L125 93H123V95H122L121 98L119 97V96L121 95V93H122V92H121L120 95H119L120 90H119V92H117L118 94H115L116 92L113 91L115 95H119V96H118L119 99H118L117 97H114L115 95L112 94L113 92L111 93V91H112L114 88H117V87H121V88H123V87H125V86L127 87L129 84H130V86H132V82L135 81V79L133 80V78H135V77H134V76L132 77V75H134V74L131 73L132 71H129V70H131ZM149 69H151V68H149ZM169 69H171V68H169ZM169 69H167V72H168ZM232 69H235V68H232ZM232 69H231V71H232V72H235V70L233 71ZM240 69H239V70H240ZM65 70H66V69H65ZM65 70H64V71H65ZM83 70H82V71H83ZM99 70L101 71V69H99ZM104 70L107 71V69H104ZM119 70H120V69H119ZM156 70H157V67H156ZM158 70H157V73L159 72ZM171 70H172V69H171ZM183 70H184V69H183ZM183 70H182V71H183ZM203 70H204V69H203ZM210 70H211V69H210ZM213 70L215 71V69H213ZM213 70H212V74H213V72H214ZM218 70H219V69H218ZM222 70H223V69H222ZM222 70H220V71H222ZM227 70H229V69H227ZM7 71H8V70H7ZM15 71H16V70H15ZM75 71H77V70L74 69V72L71 70V73L73 72L72 75L75 73ZM82 71H81V72H82ZM84 71H87V70H84ZM84 71H83V72H84ZM92 71L94 72V71H96V70L93 69V70H91V72H92ZM111 71L109 70L110 73H111ZM138 71H139V70H138ZM146 71H147V70H146ZM146 71H144V72H146ZM152 71H153V70H152ZM152 71H150V73H151ZM161 71H163V70H161ZM165 71H163V72H165ZM172 71H173V70H172ZM205 71H206V70H205ZM220 71H218V72H220ZM225 71H226V69H225ZM240 71H242V70H240ZM240 71H239V72H240ZM18 72H19V71H18ZM62 72H63V71H62ZM83 72L81 73V75L79 74L80 77H83V76H82L83 74H84V76L88 75L89 77H90L91 74H93V72H92L91 74H87V72H84V73H83ZM88 72H89V70H88ZM107 72H108V71H107ZM135 72H136V71H134V73H135ZM153 72H154V71H153ZM163 72H159V74H161V73H163ZM177 72H175V73H177ZM193 72H194V70H193ZM193 72H192V73H193ZM200 72H201V71H199L198 73H200ZM209 72H211V71H209ZM209 72H208V74H209L208 76H210V73H209ZM218 72H216V73H218ZM229 72H230V71H229ZM49 73H50V71H49ZM58 73H59V72H58ZM64 73H65V72H64ZM64 73H63V74H64ZM69 73H70V72H69ZM77 73H78V71H77ZM89 73H90V72H89ZM129 73L132 74V75H130ZM136 73H137V72H136ZM147 73H148V72H147ZM150 73H148V74H150ZM157 73H156V74H157ZM171 73H172V72H171ZM175 73H173V74H175ZM186 73H187V72H186ZM192 73H190V74H192ZM222 73H225V72L223 71ZM222 73H221V74H222ZM226 73H228V71H227ZM236 73H237V71H236ZM236 73H235L233 76H235ZM241 73H242V72H241ZM20 74H21V72H20ZM46 74H47V73H46ZM67 74H68V73H67ZM126 74H127V75H126ZM145 74H146V73H145ZM153 74H154V73H153ZM156 74H154V75L156 76ZM195 74L197 75V72H196ZM200 74H201V73H200ZM200 74H199L198 76H200ZM205 74H206V72H205ZM219 74H220V73H219ZM219 74H218V75L216 74V75L219 76ZM221 74H220V75H221ZM238 74H239V73H237V76H238ZM22 75H23V74H22ZM22 75H21V76H22ZM94 75L91 76V78L93 77V79H94V78H95ZM102 75H103V74H102ZM146 75H147V74H146ZM164 75H165V73H164ZM175 75H176V74H175ZM181 75H182V74H181ZM188 75H189V74H188ZM196 75H195V76H196ZM201 75H203V74H201ZM216 75H214V76H216ZM228 75H229V74H228ZM241 75H242V74H241ZM258 75H260V74H258ZM0 76H2V75H0ZM23 76H25V75H23ZM46 76H47V75H46ZM73 76H74V75H73ZM103 76H104V75H103ZM151 76H152V75H151ZM166 76H167V75H166ZM166 76H165V77H166ZM169 76H170V75H169ZM189 76H190V78H191V75H189ZM189 76H188V77H189ZM195 76H194V78H195ZM204 76H205V75H204ZM204 76H203V77H204ZM224 76H225V75H224ZM226 76H227V75H226ZM246 76H247V75H246ZM251 76H252V75H251ZM47 77H48V76H47ZM74 77H77V76H74ZM74 77H73V78L71 77V78H72L73 80H77V78H79V77H77V78L75 79ZM108 77H109V76H108ZM148 77H149V76H148ZM196 77H197V76H196ZM211 77H212V75H211ZM240 77H241V76H240ZM242 77H243V76H242ZM244 77H245V76H244ZM260 77L262 78V75H261ZM260 77L258 76V78H254V81H255V79H256V80H257V83H258L259 81H261V78H260ZM0 78H1V77H0ZM19 78H20V77H19ZM26 78H27V77H26ZM84 78H88V77H84ZM110 78H107V79H110ZM151 78H152V77H151ZM156 78H157V76L155 77V79L152 78L153 81H154V83L156 82V81H155ZM158 78H159V77H158ZM173 78H174V77H173ZM192 78H193V77H192ZM192 78H191L192 81H191V80H190V81H191V82H193V81L195 82L196 78H195V79H192ZM204 78L206 79V77H204ZM207 78H210V77H207ZM218 78H219V77H218ZM224 78H225V77H224ZM238 78H239V77H238ZM248 78H249V76H248ZM259 78H260V80H259ZM35 79H36V78H35ZM72 79H71V81H72ZM89 79H90V78H89ZM140 79H141V78H139V82H140ZM148 79H149V78H148ZM152 79H151V80H152ZM170 79H171V77H170ZM170 79H169V81H170ZM188 79H189V78H188ZM199 79H200V77H199ZM230 79H231V78H230ZM12 80H13V79H12ZM12 80H10V81H12ZM79 80H80V78H79ZM87 80H88V79H87ZM101 80H102V79H101ZM136 80H137V79H136ZM142 80L144 81L145 79L142 78L141 81H142ZM161 80H162V79H161ZM178 80H180V79H178ZM202 80H203V79H202ZM213 80H214V78H213ZM216 80H217V79H216ZM233 80H234V78H233ZM239 80H240V79H239ZM250 80H251V79H250ZM19 81H20V80H19ZM44 81H45V79H44ZM60 81H61V80H60ZM60 81H59V82H60ZM82 81H83V79H81V81H80L81 84H83ZM84 81H83V82H84ZM98 81H99V84H98ZM143 81H142V82H143ZM158 81H159V80H158ZM181 81H182V80H181ZM181 81H179V82H181ZM196 81H197V80H196ZM204 81H205V80H204ZM209 81L214 82V81L211 80V78L208 79V81H205V82H209ZM237 81H238V79H237ZM251 81H252V80H251ZM254 81H252V82L248 81V83H250V85H251V83H253ZM5 82H6V81H5ZM52 82H53V81H52ZM55 82H56V81H55ZM55 82H54V83H55ZM57 82H58V81H57ZM59 82H58L57 84L55 83V86L53 85L54 83H53V84L51 83V84L53 85V86L51 85V86L53 87V89H52V87H51V89H52L53 92H52L50 95H48V94L46 93L48 96H47V95H46V96L44 95V96L41 97V99H39V100L42 102V103H41L42 107L44 106V108H46V109L48 110L46 113L49 112V113H48L49 115H50V114H51V115H52V114L54 115V114H55V113H54L55 111H56V113H57V117H56L57 120H56V118H55V115L53 116V117L55 118V121H56V122L53 121V124H54V125L52 124L53 127H50V128H51V132L49 131V130H50L49 128H48L49 130H48V129H47V130H48L50 133H52L53 131H56V130L61 132V130L63 129V132H64V134L62 133L63 135L59 132V134L62 135V136L64 137V138H63V137H60V136H59L61 139H62V138L64 139V140L62 139V141H65V142H63V145H64V146H68V144H69L68 141H69V142L71 143V145H69V146L71 147V150H72V149L75 150L76 148L80 147V144H79L78 147H76V144H75V143L78 142V140H79V139H77V138H78V137H81V136H84V134H85V133H84V130H83V127H82L83 132L81 131L83 135H81V136L79 135V136H78V134H80V133H77V131H78L77 129L79 128L77 125H79V123H80V118H81V113H82V111H81V110H79V111L77 110V111H78V112L76 111L77 113H75V111H73L74 113L71 111V108H72L73 104L75 103L74 101H76V98H77L76 95H77L78 92H77V93L75 92L76 95L70 93V95H69L70 97H69V98H65V99H63L62 96L65 97V95H66L68 92L66 93V91L63 90V92H65L66 94L64 93L62 96H60V94H61V92H62V91H61V84H62V83H59ZM73 82H74V81H73ZM75 82H76V81H75ZM75 82H74V83H75ZM137 82H138V80H137ZM142 82H140V83H142ZM170 82H172V81H170ZM175 82H176V81H175ZM175 82H174L173 84H175ZM179 82H178V83H179ZM187 82H188V81H187V77H186L185 84H186ZM194 82H193V83H194ZM199 82H200V80H199ZM202 82H203V81H202ZM224 82H225V80H224ZM224 82H223V83H224ZM226 82H227V81H226ZM233 82H234V81H233ZM233 82H232V83H233ZM239 82H240V81H239ZM261 82H262V81H261ZM9 83H10V82H9ZM16 83H17V82H16ZM27 83H28V82H27ZM49 83H50V82H49ZM67 83H68V82H67ZM67 83H66V84H67ZM74 83H73V84H74ZM77 83H78V80H77ZM134 83H135V82H134ZM158 83H161V82H158ZM189 83H190V82H189ZM196 83H197V82H196ZM196 83H195V84H196ZM241 83H243V82H240V87L242 88L243 86H245V87H243V88H246V84H247V83L245 82V84H243V86L241 85ZM259 83H260V82H259ZM4 84H5V83H4ZM6 84H7V83H6ZM43 84H44V83H43ZM75 84H76V83H75ZM79 84H80V83H79ZM79 84H76V85H79ZM135 84H136V83H135ZM161 84H162V83H161ZM170 84H171V83H170ZM176 84H177V83H176ZM204 84H206V83H204ZM209 84H210V83H209ZM209 84H208V85H209ZM218 84H219V83H218ZM234 84H235V83H234ZM255 84H256V82H255ZM255 84H254V85H255ZM0 85H1V84H0ZM15 85H16V84H15ZM46 85H47V84H46ZM99 85H101L102 87L100 86V88H97V86L99 87ZM157 85H158V84H156V86H157ZM177 85H178V84H177ZM198 85H200L201 88H203L202 85H201V82H200V84H198ZM208 85H207V87L210 86V85H209V86H208ZM223 85H224V84H223ZM236 85H237V84H236ZM236 85H235V86H236ZM238 85H239V83H238ZM248 85H249V84H248ZM254 85H253V86H254ZM257 85H258V84H257ZM257 85L254 86V87H256L257 90H258V89L261 90L262 88H261V89L258 88ZM261 85H263V84H261ZM261 85H260V86H261ZM62 86H63V85H62ZM65 86H66V85H65ZM130 86H129V87H130ZM154 86H153V87H154ZM172 86H173V85H172ZM179 86H180V85H179ZM183 86H184V85H183ZM203 86H204V85H203ZM227 86H230V85H227ZM235 86H233V87L236 88L237 86H236V87H235ZM44 87H45V86H44ZM83 87H84V88H83ZM134 87H135V86H134ZM180 87H181V89H182V86H180ZM247 87L250 88L251 86H247ZM0 88H2V87H0ZM3 88H5V87H3ZM62 88H63V87H62ZM127 88H128V87H127ZM131 88H133V86H132ZM131 88H129V89H131ZM157 88H158V87H157ZM160 88H161V87H160ZM175 88H177V86H176ZM186 88H187V87H186ZM197 88L199 89V86L196 87V89H197ZM224 88H225V87H224ZM241 88H240V89H241ZM252 88H253V87H251V89H252ZM256 88H253V91L256 92V94H257V93H260V94H261L262 90H261V92H260V91L258 92V91H255ZM35 89H36V88H35ZM47 89H48V88H47ZM49 89H50V88H49ZM49 89H48V91H49ZM51 89H50V90H51ZM76 89H77V86H76ZM76 89H75V90H76ZM152 89H153V88H152ZM154 89H155V87H154ZM168 89H169V88H168ZM192 89H193V88H192ZM203 89H205V88H203ZM210 89H211V88H210ZM217 89H218V88H217ZM246 89H247V88H246ZM0 90H2V89H0ZM9 90H10V88H9ZM43 90H44V89H43ZM71 90H72V89H71ZM75 90H74V91H75ZM169 90H170V89H169ZM173 90H174V89H173ZM182 90H184V87H183ZM185 90H186V89H185ZM199 90H200V89H199ZM206 90H207V89H205V92H206ZM213 90H214V89H211V90L208 89L209 93H210V91L213 92ZM221 90H222V89H221V87H220V92H221ZM226 90H228V88H226L225 91H226ZM230 90L232 91V88H231ZM233 90H234L233 93H238V90H239V89L237 90V92H235V89H233ZM29 91H30V90H29ZM38 91H39V90H38ZM48 91H46V92H48ZM74 91H73V92H74ZM122 91H123V90H122ZM150 91H152V92H150ZM155 91L158 92L157 89H155ZM178 91H179V89H178ZM196 91H198V90H196ZM196 91H195V92H196ZM215 91H216V89H215ZM215 91H214V92H215ZM218 91H219V90H218ZM218 91H217V92H218ZM253 91L251 90V92H253ZM10 92H11V91H10ZM63 92H62V93H63ZM175 92H176V91H175ZM180 92H182V91H180ZM180 92H179V93H180ZM195 92H193V95H194ZM202 92H203V90H202ZM205 92H204V93H205ZM240 92L243 93V89H242ZM240 92H239V93H240ZM244 92H245V91H244ZM246 92H247V91H246ZM246 92H245V93H246ZM248 92L251 93V92H250V89H249ZM30 93H31V92H30ZM39 93H40V92H39ZM176 93H177V92H176ZM182 93H183V92H182ZM209 93L207 92L206 96H204V97H203V95L201 94V92H200L201 95H200V94H199V95L201 96V98L203 97V99H204L205 97H207V99L210 100V97L208 98V96H207V95H209ZM218 93H219V92H218ZM222 93H223V90H222ZM222 93H221V94H222ZM227 93H228V91H227ZM1 94H2V93H1ZM36 94H37V92H36ZM36 94H35L34 97L31 96V97H32V98H31L32 101H33V100L35 101L36 99L40 98V96H39L40 94H38L37 96H36ZM41 94H42V93H41ZM68 94H69V93H68ZM197 94H198V93H197ZM246 94L248 95V93H246ZM246 94H245V95H246ZM253 94H254V93H253ZM253 94H252V95H253ZM260 94H258V96H257V97H259V98H257V97L255 96L254 99L257 98V100H259V99H260V96H259ZM262 94H264V93H262ZM262 94H261V95H262ZM32 95H34V93H33ZM42 95H43V94H42ZM56 95H58L59 97H61V99H63V100H61L59 97H58V98H59V99H58ZM79 95H80V94H79ZM112 95H114V96H112ZM163 95H164V94H163ZM184 95H185V94H184ZM211 95H214V97L216 96L214 93L211 94ZM211 95H210V96H211ZM219 95H220V93H219ZM219 95H218V96H219ZM222 95H223V94H222ZM237 95H238V94H237ZM247 95H246V97H250V96H247ZM249 95H250V94H249ZM66 96H68V95H66ZM123 96H124L125 98H127L128 100H130V102L133 101V103L130 104V102H128V104L124 105L125 103H124L123 100H124L125 98L122 99ZM161 96H162V94H161ZM191 96H192V95H191ZM191 96L188 97V100H190ZM194 96H195V95H194ZM194 96H193V101H191V102L194 103V104L196 105V103H195L194 101L197 102L198 99H197V98L194 99V98H195ZM196 96H197V95H196ZM200 96H199L198 98H200ZM225 96H227V95L225 94ZM225 96H223V97H225ZM228 96H229V95H228ZM235 96H236V95H235ZM243 96H244V95H243ZM262 96H263V95H262ZM13 97H14V96H13ZM75 97H76V98H75ZM81 97H82V96H81ZM163 97H164V96H163ZM168 97H169V96H168ZM211 97H213V96H211ZM229 97H230V96H229ZM237 97H238V96H237ZM241 97H242V96H240V99H241ZM34 98H35V99H34ZM148 98H149L150 101L147 100ZM243 98H244V99H242V100L245 101V103H243V105L240 104L241 107H240V106H239V107L242 108V106H243V108H245V107H244V104H247V105H246V106H247V109L245 108L246 111H247V110L249 109V105H248V102L246 103L245 96H244ZM78 99H79V98H77V100H78ZM120 99L123 101V103H122V107H120V105H119V106L117 105V103H118V101H120ZM127 99L125 100L126 103H127V101H128ZM155 99H154V100H155ZM186 99H187V98H186ZM205 99H206V98H205ZM225 99H226V98H225ZM225 99L223 98V101H222V102H224ZM248 99H249V100H248ZM248 99H247V101L250 102L251 99H250V98H248ZM252 99H253V97H252ZM14 100H15V99H14ZM117 100H118V101H117ZM167 100L169 101L168 98H167ZM188 100H186V101H187V104H188ZM191 100H192V98H191ZM201 100H202V99H201ZM212 100H213V98L211 99V101H212ZM221 100H222V99H221ZM221 100H219V101H221ZM230 100H231V99H229V101H230ZM237 100H238V99H237ZM242 100H241V102H242ZM257 100H255V101H257ZM26 101H27V99H26ZM29 101H30V100H29ZM29 101H28V102H29ZM32 101H30V102H32ZM34 101H33V102H34ZM146 101H147V102L149 101L150 104H148ZM198 101H199V100H198ZM219 101H218L217 103L220 104V105L222 106L223 103H220ZM225 101H226V103L229 104V102H228V97H227V100H225ZM232 101H234V100H232ZM255 101H253L255 104H256L257 102H259V101H257V102H255ZM23 102H24V101H23ZM28 102H27V103H28ZM36 102H37V100H36ZM38 102H39V101H38ZM38 102H37V104H36V107H40V106H38ZM120 102H121V101H120ZM154 102H155V103H154ZM205 102H206V100H205ZM205 102H204V105H207L208 102L210 103V101L206 102L207 104H205ZM238 102L240 103V101H238ZM238 102H237V103H238ZM251 102H252V101H251ZM253 102L251 103L252 105L254 104ZM262 102H263V101H262ZM72 103H73V104H72ZM184 103H185V105H187L186 102H184ZM192 103H190V101H189V105H187V106H191V105L194 106V104H192ZM200 103H201V101L198 102V104H200ZM217 103H215V105H216ZM224 103H225V102H224ZM226 103H225V104H226ZM234 103H236V102L234 101ZM234 103H231V101H230V104H232V105L229 104L231 107H229V105H228L227 108H228V107H229L228 109L231 108L230 110H232V111H233V109H234V110L237 109L236 106H237L238 104L233 105ZM259 103H260V102H259ZM120 104H121V103H120ZM156 104H155V106H156ZM190 104H191V105H190ZM198 104H197V105H198ZM201 104H202V109L204 110V107L206 108V106L203 107V101H202ZM201 104H200V105H201ZM255 104H254V106H255ZM31 105H32V104H31ZM74 105H75V104H74ZM123 105H124V106H123ZM165 105H166V104H165ZM172 105H173V104L170 105V103H168V106H171L170 108H172ZM209 105H210V104H209ZM75 106L77 107L78 105H75ZM160 106H161V105H160ZM162 106H163V105H162ZM168 106H165V107H168ZM207 106H208V105H207ZM210 106H211V105H210ZM216 106H217V105H216ZM216 106H215V108H216ZM218 106H219V105H218ZM218 106H217V107H218ZM221 106H219V107L221 108ZM225 106H226V105H225ZM232 106H235V108L232 107ZM250 106H251V105H250ZM254 106H251V107H254ZM259 106H260V105H259ZM152 107H153V106H152ZM157 107L152 108V109H151V112H152L153 109L155 110ZM163 107H164V106H163ZM199 107H200V106H199ZM237 107H238V106H237ZM251 107H250V111H251V112H245V110H244L243 112H245V113H243V114L246 115V113H248V114H249V113H252V115H253V114L255 113V111H254V113H253L252 110L255 109V108H251ZM260 107H261V106H260ZM260 107L258 108L259 110H260ZM262 107H263V106H262ZM81 108H82V107H81ZM118 108H119V109H118ZM160 108H161V107H160ZM160 108H159V109H160ZM168 108H169V107H168ZM170 108H169V109H170ZM176 108L178 109L177 106H175L173 109H171V112H172V111L174 112V109H176ZM179 108H180V107H179ZM210 108H211V107H210ZM210 108H208V109H210ZM243 108H242V110H243ZM39 109H41V107H40ZM73 109L75 110V108H73ZM76 109H78V108H76ZM117 109H118V110H117ZM161 109H162V108H161ZM177 109H176V110H177ZM197 109H198V108H197ZM211 109H212V108H211ZM218 109H219V108H218ZM228 109H226V110H228ZM43 110H45V109H43ZM88 110H86V111H88ZM156 110H157V109H156ZM178 110L182 111L181 109H178ZM205 110H207V109H205ZM216 110H217V109H216ZM219 110H220V109H219ZM222 110H223V109L221 108V111H218V110H217V111H218V112H222ZM239 110H240V109H239ZM255 110H256V109H255ZM259 110H256V112H259ZM38 111H39V110H38ZM40 111L42 112V110H40ZM57 111H58V112H57ZM160 111H163V110H160ZM165 111H166V109H165ZM165 111H164V113H165ZM232 111H231V112H232ZM236 111H237V110H236ZM236 111H235V112L233 111V114L236 113ZM260 111L262 112L263 109H261ZM41 112H40V113H41ZM43 112H44V111H43ZM149 112H150V111H149ZM154 112H156V111H154ZM157 112H159V111L157 110ZM171 112H170V110H169L168 113H165L166 116H168L169 113H170V115H171ZM173 112H172V113H173ZM175 112H176V111H175ZM183 112H184V111H183ZM207 112H208V111H207ZM207 112H206V111H203L202 114L204 113V114L207 115ZM223 112H224L225 115L228 114V117H231V114H232V113H231L230 111H227V112H226V111H223ZM228 112H230L231 114L228 113ZM261 112H259V114H256V113H255L256 115H255V114H254V115H255V116H257V115H260V116H261V115L264 113V112H263V113H261ZM2 113H3V112H2ZM86 113H87V112H86ZM88 113H89V112H88ZM121 113H123V114H121ZM179 113H180V112H179ZM181 113H182V112H181ZM189 113H190V112H189ZM210 113H212V112H210ZM260 113H261V114H260ZM42 114H43V113H42ZM83 114H84V113H83ZM94 114H95V113H94ZM129 114H128L127 116H129ZM145 114H146V115H142V116L140 115V116H141V119H139V120L137 121V123H136V124H138L139 126H137V125L135 124V125L137 126V128H138V127H139V128L141 127V129H142V125L145 126L146 122H147V123H148V122H149V123H150V122H151V123L153 122L152 124H155V123H156V122H155V121H156V118H158V115H159V114H158L157 116H156V115L154 116V113H152L153 115L150 116V114H149V116H147L148 114H147V113H145ZM155 114H156V113H155ZM160 114L163 115L162 113H160ZM167 114H168V115H167ZM177 114H178V113L176 112V115H177ZM186 114H187V113H186ZM192 114H193V113H192ZM202 114H201V115H202ZM204 114H203V115H204ZM220 114H221V113H219V115H220ZM241 114H242V113H241ZM241 114H240V115H241ZM243 114H242V117H243ZM248 114H247L246 116H244V117H247ZM0 115H1V114H0ZM87 115H88V114H87ZM87 115H86V116H87ZM97 115H98V114L96 113V115H92V116H94V117L96 118ZM99 115H98V116H99ZM138 115H137V116H138ZM161 115H159V116H161ZM174 115H175V114H174ZM181 115H182V114H181ZM181 115L179 114V116H181ZM183 115H184V114H183ZM206 115H204L203 120L206 119V118H205ZM219 115H218V117H219ZM221 115H223V113H222ZM225 115H224V116H225ZM229 115H230V116H229ZM250 115H251V114H250ZM250 115H249V116H250ZM252 115L250 116V118L252 117ZM254 115H253V116H254ZM8 116H9V115H8ZM31 116H34V115L31 114ZM40 116H41V115H40ZM42 116H43V115H42ZM46 116H47V114H45V116H43V118L45 117V118H44L45 120L48 119V116H47V118H46ZM82 116H83V115H82ZM84 116H85V114H84ZM90 116H91V115H90ZM115 116H114V117H115ZM121 116H120V117H121ZM123 116H125V115H123ZM131 116H132V115H131ZM144 116H147V118H145ZM163 116H164V115H163ZM163 116H162V118H161V117H160V118L163 119ZM208 116H209V115H208ZM224 116H223V117H224ZM233 116H234V115H233ZM233 116H232V117H233ZM249 116H248L247 118H249ZM101 117L99 116V118H101ZM117 117H116V118H117ZM120 117H119V118H120ZM133 117H134V116H133ZM169 117H170V116H169ZM171 117H172V115H171ZM171 117H170V118H171ZM175 117H176V116H175ZM175 117H173L174 120H175ZM192 117H193V116H192ZM212 117H213V116H212ZM220 117H221V116H220ZM220 117H219V118H220ZM223 117H221V118H222V121L225 119V118L223 119ZM242 117H239V118H241L242 120L245 121L246 118H244V117L242 118ZM257 117H258V116H257ZM257 117H256V118H257ZM263 117H264V115L262 116V118H263ZM37 118H38V120L41 119L42 121H44L43 118H39L38 116H37ZM49 118H52V117H49ZM90 118H91V117H89V116L86 117V119H84V117H83L82 121L85 120V121L83 122V124H84L85 122H87V123L90 122V121H91ZM92 118H93V117H92ZM104 118H101V121H102V119H104ZM128 118H129V117H128ZM134 118H136V117H134ZM134 118H133V119H134ZM137 118H138V117H137ZM166 118H168V117H165V119H164V121H166V122H165V123L163 122L165 125L161 123L163 126H161V128L158 127L159 129H158L157 133H158V135H160V134L162 135V136L160 135L161 138H162V137H167V139H168V137H171V136L173 137V136H174V135H171V136H170V134H172V132H173V130H174V127H173L172 122H168V123H167V121H169V120H167ZM170 118H168V119H170ZM181 118L183 119L184 117L182 116ZM198 118H200V117L198 116ZM207 118H208V117H207ZM221 118H220V119H221ZM234 118H235V117H234ZM250 118H249V119H250ZM256 118H255V119H256ZM260 118H261V117H260ZM9 119H10V116H9ZM11 119H12V118H11ZM15 119H16V118H15ZM22 119H25L24 116H23ZM27 119H29V118L27 117ZM31 119H32V118H31ZM33 119H36V118H33ZM96 119H97V121H98V124H101V123L99 122L100 119H98V118H96ZM117 119H118V118H117ZM117 119H115V120H117ZM131 119H132V118H131ZM158 119H159V118H158ZM177 119H178V121H180L178 117H177ZM177 119H176V120H177ZM194 119H195V118H194ZM201 119H202V116H201ZM201 119H200V121H203V120H201ZM226 119H228V118L226 117ZM229 119H230V118H229ZM231 119H232V118H231ZM89 120H90V121H89ZM93 120H95V119H93ZM121 120H122V119H121ZM123 120H124V117H123ZM136 120H137V119H136ZM172 120H173V119H172ZM176 120H175V121H176ZM184 120H186V118H184ZM196 120L198 121V119H196ZM208 120H209V119H208ZM238 120L240 121V119H238ZM238 120H237V121H238ZM242 120L240 121V122H241V125H240L241 127H239V125L237 126L239 129H243L242 126H244V124H245V122H246V121H245L244 123H242ZM247 120H248V119H247ZM257 120H258V119H257ZM27 121H28V120H27ZM27 121H26V122H27ZM35 121H37V120H35ZM35 121H33L34 124L31 123V125H33V126L36 125L37 123L35 124ZM39 121H40V120H39ZM42 121L40 122L41 125H42V123H43ZM103 121H104V120H103ZM159 121H160V119H159ZM159 121H158V123H159ZM170 121H171V120H170ZM175 121H174V122H175ZM178 121H177V123H178V127H180L179 124H180L181 122L179 123ZM181 121H183V120H181ZM189 121H190V120H189ZM218 121H219V120H218ZM218 121H217V122H218ZM233 121H235V120H233ZM233 121L231 120L230 123H232ZM258 121H259V120H258ZM258 121H255L254 123L257 124L256 122H258ZM12 122H13V121H12ZM19 122H20V121H19ZM19 122H18V123H19ZM22 122H23V121H22ZM93 122H95V121H93ZM112 122H113V121H112ZM122 122H124V121H122ZM130 122H131V121H130ZM160 122H161V121H160ZM219 122H220V121H219ZM224 122H225V120H224ZM235 122H236V121H235ZM235 122H234V123H235ZM259 122H260V121H259ZM259 122H258V123H259ZM263 122H264V121H263ZM5 123H6V122H5ZM40 123H39V124H40ZM44 123H45V122H44ZM44 123H43V124H44ZM81 123H82V122H81ZM95 123H96V122H95ZM102 123H103V122H102ZM113 123H114V122H113ZM117 123H118V122H117ZM126 123H127V122H126ZM134 123H135V122H134ZM144 123H145V124H144ZM182 123H185V122H182ZM182 123H181V124H182ZM194 123H195V122H194ZM199 123H200V122H199ZM199 123L197 122V125H198ZM208 123L210 124L211 122H208ZM208 123H207V124H208ZM215 123H216V122H214V124H215ZM221 123H223V122H221ZM254 123H252L253 126L255 125ZM0 124H1V123H0ZM21 124H22V123H21ZM25 124H26V123H24V125H25ZM27 124H28V123H27ZM27 124H26V125H27ZM45 124H46V123H45ZM45 124H44V127H45ZM83 124H81V125L83 126ZM90 124H91V123H90ZM98 124H97V127H99ZM109 124H108V125H109ZM114 124H115V123H114ZM118 124H121V123H120V120H119V123H118ZM122 124H123V123H122ZM122 124L119 125V127H122V126H123ZM152 124H151V125H152ZM156 124H157V123H156ZM161 124H159V125H161ZM187 124H188V123H187ZM187 124L185 123V126H186ZM209 124H208V126H209ZM211 124H212V123H211ZM211 124H210V125H211ZM214 124H213V126L216 125V124H215V125H214ZM219 124H220V123H219ZM226 124H227V123H226ZM236 124H237V123H236ZM242 124H243V125H242ZM249 124H250V123L246 122V124H245L246 127H249ZM260 124H262V122H260ZM263 124H264V123H263ZM18 125H19V124H18ZM18 125H17V127H19ZM81 125H80V128H81ZM112 125H113V124H112ZM112 125H111V126H112ZM115 125H117V124H115ZM115 125H113L112 127H113V128L115 127L116 129H115V128H114V129L118 131V129H117L118 125H117V126H115ZM124 125H125L124 127H127L126 124H124ZM129 125H130V124H129ZM205 125H206V123H205ZM205 125H204V127H205ZM217 125H218V123H217ZM233 125H234V124H233ZM247 125H248V126H247ZM22 126H23V125H22ZM28 126H29V125H28ZM33 126H32V127H33ZM39 126H40V125H39ZM75 126H77L78 128H76L77 131H75V133H74L73 129L75 128ZM85 126H86V123L84 124V127H85ZM111 126L109 125V126H108L109 128H107V127L105 126V127H106L105 131H106V132H110V130H111V129H110ZM130 126H131V127L134 126L133 122L131 123ZM144 126H143V127H144ZM148 126H149V125H148ZM153 126H156V125H153ZM174 126H176V125H174ZM183 126H184V125H183ZM185 126H184V127H185ZM191 126H192V125H191ZM213 126H212V127H213ZM220 126H221V125H218L219 128H220ZM229 126H230V125H229ZM257 126H259V124H258ZM257 126H256V130H255V131H257ZM262 126H264V125H262ZM17 127H16V128H17ZM32 127H31V128H32ZM36 127H37V125H36ZM44 127L41 126L42 129H43ZM86 127H88V124H87ZM92 127L94 128L93 130H95V127L93 126V123H92ZM92 127H90V129H91ZM100 127H101V126H100ZM100 127H99V128H100ZM131 127H130V128H131ZM176 127H177V126H176ZM181 127H182V125H181ZM181 127H180L179 130H181ZM184 127H183V128H184ZM198 127H199V126H198ZM204 127H203V128H204ZM210 127H211V126H210ZM210 127H208V128L210 129ZM246 127H245V128H246ZM251 127H252V125H251ZM251 127L246 128V129H249L248 132H251L253 129H255V126H254V128H253V127L251 128ZM260 127H261V125L258 127V129H259ZM23 128H24V127H23ZM31 128H30V129H31ZM80 128H79V129H80ZM99 128H96V132H97V133H98L99 130L102 131V130L104 129V128H101V129H102V130H101V129H99ZM133 128L135 129V130L133 129V130H134L133 133H134L135 135L132 133L134 136H136V134H137L138 136H139V134H144V133H140V132H141L140 130H139V131H140L139 134H138L137 132L135 133V131L137 130V128H135V127H133ZM146 128H148V127H146ZM150 128H151V130H152V127H149V129H146V131L149 130V132H151V131H150ZM154 128H156V127H154ZM186 128H187V126L185 127V129H186ZM190 128H191V127H190ZM201 128H202V127H201ZM205 128H207V127H205ZM216 128H217V127H216ZM216 128H214V129H216ZM219 128H218V129H219ZM221 128H222V127H221ZM250 128H251L252 130H251ZM263 128H264V127H263ZM17 129H19V128H17ZM26 129H27V130H24V129H22V130H23V131H29V130H30V129H28V127H27ZM32 129H34V130H33L34 132H35L36 130L40 131V130H39L40 128H38V129L35 130V127H34V128H32ZM32 129H31V130H32ZM86 129H87V132L90 130V129L88 130V128H85V130H86ZM97 129H98V130H97ZM107 129H108V131H107ZM119 129H120V128H119ZM122 129H123V128H122ZM127 129H129V128H127ZM127 129H126V130L123 129V131H124L125 133L128 132V134L130 135L129 132H130L131 130H130V131H127ZM156 129H157V128H156ZM156 129H154V130H156ZM176 129H177V128H176ZM176 129H175V130H176ZM191 129H192V128H191ZM211 129H212V128H211ZM211 129H210V130H211ZM225 129H226V128H225ZM232 129H234V128H232ZM235 129H236V128H235ZM260 129H261V128H260ZM31 130H30V131H31ZM74 130H75V129H74ZM142 130H143V129H142ZM196 130H197V129H196ZM216 130H217V129H216ZM20 131H21V130H20ZM48 131H47V132H48ZM91 131H92V129H91ZM91 131H89V133H91ZM100 131H99V132H100ZM105 131H104V132H105ZM111 131H112V130H111ZM117 131H116V132H117ZM119 131H120V130H119ZM177 131H178V130H177ZM177 131H176V133H177ZM186 131H187V130H186ZM203 131L205 132V130H203ZM206 131H207V130H206ZM230 131H231V130H230ZM230 131H229V133L231 134L233 131H232V132H230ZM234 131H235V130H234ZM241 131H242V130H241ZM243 131H244V129H243ZM243 131H242V132H243ZM246 131H247V130H246ZM255 131H252L251 133H253V132H255ZM106 132H105V133H106ZM112 132H114V130H113ZM120 132H121V131H120ZM120 132H119V133H120ZM144 132H145V131H144ZM152 132H154V131H152ZM152 132H151L150 135L153 136V133H152ZM181 132H183V131L181 130ZM187 132H188V131H187ZM190 132H191V131H190ZM199 132H200V131H199ZM219 132H220V131H219ZM238 132H240V130H239ZM242 132H240V134H241ZM263 132H264V131H263ZM5 133H6V132H5ZM9 133H10V132H9ZM14 133H15V132H14ZM22 133H23V132H22ZM30 133H31V132H30ZM32 133H33V132H32ZM36 133H37V132H36ZM40 133H41V132H40ZM50 133H49V134H50ZM53 133H54V132H53ZM53 133H52V134H53ZM73 133H74V134L77 133V136H74ZM89 133H88V134H89ZM92 133H93V131H92ZM94 133H95V132H94ZM94 133H93V134H94ZM101 133H102V132H101ZM105 133H104V134H105ZM110 133H111V132H110ZM147 133H148V131H147ZM154 133H156V132H154ZM159 133H160V134H159ZM173 133H174V132H173ZM200 133H201V132H200ZM216 133H217V132H216ZM233 133H234V132H233ZM233 133H232V134H233ZM251 133H249V136H252V137H250V139L252 138L251 140L247 139L248 133H245V131H244V135L246 134L245 137H244V135L242 136V134H241V137L238 136L239 133H236V131H235V136H236V134H238L237 136L240 137V139H241L242 137H244V138H242V139H244V141H245V139H247L248 141H254V139H253V138H254L253 135H254L255 133H254L253 135H251ZM258 133H259V132H258ZM33 134H35V133H33ZM33 134H32V135H33ZM54 134L56 135V136L53 135L54 137L59 138V137H57L58 132H57V134H56V132H55ZM88 134H87V135H88ZM102 134H103V133H102ZM107 134H108V133H107ZM107 134H105V135H107ZM120 134H121V136H120V138H119V141H120V139H121V141H120V142L118 141V142H116V143H117V144H120L121 142L124 141V139H125V141L123 142L124 144H123V143L120 144L119 147L116 146L117 144H114L115 141H116V139H118V138H116V137H113L114 133H113V134L111 133V135H109V134L107 135L109 139H110V136H112V138H115V139H113V142H114L113 144H114V145H113V144H111V145H113V147L115 146V148L118 147L117 150H119V148H121V147H120L121 145H123V146L126 145L125 142H127V141L131 142V140L134 139L133 136H132V134H131V136H129L127 133H126V134H127L128 136H123L124 133H123V134L120 133ZM120 134H119V135H120ZM148 134H149V133H148ZM148 134H146V132H145L144 136H145V138L148 136L147 139H148V141L151 143V141H150L151 139L149 140V137H150V136H149ZM187 134H189V133H187ZM190 134H191V133H190ZM197 134H198V133H197ZM204 134H205V133H204ZM207 134H208V133H207ZM211 134H212V133H211ZM227 134H228V133H227ZM230 134H228V135H230ZM232 134H231V135H232ZM25 135H27V132L25 133ZM29 135H31V134H28V135H27V138H28L29 140H31V139H30L31 137H30ZM50 135H51V134H50ZM87 135L85 134V136H87ZM90 135H91V134H90ZM90 135H88V137H87L88 139H89ZM119 135H118V132H117V137H118ZM155 135L157 136V134H155ZM155 135H154L153 137H155ZM178 135H180V132L178 133ZM181 135H183V134H181ZM193 135H194V134H193ZM193 135H192V136H193ZM195 135H196V133H195ZM217 135H218V134H216V136H217ZM225 135H226V133H225ZM231 135L229 136V138L231 137ZM233 135H234V134H233ZM3 136H4V135H3ZM35 136H36V135H35ZM48 136H49V135H48ZM51 136H52V135H51ZM85 136H84V137H85ZM94 136H95V134H94ZM114 136H116V135H114ZM122 136H123V138H122ZM138 136L135 137V140H137L136 138H138V139L140 138V137H138ZM142 136H143V135H141V137H142ZM152 136H151V137H152ZM160 136H159V137H160ZM176 136H177V135L175 134V137H176ZM186 136H187V135H186ZM186 136H185V137H186ZM199 136H200V135H199ZM202 136H203V135H202ZM205 136H206V134H205ZM226 136H227V135H226ZM249 136H248V137H249ZM257 136H259V135H257ZM260 136H261V135H260ZM4 137H5V136H4ZM23 137H25V136L23 135ZM29 137H30V138H29ZM32 137H33V136H32ZM36 137L38 138L39 135H37ZM36 137H33L34 140H35ZM84 137H83V138H84ZM95 137H96V136H95ZM97 137H98V135H97ZM100 137H101V138H100ZM124 137H126V138H124ZM153 137H152V139H153ZM157 137H158V136H157ZM157 137H155V138H157ZM178 137H179V136H178ZM180 137H182L184 141H185V139H186V140H189V139H190V138H188V136H187V138H185V139H184L183 136H180ZM203 137H204V136H203ZM207 137H208V136H207ZM209 137H210V136H209ZM27 138H26V139H27ZM49 138H51V137H49ZM56 138H55V139H56ZM87 138H86V139H87ZM92 138H93V136H91V139H90L91 141H92ZM98 138H100V141L97 140L98 143H97V144L95 143V144H96L95 146H97V145L99 144L100 146H98V147L101 149V146H103V145H101V144H102L103 140H104V142L106 141L107 137L103 135V136H99ZM143 138H144V137H143ZM143 138H142V139H143ZM145 138H144V139H145ZM176 138H177V137H176ZM176 138H174V139L176 140ZM200 138H201V137H200ZM221 138H222V137H221ZM233 138H234V137H233ZM233 138H232V139H233ZM255 138H256V134H255ZM259 138H260V137H259ZM4 139H5V138H4ZM42 139H43V138H42ZM46 139H47V138H46ZM86 139H85V140H86ZM122 139H123V141H122ZM142 139L140 138V141H139V142L136 141V142L139 143L140 145L142 144V147H144V146H143V143H140ZM163 139H164V138H162V139H160V140H161V141H164ZM165 139H166V138H165ZM179 139H180V138H179ZM193 139H195V138L193 137ZM203 139H205V138H201L200 140H203ZM224 139H225V138H224ZM226 139H227V138H226ZM240 139L238 138V140H240ZM257 139H258V138H257ZM263 139H264V138H263ZM263 139H261V140H263ZM6 140H7V139H6ZM9 140H10V139H9ZM15 140H16V139H15ZM24 140H25V138H24ZM32 140H33V139H32ZM39 140H40V139H39ZM51 140H52V141H55V140H53V138H52ZM51 140L48 141V139H47L48 142H50ZM81 140L83 141V139L80 138L79 143L81 142ZM90 140H89V141H90ZM111 140H112V139H110V142H109V143H108V142H105V143H108V146H109V144L112 143ZM155 140H156V139H155ZM155 140L153 139V141H155ZM195 140H196V139H195ZM212 140H213V139H212ZM217 140H218V139H217ZM228 140H229V139H228ZM236 140H237V139H236ZM236 140H235V141H236ZM238 140H237V141H238ZM247 140H246V141H247ZM41 141H42V140H40V142H41ZM97 141H93V142H97ZM142 141H144V140H142ZM148 141L146 140V142H148ZM153 141H152V142H153ZM157 141H159V140H157ZM177 141H178V138H177ZM177 141H175V142H177ZM197 141H198V140H197ZM197 141H196V142H197ZM210 141H211V140H210ZM226 141H227V140H226ZM256 141H258V140H255L254 143H257ZM259 141H260V140H259ZM27 142H29V141H27ZM27 142H26V143H27ZM30 142H31V141H30ZM30 142H29V143H30ZM34 142H35V141H33V143H34ZM43 142H44V141H43ZM48 142H47V143H48ZM56 142L58 143L59 141L57 140ZM60 142H61V141H60ZM93 142H88L89 145H88L87 141L85 142V145H84L83 142H82L81 146L83 145L84 149H82L83 147H82V148H79L80 150L82 149V151H80V154H79V155H78V153H79L78 151H79V150H78V151H75V152H78V153H77V156H79V158H78L77 156H75L76 153L74 152L73 154H74L75 158H78V159H77L76 161H74V163H73L72 161L69 162L70 164L68 163V165H72V164H73V165H76V166L79 165V168L81 167L80 164H82V165L84 164V165H85V166H82V167H84L83 169H84V171H86V172L83 171L84 173H86V174H85L86 176L84 177V175H83V178H82V179L79 178V179H80V182H79V181H78V182H79L80 184L78 183L79 185H77V188H76V189L74 188V189H75L74 191L79 190V193H81L80 190L83 189L84 187H87V188H88V189L86 188V189H87V192L90 191V193L88 192V193L90 194V197H88V193H87V196H86V197L90 198V199H89V202H88V200H87L86 198H85V199L87 200L88 204L91 202V205H92V202H93V204H95V202H103V204H105L108 200H111V202H112L113 198H114V199L117 198L118 201H119V199H120V201H123L124 199H123V200H121V199H122L123 197H125V195H128V193L131 192V190H133L132 188H134V187L137 186V185H138V187L141 185V184L139 185V181H140V180L143 181V179H145V177H144L145 175H146V177L148 176V179H152V178L154 177L153 174H155L156 172L158 173V172H163L164 170H166L167 173H165V174H167L166 176H167L168 178H170V180H171V179L173 178V173H174L173 170L175 169V167H178V166H179V165H178V166H174V165H176V164H174V165H173V166H174V169L172 168V164H173L174 160L171 161V159H172L173 157H172V158L170 157V158H171L170 161L168 160V159H169L168 157H167L168 159L166 158V160H168V161H165L164 159H162V157L164 158V156L162 155L163 149L160 150V148H162L161 145L164 146V144H161V145H160L161 147H160V146H156L155 144H153V145H155L156 147H149V146H146L145 148H142L143 150L145 149L144 152H143V153H145V155H148V157L151 155V157H150L151 159H152V156H153V158H155V159L157 160V161H156L157 164H155V163H154L155 165L153 164L154 167H151V168H150V166L147 165V166H148V169H147L146 167H143V166H145L144 163H143V162L145 161V157H144L145 155H144V154H143L144 156L142 155V151H143V150H138V149H137L139 152H141V155H142V157H141L140 154H139V157L143 160V162H142V164H143L142 168H146L147 171L144 172L145 175H143V173H139L140 176H137L138 178L134 176L135 174H134V175H133V174L131 175V172L129 173V171H127L128 174H130L132 177L134 176L135 178H137V180H133V178H130L131 176H129L128 178H130L132 181H131V182H128L129 180H127V182H128L129 184H127L126 187H125V185L123 184V182H125V181L122 182V181H121V178H122L123 176L127 177L128 174H127V172H126L125 169H123V172H126L127 176H126V175H123V174H122V171H119V170L121 169V167L125 164V163H124V162H125L124 159H125V156H126V155H125V156L122 155V154H124V153H122L123 150H121V153H122V154L120 153V150L117 152V155H118V154H121L122 156H124V157H121V158H124V159L119 160V159H120L119 157H120L121 155H120V156L118 155L119 157L116 155L118 158H115V157H116V156H115V153H114V152H111V151L109 152V150H108V149H109L108 146H107L108 149H107V148H104V150L106 149V150H108V151H106V150H105V151H101V150L97 149V151L95 152L94 150L96 149V147L93 146V145L90 146V143H93ZM100 142H101V144H100ZM129 142H128V143H129ZM149 142H148V143H149ZM165 142L167 143V141H165ZM165 142H162V143H165ZM170 142H172V141H170ZM179 142H180V140H179ZM185 142H187V141H185ZM189 142L191 143V141H189ZM189 142H187V143H189ZM213 142H214V141H212V143H213ZM216 142H217V141H216ZM231 142H232V141H231ZM240 142H241V141H240ZM242 142H243V141H242ZM4 143H5V142H4ZM4 143H3V144H4ZM7 143H11V141H10V142L8 141ZM21 143H22V142H21ZM51 143H52V142H51ZM86 143H87V144H86ZM131 143L134 144L135 142L132 141ZM131 143H129V146H130V147H132ZM150 143H149V144H150ZM154 143H156V144L159 145L161 142L159 141V143H158V142L155 141ZM181 143H183V142L181 141ZM181 143H179V145H180ZM200 143H201V142H200ZM221 143H222V142H221ZM233 143H234V141H233ZM244 143H245V145H246V142H244ZM244 143H243V144H244ZM254 143L252 144V148H255V147H253ZM3 144H2V146H3ZM11 144H12V143H11ZM35 144L38 145V143H37V139H36V143H35ZM35 144H34V146H33V145H32V142H31V145H30V144H29V145H30V146H33V148H32L33 150H31V149H29V150L35 152V150H34ZM48 144H50V143H48ZM48 144H45V145L47 146ZM61 144H62V142H61ZM93 144H94V143H93ZM169 144H171V143H169ZM177 144H178V142H177ZM185 144H186V143H185ZM192 144H193V143H192ZM194 144H195V146H196V145L198 144V142H197V144L194 142ZM194 144H193V145H194ZM223 144H224V143H223ZM236 144H238V143H236ZM239 144H242V143H239ZM258 144H260V143H258ZM258 144H257V145H258ZM5 145H7V144H5ZM8 145H10V144H8ZM41 145L43 146V144H41ZM45 145H44V146H45ZM63 145H62V146H63ZM86 145H88V146H86ZM104 145H105V144H104ZM111 145H110V147H112ZM134 145H135V146H134ZM134 145H133V147L136 148V145H137V144L135 143ZM175 145H176V144H175ZM188 145H189V144H188ZM199 145H200V144H199ZM205 145H206V144H205ZM217 145H218V144H217ZM220 145H221V144H220ZM220 145H218V146H220ZM247 145H249V144H247ZM250 145H251V142H250ZM257 145H256V147H257ZM2 146H0V147L2 148ZM12 146H14V145H10V146H9V148H10V149H9V153H10V152L14 149V147H15V146H14L13 149L11 150ZM17 146H18V145H17ZM25 146H27V145H25ZM39 146H40V145H39ZM48 146H49V145H48ZM51 146H52V145H50V148H51ZM54 146H55V145H54ZM57 146L59 147V146H61V145L58 143ZM62 146H61L60 148L63 149ZM85 146H86V147H85ZM123 146H122V147H123ZM127 146H128V144H127ZM167 146H168L167 148H169V145H168V144H167ZM182 146L185 147L186 145L182 144ZM182 146H180V148H181ZM195 146H192V145H191V147H195ZM211 146H212V145H211ZM222 146H224V145H222ZM222 146H221V147H222ZM233 146H234V145H232V148H233ZM254 146H255V145H254ZM258 146H259V145H258ZM5 147H8V146H5ZM18 147H20V145H19ZM22 147H23V146H22ZM55 147H56V146H55ZM70 147H68L69 149H67V147H66V149H67V150H70ZM89 147H90V149L93 147V148H92L93 150L91 149V150H92L91 154H89V153H90V152H89V150H90ZM94 147H95V149H94ZM103 147H105V146H103ZM130 147H129V149H130ZM147 147H148V148H147ZM184 147H183V148H184ZM197 147H198V146H197ZM197 147H195V149H197ZM216 147H217V146H216ZM226 147H227V143H226ZM237 147H238V146H237ZM237 147H236V148H237ZM250 147H251V146H250ZM259 147H260V146H259ZM3 148H4V147H3ZM3 148H2V150H1V149H0V150L3 151ZM39 148L42 150V147H41V146H40ZM44 148H45V147H43V150H44ZM53 148H54V147H53ZM53 148H51L50 150H52ZM60 148H59V149H60ZM87 148H88V149H87ZM124 148L127 149L128 147H125V146H124ZM124 148H123V149H124ZM137 148H138V145H137ZM164 148H165V146H164ZM167 148H165V149H166V150H169V149H167ZM185 148H186V147H185ZM185 148H184V149H185ZM239 148H242V147H239ZM244 148H245V147H244ZM6 149H8V148H6ZM6 149H5V150H6ZM18 149H19V148H18ZM36 149H37V147H36ZM57 149H58V148H57ZM62 149H60V150H62ZM66 149H65V150H66ZM126 149H125V150H126ZM131 149H132V151H133V148H131ZM131 149H130V150H131ZM139 149H140V148H139ZM177 149H178V148H177ZM189 149H190V148H189ZM203 149H204V148H203ZM207 149H209V148H207ZM213 149H214V148H213ZM260 149H261V148H260ZM41 150H40V151H41ZM45 150H47V149L45 148ZM48 150H49V147H48ZM48 150H47V151H48ZM50 150H49V151H50ZM55 150H56V148L53 149L54 152H55ZM60 150H59V152H60ZM65 150H64V149L62 150L63 153L66 152ZM71 150H70V152H71ZM76 150H77V149H76ZM98 150H99V151H98ZM110 150H111V148H110ZM112 150H115V149H112ZM127 150H128V149H127ZM130 150H129V151H130ZM134 150H135V149H134ZM137 150H136V151H137ZM178 150H179V149H178ZM182 150H183V149H182ZM192 150H194V149L192 148L191 151H192ZM201 150H202V149H201ZM216 150H218V149H216ZM219 150H220V149H219ZM229 150H230V149H229ZM244 150H245V149H244ZM246 150L248 151L249 149H246ZM251 150H252V149H251ZM258 150H259V149H258ZM1 151H0V152H1ZM7 151H8V150H7ZM19 151H20V150H19ZM19 151H18V152H19ZM31 151H30V152H31ZM64 151H65V152H64ZM93 151H94V152H93ZM132 151H131V152H132ZM136 151H135V152L133 151V152H134V153H137ZM160 151H162V152H160ZM175 151H176V150H175ZM185 151H186V150H185ZM185 151L182 152V151L180 150V153L182 152L181 154H183ZM187 151H188V149H187ZM194 151H195V150H194ZM194 151H193V154H194ZM203 151L205 152V150H203ZM206 151H207V150H206ZM212 151H213V150H212ZM212 151H211V152H212ZM224 151H226V150H224ZM242 151H243V150H242ZM242 151H241V152H242ZM4 152H5V151H4ZM4 152H3V153H4ZM20 152H22V151H20ZM20 152H19V153H20ZM24 152H25V151H24ZM34 152H32V153H34ZM37 152H39V150H38V151L36 150V154H38ZM44 152H45V151H44ZM50 152H51V151H50ZM57 152H58V151H57ZM57 152H55V153L57 154L56 156L58 157V153H59V152H58V153H57ZM72 152H73V150H72ZM133 152H132V153H133ZM164 152H165V151H164ZM167 152H168V151H167ZM178 152H179V151H178ZM198 152H201V151L198 150ZM229 152H231V151H229ZM248 152H249V151H248ZM250 152H251V151H250ZM254 152H255V150L253 149V153H252L253 155L255 154ZM259 152H261V151H259ZM12 153H14V152H12ZM92 153H93V155H92ZM112 153H113V154H112ZM125 153H126V152H125ZM132 153H131V154H132ZM134 153H133V155H134ZM174 153H175V152H173V154H174ZM180 153H178V154H180ZM186 153H187V152H185V154H184L185 156H186ZM191 153H192V152H191ZM195 153L197 154L196 151H195ZM209 153H210V152H209ZM215 153H216V151H215ZM221 153H223V152H221ZM256 153H257V151H256ZM262 153H263V152H262ZM262 153H260V155H262ZM0 154H2V152H1ZM5 154H6V152H5ZM15 154H16V151H15ZM15 154H14V155H15ZM28 154H29V153H28ZM36 154H35V155H36ZM51 154H53V153L51 152L50 155H51ZM126 154H127V153H126ZM163 154H164V153H163ZM188 154H190V153L188 152ZM188 154H187V155H188ZM213 154H214V153H213ZM217 154H218V152H217ZM228 154H229V153H228ZM241 154H242V153H241ZM248 154H249V153H248ZM250 154H251V153H250ZM250 154L247 155V153L244 152V155H245V156H244L243 154H242V155H243L244 158H245L246 155H247V156H251V155H252V154H251V155H250ZM3 155H4V154H3ZM3 155H0V156L3 158ZM6 155H9V156H10V154H8V152H7ZM61 155H62V154H61ZM128 155H130V154H128ZM133 155H131V156L134 157V158H136L135 160L137 161V162L134 163V164H135L136 166H138V167H141V165L139 164V162H140L141 160H140V159L138 160L139 157H138V158L135 157V155H137V154H135L134 156H133ZM164 155H165V154H164ZM176 155H177V153H176ZM191 155H192V154H190V157H191ZM218 155H219V154H218ZM226 155H227V154H226ZM231 155H232V154H231ZM234 155H235V154H234ZM242 155H241V156H242ZM253 155H252V156H253ZM255 155H256V154H255ZM255 155H254V156H255ZM21 156H23V155H21ZM26 156H27V155H25L24 157L26 158ZM52 156H53V155H51V157H52ZM56 156H55V157H56ZM59 156H60V153H59ZM62 156H63V155H62ZM165 156H166V155H165ZM174 156H175V155H174ZM192 156H193V155H192ZM194 156H195V155H194ZM194 156H193V157H194ZM203 156H204V155H203ZM216 156H217V155H216ZM222 156H223V155H222ZM222 156H221V159H222ZM224 156H225V155H224ZM227 156H228V155H227ZM252 156H251V158H252ZM256 156H259V154L256 155ZM263 156H264V155H263ZM263 156H262V157H263ZM4 157H6V156L4 155ZM12 157H13V156H12ZM15 157H16V156H15ZM27 157H28V156H27ZM30 157H31V156H30ZM60 157H61V156H60ZM143 157H144V158H143ZM176 157H177V156L174 157L175 161H176ZM180 157H181V156H180ZM230 157H231V156H230ZM238 157H239V155H238ZM2 158H1L0 160L5 159V158H3V159H2ZM7 158H9V157L7 156ZM7 158H6L5 160H7ZM16 158H17V157H16ZM18 158H19V157H18ZM18 158H17V161L22 160L21 157H20L19 160H18ZM25 158H24V159H25ZM40 158H41V157H40ZM75 158H74L73 160H75ZM177 158H179V156H178ZM184 158H185V157H184ZM186 158H187V156H186ZM188 158H189V157H188ZM215 158H216V157H215ZM223 158H224V157H223ZM225 158H226V157H225ZM231 158H232V157H231ZM239 158H240V157H239ZM248 158H249V157H248ZM256 158H257V157H256ZM9 159H10L9 161H12V160L14 159V157L12 158V160H11V157H10ZM49 159H50V158H49ZM49 159L46 158V160H48V161H47L48 164H49ZM58 159H59V158H58ZM61 159H62V157L59 159V162H61V161H60ZM101 159L106 160V161H105V162H106V165H105V166H103V162L101 163ZM117 159H118V160H117ZM128 159H129V157H128ZM128 159H127V160H128ZM130 159H132V158L130 157ZM147 159H148V158H147V156H146V160H147ZM181 159H182V158H180L179 160H181ZM189 159H191V158H189ZM212 159H214V158H212ZM226 159H227V158H226ZM226 159H225V160L223 159L224 162L227 161ZM234 159H235V158H234ZM245 159H247V157H246ZM245 159L243 160V162H244V161L246 162ZM252 159L256 161L255 158H252ZM259 159H260V156H259L258 159H257V163L259 162V161H258ZM261 159H262V158H261ZM261 159H260V160H261ZM263 159H264V158H263ZM5 160H3V161H5ZM28 160H29V159H28ZM28 160H25V161H28ZM41 160H42V158H41ZM55 160H56V159H55ZM62 160H63V159H62ZM149 160H150V159H149ZM177 160H178V159H177ZM192 160H193V159H192ZM192 160H190V161H192ZM203 160L206 161L205 159H203ZM208 160H211V159H208ZM228 160H229V159H228ZM240 160H242V157L240 158ZM247 160H248V159H247ZM9 161H8V162H9ZM13 161L15 162L16 159H14ZM23 161H24V160H22V162H23ZM25 161H24L23 163H26ZM42 161H43V160H42ZM44 161H45V160H44ZM44 161H43V162H44ZM50 161L52 162V163L50 162V164H53L54 161H52V159H51ZM56 161H57V160H56ZM56 161H55V162H56ZM138 161H139V162H138ZM153 161H154V159H153ZM182 161H183V160H182ZM186 161L189 162V160H186ZM198 161H200V159H198ZM198 161H197V163H198ZM201 161H202V158H201ZM216 161H217V160H216ZM229 161H230V160H229ZM250 161H251V159H250ZM250 161H249V162H250ZM261 161H262V162H259V163H263V160H261ZM14 162H13V163H14ZM19 162H21V161H19ZM28 162H29V161H28ZM43 162H42V163H43ZM47 162H46V161L44 162V164H45L44 166H45V167L47 166V165H46ZM55 162H54V164H56L58 161H57L56 163H55ZM105 162H104V163H105ZM126 162H127V161H126ZM129 162L131 163V160H130ZM134 162H135V161H134ZM150 162H151V161H150ZM154 162H155V161H154ZM178 162H179V161H178ZM178 162H177V163H178ZM187 162H186V163H187ZM193 162H195V161L193 160L192 162L187 163V164H188V167H189V164L191 165ZM210 162H211V161H210ZM221 162H222V161H221ZM232 162H233V161H232ZM232 162H231V164H234V163H235V162H234V163H232ZM249 162H248V163H249ZM4 163H5V162H4ZM23 163H20V164L24 165ZM61 163H62V162H61ZM100 163L102 164L103 167L99 165ZM140 163H141V162H140ZM145 163H146V162H145ZM175 163H176V162H175ZM180 163H182V164L184 165V161H183V162H180ZM180 163H178V164H180ZM186 163H185V164H186ZM199 163H200V162H199ZM204 163H205V162H204ZM204 163H203V164H204ZM250 163H251V162H250ZM0 164L2 165V163H0ZM20 164L17 163V165H16V162H15V165L17 166L16 168H18V170H19V173H18V174L21 173L22 175H24V174L21 172L22 170L19 169V168L22 167V165H21V166H18V165H20ZM40 164H41V163H40ZM58 164H59V163H58ZM62 164H63V163H62ZM127 164H128V163H127ZM127 164H126L125 166H127ZM131 164H132V163H131ZM134 164H133V166H132V167H133L132 169H135V168H136V167L134 168ZM137 164H139V165H137ZM216 164H217V163H216ZM222 164H223V163H222ZM236 164H237V163H236ZM246 164H247V163H246ZM251 164H252V163H251ZM251 164H250V165H251ZM255 164H256V163H255ZM8 165H10V164L8 163ZM8 165H7V167H9ZM15 165H14V164H13V165L11 164L10 166H12L11 168H13V166L15 167ZM25 165H28V164H25ZM56 165H57V164H56ZM56 165H55V166H56ZM66 165H67V164H66ZM66 165H65V166H66ZM73 165H72V166H73ZM149 165H150V163H149ZM206 165H207V164H206ZM208 165H209V162H208ZM220 165H221V164H220ZM244 165H245V164H244ZM244 165H243V167H244ZM256 165H257V164H256ZM33 166H34V165H33ZM48 166H49V165H48ZM51 166H52V165H50L48 168L50 169ZM55 166L53 165V167H55ZM60 166L63 167V165H61V164H60ZM65 166H64V168H65ZM95 166H96V167H97V166H100L101 169L99 170V169H98L99 167H98V168H95ZM125 166H124V167H125ZM151 166H152V163H151ZM170 166H171V169H172V170L170 169ZM181 166H182V165H181ZM193 166H194V163H193ZM193 166H192V168H191V167H189V168H190V169H193ZM225 166H226V165H225ZM229 166H230V165H229ZM233 166H234V165H233ZM246 166H247V165H246ZM246 166H245V167H246ZM0 167H2V166H0ZM23 167H24V166H23ZM27 167H29V166H27ZM37 167H38V166H37ZM41 167H43V166H41ZM45 167H44V168H45ZM53 167H52V168H53ZM57 167H58V168H57ZM57 167H56L57 169H56V168H55V169H56V170H59V169H60L59 166H57ZM66 167H67V169H68V166H66ZM73 167H74V166H73ZM77 167H78V166H77ZM82 167H81V170H83ZM92 167H93L95 170L98 169L99 172H98L97 170L95 171V172H98L97 175H94V174H91V173H90V172H91L90 170L93 169ZM138 167H137V168H138ZM182 167L185 168L186 166H182ZM182 167H180V168L183 169V171H185V170H189V169H185V170H184V168H182ZM194 167L196 168V166H194ZM198 167H199V166H198ZM205 167H207V166H205ZM210 167H211V166H210ZM219 167H221V166H219ZM226 167H227V166H226ZM245 167H244V168H245ZM263 167H264V165H263ZM4 168H6V167H4ZM16 168H15V169H16ZM24 168H26V167H24ZM29 168H30V167H29ZM31 168H32V167H31ZM33 168H34V167H33ZM33 168H32V169H33ZM70 168H71V167L69 166V169H70ZM91 168H92V169H91ZM126 168H127V167H126ZM180 168H176V169H180ZM195 168H194V170H195ZM208 168H209V167H208ZM230 168H231V167H230ZM247 168H248V167H247ZM249 168H250V166H249ZM259 168H260V167H259ZM1 169H2V168H1ZM26 169H27V168H26ZM37 169H38V168H37ZM49 169H47V170H49ZM69 169H68V170H69ZM89 169H90V170H89ZM94 169H93V170H94ZM138 169H139V168H138ZM138 169H137V170H138ZM146 169H145V170H146ZM168 169H170V171H171V172L173 171V172L171 173L170 171H168ZM176 169H175V170H176ZM201 169H202V168H201ZM213 169H214V168H213ZM213 169H211V170H213ZM232 169H233V167H232ZM2 170H5V169H2ZM8 170H9V168L6 169L5 171H8ZM18 170H17V171H18ZM23 170H24V172H25V169H23ZM30 170H31V169H30ZM30 170H29V172L37 171L36 168H35L34 171H32V170L30 171ZM50 170H52V169H50ZM60 170H61V169H60ZM60 170H59V171H60ZM65 170H66V168H65ZM71 170H72V168H71ZM141 170H142V169H141ZM207 170H208V169H207ZM228 170H229V169H228ZM241 170H243V169H241ZM247 170H248V169H247ZM252 170H253V169H252ZM263 170H264V169H263ZM13 171H15V170H13ZM27 171H28V170H27ZM45 171H46V170H45ZM45 171L43 170L44 173H45ZM53 171H54V170H52V172H53ZM59 171H58V173H60V174L62 175V174H63L62 171H61V172H59ZM115 171H116V172H115ZM131 171H132V170H131ZM135 171H136V170H135ZM179 171H180V170H179ZM192 171H193V170H192ZM203 171H204V170H203ZM216 171H217V170H216ZM231 171H233V170H231ZM234 171H236V170L234 169ZM0 172H1V170H0ZM2 172H3V171H2ZM29 172H28V173H29ZM43 172H41V173H43ZM63 172H64V171H63ZM77 172H79V171H77ZM110 172H112L113 174L111 173L112 175H110V174H109ZM132 172H134V170H133ZM141 172H143V170H142ZM176 172H178V170H176ZM176 172H175V173H176ZM181 172H182V170H181ZM185 172H186V171H185ZM211 172H213V171H211ZM211 172H209V173H211ZM237 172H238V171H237ZM28 173H27V174H28ZM44 173H43V174H44ZM48 173H49V171H48ZM65 173H66V172H65ZM92 173H93V172H92ZM136 173H137V171H136ZM163 173H164V172H163ZM179 173H180V172H179ZM183 173H184V172H183ZM189 173H190V172H189ZM189 173H188V174L185 173V174H186V175H189ZM198 173H199V172H198ZM224 173H225V172H224ZM228 173H229V172H228ZM233 173H235V172H233ZM238 173H239V172H238ZM238 173H237V174H238ZM0 174H1V173H0ZM15 174H16V173H15ZM25 174H26V173H25ZM27 174H26V176L29 175V174H28V175H27ZM50 174H51V172H50ZM56 174H57V173H56ZM60 174L58 175V176H59V179H60V180L63 179L64 181H66L67 179H66V178H63L65 174L63 175V177H61ZM70 174H71V173H70ZM82 174H83V173H82ZM82 174H80V175H82ZM139 174H137V175H139ZM159 174H160V173H159ZM165 174H164V179H163L164 181H165ZM176 174H178V173H176ZM192 174H195V173H192ZM192 174H191V175H192ZM213 174H214V173H213ZM226 174H227V173H226ZM32 175H33V174H32ZM71 175H72V174H71ZM73 175H74V174H73ZM77 175H78V174H77ZM90 175H91V177H92V175L96 176V177L93 176L95 179H94V178L91 179ZM142 175H143V176H142ZM151 175H152V177L149 178V176H151ZM156 175H157V174H156ZM161 175H162V173H161ZM195 175H196V174H195ZM214 175H215V174H214ZM242 175H243V174H242ZM257 175H258V174H257ZM18 176L21 178L20 175H18ZM24 176H25V175H24ZM26 176H25V177H26ZM30 176H31V173H30ZM42 176H43V175H42ZM55 176H56V175H55ZM69 176H70V175H69ZM112 176H113V179H111ZM141 176L144 177V178H143V179H142V178L139 179V177H141ZM162 176H163V175H162ZM176 176H179V174L176 175ZM192 176H193V175H192ZM192 176H191V177L188 176V177H190L189 181H191V179L193 180ZM198 176H199V175H198ZM204 176L206 177V175H204ZM204 176H203V177H204ZM227 176H228V174H227ZM246 176H247V175H246ZM9 177H10V175H9ZM12 177H13V176H12ZM33 177H35V176L33 175ZM49 177H50V176H49ZM60 177H61V178H60ZM65 177H66V175H65ZM72 177H73V176H72ZM155 177H156V176H155ZM157 177H158V176H157ZM171 177H172V178H171ZM181 177H182V175H181ZM193 177H194V176H193ZM203 177H202V178L200 177V178L202 179V182H204L203 180H204V178H205V177H204V178H203ZM210 177H211V176H209V178H210ZM253 177H254V176H253ZM260 177H261V176H260ZM14 178H15V176H14ZM16 178H18L17 175H16ZM23 178H24V177H23ZM23 178H22V179H23ZM31 178H32V177H31ZM50 178H51V177H50ZM56 178H57V177H56ZM69 178H71V176H70ZM73 178H74V177H73ZM73 178H72V180H73ZM76 178H77V177H76ZM135 178H134V179H135ZM174 178H175V177H174ZM194 178H195V177H194ZM197 178H198V177H197ZM223 178H224V177H223ZM258 178H259V177H258ZM22 179L19 180L20 183H21ZM24 179H26V178H24ZM59 179H57V180L59 181ZM65 179H66V180H65ZM119 179H120V181L122 182V186L120 185V187L117 186V182L120 183ZM126 179H127V178H126ZM175 179H176V178H175ZM186 179H187V178H186ZM195 179H196V178H195ZM252 179H253V178H252ZM72 180H71V179H68L69 182L72 181ZM101 180H107V181L110 180V181H111L110 186H104V185H103V186H104V187H103V186H102V183H103V182H102V183L100 182ZM122 180H123V178H122ZM146 180H147V178H146ZM146 180H144V181H146ZM163 180H160V181H163ZM167 180H168V179H167ZM170 180H168L166 183L170 184V183H169ZM173 180H174V179H172V182H173ZM179 180H180V178H179ZM179 180H178V181H179ZM205 180H207V179H205ZM213 180H214V179H213ZM226 180H227V179H226ZM15 181H16V180H15ZM15 181H14L15 185H17L18 182H15ZM17 181H18V180H17ZM30 181H31V180H29V179L27 178V179L25 180V182H24L25 185H24V184L22 185V183H21L20 185H22V187L24 186L25 188H26V187L28 188V187H30V186H29V185H30ZM32 181H33V179H32ZM34 181H37V180H34ZM34 181H33V182H34ZM38 181H39V180H38ZM64 181H63V182H64ZM144 181H143V183H147V182H144ZM147 181H148V180H147ZM153 181H154V180H153ZM160 181H158V182H160ZM174 181H175V180H174ZM182 181H183V179H182ZM248 181H249V180H248ZM22 182H23V181H22ZM33 182H31V183H33ZM56 182H57V181H56ZM60 182H61V181H60ZM69 182H68V183H69ZM74 182L76 183L77 181L74 180ZM74 182L72 181V183L75 185ZM108 182H109V181H108ZM108 182H107V183H108ZM127 182H126V183H127ZM149 182H152V180H151V181L149 180ZM179 182H180V181H179ZM199 182H200V181H199ZM232 182H233V181H232ZM5 183H6V182H5ZM7 183H8V182H7ZM7 183H6L5 185H7ZM36 183H38V182H36ZM39 183H40V182H39ZM39 183H38V184H39ZM57 183H59V182H57ZM64 183H65V182H64ZM64 183H63V184H64ZM68 183H67V181H66V184H68ZM119 183H118V184H119ZM153 183H154V182H153ZM164 183H165V182H164ZM174 183H175V182H174ZM182 183H183V182H182ZM182 183H181V185L183 186ZM219 183H220V182H219ZM225 183H226V182H225ZM228 183H229V182H228ZM228 183H227V184H228ZM244 183H245V182H244ZM38 184H36V185H38ZM63 184H62V185H63ZM103 184H105V183H103ZM120 184H121V183H120ZM147 184H148V183H147ZM168 184H167V186H168ZM176 184H178V182H177ZM194 184H196V182H195ZM197 184H198V183H197ZM204 184H205V183H204ZM206 184H207V183H206ZM8 185H10V184H8ZM36 185H35V186H36ZM54 185H55V183H54ZM59 185H60V183L58 184V186H59ZM62 185H61V186H62ZM64 185H65V184H64ZM64 185H63V186H64ZM69 185H71V184L69 183ZM151 185H152V183H151ZM162 185H164V184H162ZM184 185H185V183H184ZM224 185H225V184H224ZM31 186H32L31 189H33V186H34V185H31ZM35 186H34V187H35ZM65 186H66V185H65ZM144 186H145V185H144ZM149 186H150V185H149ZM182 186H180V187H182ZM185 186H187V185H185ZM202 186H203V185H202ZM246 186H247V185H246ZM0 187H1V185H0ZM3 187H5V186L3 185ZM7 187H9V186H7ZM7 187H5L6 189H5V188L0 189V191L3 190L2 193H1V195H0V205L3 203V202L1 203V201L5 199L4 197L7 196V198H8V191H10V189H11L13 186L11 187V185H10V187L8 188V189H9L8 191H7ZM36 187H37V186H36ZM54 187H55V186H54ZM68 187H70V186H68ZM71 187L73 188V185H71ZM75 187H76V186H75ZM105 187H106V188H105ZM121 187H122V188H121ZM123 187H124V188H123ZM146 187H148V186H146ZM188 187H189V186H188ZM194 187H195V185H194ZM17 188H18V186H17ZM19 188H21V187H19ZM63 188H64V187H63ZM65 188H66V190H69V189H67V186H66ZM65 188H64V189H65ZM119 188H120V189H119ZM136 188H137V187H136ZM140 188H141V187H140ZM149 188H150V187H149ZM149 188H148V189H149ZM159 188H160V187H159ZM162 188L165 189L166 187H162ZM162 188H161V189H162ZM175 188H176V187H175ZM182 188H183V187H182ZM208 188H209V187H208ZM236 188H237V187H236ZM14 189H15V188H14ZM21 189H22V188H21ZM21 189H20V191H21ZM28 189H30V188H28ZM31 189H30V191H31ZM138 189H139V188H138ZM138 189H137V190H138ZM143 189H144V187L142 188V190H143ZM151 189H152V188H151ZM164 189H163V190H164ZM197 189L200 190V187L197 188ZM256 189H257V186H256ZM260 189H261V188H260ZM15 190H16V189H15ZM15 190H11V191H15ZM18 190H19V189H18ZM72 190H73V189H72ZM72 190H71V191H72ZM135 190H136V189H135ZM135 190H134L133 193L131 192L132 194L130 193L132 196H133L134 193L136 194ZM140 190H141V189H140ZM140 190L137 191V192L139 193ZM142 190H141V192H142ZM152 190H153V189H152ZM163 190H161V191H162L161 193L166 192V190H165L164 192H163ZM171 190H172V188H171ZM174 190H177V189H174ZM204 190H205V189H204ZM253 190H254V189H253ZM20 191H19V192H20ZM25 191L27 192L28 190H25ZM30 191H29V192H30ZM81 191H83V190H81ZM84 191L86 192L85 189H84ZM146 191H147V190H146ZM149 191H150V190H149ZM209 191H210V190H209ZM228 191H229V190H228ZM241 191H242V190H241ZM246 191H247V190H246ZM249 191H250V190H249ZM258 191H259V189H258ZM15 192H16V191H15ZM40 192H41V191H40ZM42 192H43V190H42ZM42 192H41V193H42ZM67 192H68V191H67ZM72 192H73V191H72ZM143 192H144V191H143ZM169 192H171V191H169ZM169 192H167V193H165V194H161V193H160V194L162 195V197H163V195H165L164 197H168V196H166V194L168 195ZM172 192H173V191H172ZM177 192H178V191H177ZM218 192H219V191H218ZM233 192H234V191H233ZM27 193H28V192H27ZM68 193H70V192H68ZM74 193H75V192H73V194H74ZM83 193H84V192H83ZM83 193H82L81 195H83ZM157 193H158V192H157ZM180 193H181V192H180ZM197 193H198V192H197ZM247 193H248V191H247ZM249 193H250V192H249ZM249 193L247 194L248 196H249ZM256 193H257V192H256ZM6 194H7V195H6ZM11 194H13V193H11ZM46 194H47V193H46ZM73 194H69V196L71 197V195L73 196ZM75 194H76V193H75ZM84 194H85V193H84ZM130 194H129V195H130ZM139 194H140V193H139ZM158 194H159V193H158ZM173 194H175V193L173 192ZM177 194H178V193H177ZM177 194H175V195H177ZM194 194H195V193H194ZM198 194H199V193H198ZM206 194H207V193H206ZM225 194H226V193H225ZM13 195L15 196V200H16V197H17V199H18L17 194H16V195L13 194ZM13 195H11V198H12ZM39 195H40V194H39ZM64 195H65V194H64ZM136 195H137V194H136ZM142 195H143V194H142ZM142 195H141V196L138 195V196H139V197H142ZM170 195H171V194H170ZM170 195H169V196H170ZM182 195H183V194H182ZM187 195H188V194H187ZM247 195H246V196H247ZM250 195H251V193H250ZM253 195H254V193H253ZM253 195H252V196H253ZM255 195H257V194H255ZM255 195H254V196H255ZM260 195H261V194H260ZM260 195H259V197H260ZM262 195H263V194H262ZM40 196H41V195H40ZM42 196H43V194H42ZM44 196H45V195H44ZM44 196H43V197H44ZM61 196H62V195H61ZM76 196H78V195H76ZM76 196H75V197H76ZM122 196H123V197H122ZM138 196H134L135 199H134V197H133V202H134V200H135V202H136V197H138ZM155 196H157V195H155ZM171 196H172V195H171ZM218 196H219V195H218ZM222 196H223V195H222ZM222 196H221V197H222ZM224 196H225V195H224ZM227 196H228V195H227ZM236 196H237V195H236ZM252 196H251V197H252ZM9 197H10V196H9ZM37 197H38V194H37ZM43 197H42L41 200H45V198L43 199ZM75 197H74V198H75ZM82 197H83V196H82ZM84 197H85V196H84ZM119 197H122V198H119ZM128 197H129V196H128ZM130 197H131V196H130ZM130 197H129V198H130ZM139 197H138V198H139ZM150 197H151V196H150ZM173 197H174V196H173ZM259 197H258V198H259ZM3 198H4V199H3ZM13 198H14V197H13ZM13 198H12V199H13ZM19 198H21V197H19ZM23 198H24V196L21 198V202H23V201H22ZM46 198H47V197H46ZM52 198H53V197H52ZM57 198H58V197H57ZM66 198H67V197H66ZM71 198H73V197H71ZM74 198H73V199H74ZM80 198H81V197H80ZM118 198H119V199H118ZM129 198H128V199H129ZM131 198H132V197H131ZM156 198H157V197H156ZM176 198H177V197H176ZM179 198H180V197H179ZM223 198H224V197H223ZM223 198H221V199H223ZM239 198H240V197H239ZM248 198H249V197H248ZM248 198H247V199H248ZM255 198H256V197H255ZM255 198H254V199H255ZM262 198H263V197H262ZM31 199H32V197H31ZM68 199H69V198H68ZM68 199H66V200L68 201ZM83 199H84V198H83ZM83 199H82V202L85 203L86 200H83ZM125 199H126V198H125ZM139 199H140V198H139ZM141 199H142V198H141ZM145 199H146V198H145ZM162 199H163V198H162ZM173 199H174V198H173ZM227 199H228V197H227ZM237 199H238V197H237ZM243 199H244V198H243ZM251 199H252V198H251ZM9 200H10V198H9ZM24 200H25V199H24ZM27 200H28V198H27L25 201L27 202ZM35 200H36V199L32 200V202H35ZM48 200H49V199H48ZM66 200H65V201H66ZM192 200H193V199H192ZM212 200H213V199H212ZM229 200H230V199H229ZM231 200H232V199H231ZM233 200H235V198H234ZM259 200H261V199H259ZM259 200H258V201H259ZM11 201H12V200H11ZM11 201H10V202H11ZM17 201L19 202V200H17ZM17 201H16V202H17ZM25 201H24V202H25ZM50 201H52V200H50ZM55 201H56V200H55ZM71 201H72V200H71ZM113 201H114V200H113ZM115 201H116V200H115ZM115 201H114V202H115ZM120 201H119V202H120ZM141 201H142V200H141ZM151 201H152V200H151ZM161 201H162V200H161ZM184 201H185V200H184ZM203 201H204V200H203ZM209 201H210V200H209ZM216 201H217V199H216ZM224 201H225V200H224ZM236 201H237V200H236ZM242 201H243V200H242ZM249 201H250V200H249ZM252 201H253V200H252ZM263 201H264V200H263ZM8 202H9V201H8ZM12 202H13V201H12ZM12 202H11V203H12ZM24 202H23V203H24ZM32 202H31V203H32ZM37 202H38V201H37ZM40 202H41V201H40ZM43 202H45V201H43ZM47 202H48V201H47ZM58 202H59V201H58ZM75 202H76V201H75ZM82 202H81V206L85 205L84 203L82 204ZM87 202H86V203H87ZM130 202H132V199L129 201V203H130ZM133 202H132V204H133ZM156 202H157V200H156ZM207 202H208V201H207ZM230 202H231V201H230ZM230 202H229V203H230ZM232 202L234 203V201H232ZM14 203H15V202H14ZM14 203H13V204H14ZM23 203H22V205H23ZM52 203H53V202H52ZM59 203H60V202H59ZM66 203H67V202H66ZM68 203L70 204V202H68ZM112 203H113V202H112ZM112 203H111V205H113ZM120 203H121V202H120ZM120 203H118V204H120ZM123 203H124V202H123ZM123 203H122V204H123ZM127 203H128V201H127ZM138 203H139V202H138ZM152 203H153V202H152ZM173 203H174V202H173ZM180 203H181V202H180ZM198 203H199V202H198ZM210 203H211V202H210ZM214 203H217V202H214ZM220 203H221V202H220ZM223 203H224V202H223ZM225 203H226V202H225ZM225 203H224V204H225ZM255 203L258 204V202H255ZM260 203H262V202H260ZM4 204L6 205V203H4ZM4 204H3V205H4ZM27 204H28V203H27ZM29 204H30V203H29ZM54 204H55V203H54ZM61 204H62V202H61ZM61 204H60V205H61ZM63 204H64V203H63ZM69 204H68V205H69ZM79 204H80V203H79ZM97 204H98V203H97ZM107 204H109V202H108ZM107 204H106V205H107ZM114 204H117V202H115ZM132 204H131V205H132ZM145 204H146V203H145ZM207 204H209V203H207ZM211 204H212V203H211ZM217 204H219V203H217ZM217 204H216V205H217ZM231 204H232V203H231ZM245 204H246V203H245ZM19 205H20V207L23 208V206L21 205L20 202H19ZM19 205H18V204H17V206H16V204H15V206H14V205H11V206H13L14 209H13L12 207H10V205H9V207L7 206V208L4 206V210H3V211L0 210V216H1L2 214H4L5 212H8V210H9L10 208H11L10 211L15 210V207H16L17 210H18V206H19ZM25 205H26V204H25ZM25 205H24V206H25ZM31 205H32V204H31ZM37 205H39V204H37ZM52 205H53V204H52ZM55 205H56V204H55ZM60 205H59V207H60ZM68 205H67V207H68ZM89 205H90V204H89ZM123 205H124V204H123ZM175 205H176V204H175ZM181 205H182V204H181ZM189 205H190V204H189ZM216 205H215V206H216ZM229 205H230V204H229ZM249 205H250V204H249ZM249 205L246 204L245 206H249ZM254 205H256V204H254ZM259 205H260V204H259ZM262 205H264V204H262ZM33 206H35V205H33ZM64 206H65V205H64ZM71 206H72V205H71ZM77 206H78V204H77ZM86 206L88 207L87 204H86ZM93 206H94V205H93ZM93 206H91V207L94 208ZM96 206H97V205H96ZM99 206H100V207H99ZM101 206H103V205H102V204L100 205V203H99V205H98L99 208L95 207V209L97 208L98 210H100ZM114 206H115V205H114ZM117 206H119V205H117ZM160 206H161V205H160ZM206 206H207V205H206ZM209 206H210V204H209ZM223 206H226V205H223ZM0 207H1V206H0ZM20 207H19V208H20ZM41 207H42V206H41ZM69 207H70V206H69ZM72 207H73V206H72ZM84 207H85V206H84ZM91 207H90V208H91ZM107 207H110V208H111L110 205L107 206ZM107 207H106V208H107ZM112 207H113V206H112ZM119 207H120V206H119ZM128 207H129V206H128ZM186 207H188V206H186ZM211 207H214V204H213V206H210L209 208H211ZM217 207H218V205H217ZM229 207H230V206H229ZM240 207H241V206H240ZM253 207H254V206H253ZM5 208H6V209H5ZM22 208H20V209H22ZM25 208H26V211H24V216H23V215H22V216L24 217V219L26 220V223L28 224L29 222H28V220L26 219L27 217L25 218V216H29V215L32 213V212H31V213L28 212V213H30L29 215H28V213H27V211H28V210H31L32 207H31V206H30V207L28 206V208H27V205H26ZM38 208H39V207H38ZM43 208H44V207H43ZM47 208H48V207H47ZM73 208H74V207H73ZM85 208H86V207H85ZM106 208H105V210H106ZM125 208H126V207H125ZM224 208H225V207H224ZM224 208H223V209H224ZM226 208H227V207H226ZM232 208H233V207L231 206L230 209L233 210ZM238 208H239V206H238ZM241 208H242V209L239 208V209H240L239 211L235 209V210L238 212L237 214H239V215H241V213L244 212V211H242V210H243V209L245 210L246 207L244 208V207H243V204H242V207H241ZM250 208H251V207L249 206V209H250ZM0 209H1V208H0ZM20 209H19V210H20ZM36 209H37V208H36ZM59 209H60V208H59ZM59 209H58V210H59ZM75 209H76V208H75ZM82 209H83V208H82ZM82 209H81V210H82ZM97 209H96V211L99 213V211H98ZM115 209H116V207H115ZM130 209H132V208H130ZM136 209H137V208H136ZM177 209H178V206H177ZM177 209H176V210H177ZM187 209H188V208H187ZM200 209H201V207H200ZM200 209H199V211H200ZM205 209H208V208L205 207L204 210H203V212H205ZM211 209H212V208H211ZM214 209H216V207H215ZM214 209H213V210H214ZM218 209H220V207H219ZM218 209L216 210V212L219 211ZM227 209H228V208H227ZM249 209H248V210H249ZM17 210H16L15 212H17ZM22 210H23V209H22ZM47 210H49V209H47ZM55 210H56V209H53L52 211H55ZM79 210H80V209H79ZM105 210L103 209L102 212L105 211ZM107 210H108V209H107ZM112 210H113V208H112ZM121 210H122V209H121ZM121 210H120V211H121ZM172 210H175V209H172ZM176 210H175L174 212H177V215H178V213H179V214H182V212L184 211V208H183V211H181V209H180V210L178 209L179 211H176ZM185 210H186V209H185ZM209 210H210V209H209ZM213 210H211V211H213ZM224 210H225V209H224ZM228 210H229V209H228ZM228 210H227L228 214H231V213L234 212V211H233V212H230L231 210H230V211H228ZM252 210H253V209H252ZM10 211H9V212H10ZM31 211H33V209H32ZM41 211H42V209H41ZM56 211H57V210H56ZM113 211H114V210H113ZM116 211H117V210H115L114 212H116ZM118 211H119V210H118ZM135 211H136V210H135ZM149 211H150V210H149ZM186 211H187V210H186ZM186 211H184V212H186ZM191 211H192V210H191ZM193 211H194V210H193ZM222 211H223V210H222ZM236 211H235V212H236ZM240 211H242V212H240ZM12 212H13V211H12ZM12 212H11V213H12ZM18 212H19V211H18ZM36 212H38V211L36 210V211L33 212V213H36ZM42 212H43V211H42ZM45 212H47V211H45ZM45 212H44V213H45ZM72 212H73V211H72ZM76 212H77V210H76ZM105 212H106V211H105ZM145 212H146V211H145ZM168 212L171 213L172 211L170 210V211H168ZM174 212H173L171 215H173ZM220 212H221V211H220ZM220 212H217V213H220ZM227 212L225 211V214H226ZM229 212H230V213H229ZM235 212H234V213H235ZM239 212H240V213H239ZM245 212H246V210H245ZM252 212H253V211H252ZM39 213H40V212H39ZM67 213H68V212H67ZM70 213H71V211H70L68 214L70 215ZM93 213H94V211H93ZM106 213H107V212H106ZM142 213H143V212H142ZM142 213H141V214H142ZM160 213H161V212H160ZM160 213H159V217H158V218L161 219V217L163 218L164 215H166V216H165L166 218H163L162 220H163V221H164L165 219L167 220V214H168V213H165V212H164L165 214L162 213V214H164L163 216L160 215ZM189 213H190V212H189ZM206 213H207L206 215H208V214L212 215V212H209V213L206 212ZM223 213H224V212H223ZM234 213H233V214H234ZM250 213H251V212H250ZM18 214H19V213H17V216H18ZM21 214H22V213L20 212V219H21V217H22ZM53 214H54V212H53ZM53 214H52V215H53ZM101 214H102V213H101ZM198 214H199V213H198ZM198 214H195L196 217H198V216H197ZM204 214H205V213H203V214H199V217H200V215L202 216V215H204ZM213 214H215V210H214ZM220 214H221V213H220ZM245 214H246V213H245ZM247 214H248V213H247ZM262 214H263V213H262ZM262 214H261V216H262ZM7 215H8V213H7ZM37 215H38V214H37ZM47 215L49 216V214H47ZM47 215H46V216H47ZM50 215H51V214H50ZM69 215H68V216H69ZM82 215H83V214H82ZM89 215H90V214H89ZM169 215H170V214H169ZM177 215H176V213H175V215H173V217H174V216H177ZM182 215H183V214H182ZM184 215H185V214H184ZM184 215H183V216H184ZM186 215H187V214H186ZM222 215H223V214H222ZM231 215H232V214H231ZM231 215H230V216H231ZM254 215H255V213H254ZM5 216H6V213H5ZM11 216H12V215H11ZM13 216H14V215H13ZM15 216H16V215H15ZM38 216H40V214H39ZM54 216H55V215H54ZM58 216H59V215H58ZM76 216H77V215H76ZM80 216H81V215H80ZM90 216H92V215H90ZM104 216H105V215H104ZM134 216H135V215H134ZM138 216H139V215H138ZM193 216H194V215H193ZM212 216H214V215H212ZM241 216H244V214L241 215ZM247 216L249 217V215H247ZM247 216H246V218H248ZM255 216H257V215H255ZM6 217H7V216H6ZM23 217H22V218H23ZM34 217H35V216H34ZM40 217H41V216H40ZM40 217H39V218H40ZM52 217H53V216H52ZM52 217H51V219H53ZM65 217H67V216L65 215ZM71 217H73V215H72ZM93 217H94V216H93ZM102 217H103V216H102ZM148 217H149V216H148ZM173 217H172V218H173ZM177 217H178V216H177ZM179 217H180V216H179ZM194 217H195V216H194ZM207 217H208V216H207ZM221 217H222V216H221ZM237 217H238V215H237ZM237 217H236V214H235V219H238V218H239L242 222H243V219H246L245 217H244V218H243V217H240V216H239L238 218H237ZM253 217H254V216H253ZM262 217H264V216H262ZM2 218H4V216L1 217L0 220H1ZM7 218H8V217H7ZM11 218H12V217H11ZM36 218H37V217H36ZM36 218H35V219H36ZM39 218H38V219H39ZM44 218H45V216H44ZM44 218H43V219H44ZM63 218H64V217H63ZM78 218H79V217H78ZM80 218H81V217H80ZM89 218H90V217H89ZM108 218H109V217H108ZM132 218H133V217H132ZM158 218H157L156 220H160V219H158ZM174 218H175V217H174ZM183 218H184V217H183ZM203 218H204V217H203ZM203 218L201 217V219H203ZM210 218H211V216H210ZM213 218H214V217H213ZM213 218H212V219H213ZM222 218H223V217H222ZM229 218H230V217H229ZM229 218H228V219H229ZM232 218H234V215L232 216ZM241 218H242V219H241ZM251 218H252V217H251ZM257 218H258V217H257ZM18 219H19V218H18ZM20 219H19V220H20ZM28 219H30V218H28ZM32 219L35 220V219L33 218V216H31V220H32ZM38 219H37V220H38ZM43 219H42V220H43ZM75 219H77V217H76ZM82 219L84 220V218H82ZM134 219H135V218H134ZM141 219H142V218H141ZM147 219H148V218H147ZM150 219H151V218H150ZM152 219H153V218H152ZM188 219H189V218H188ZM188 219H186V220H188ZM195 219L197 220V218H195ZM198 219H200V218H198ZM219 219H220V217H219ZM219 219H217V220H219ZM223 219H224V218H223ZM249 219H250V218H249ZM3 220H4V219H3ZM13 220H14V219H13ZM19 220H18V221H19ZM21 220H22V219H21ZM25 220H24V221H25ZM31 220H30V223H31ZM37 220H36V222H37ZM77 220H78V219H77ZM120 220H121V219H120ZM144 220L146 221V218H145ZM170 220H171V219H170ZM181 220H182V219H181ZM184 220H185V219H184ZM189 220H191V218H190ZM192 220H194V219H192ZM192 220H191V221H192ZM196 220H194V221H196ZM206 220L208 221V218H206L205 221H206ZM221 220H222V219H221ZM221 220H219L220 223H221ZM226 220H227V219H226ZM240 220H236V222H238V223L240 224V222H241ZM254 220H255V217H254L253 221H254ZM256 220H257V219H256ZM46 221H49V220L46 219ZM51 221H53V220H51ZM51 221L48 222V223H51ZM61 221H62V220H61ZM61 221H60V222H61ZM65 221H66V220H65ZM95 221H96V220H95ZM95 221H94V222H95ZM116 221H117V220H116ZM126 221H127V220H126ZM131 221H132V220H131ZM135 221H136V220H135ZM145 221H144V223H145ZM148 221H149V220H148ZM160 221H161V220H160ZM168 221H169V220H168ZM191 221H190V224H189V222H188V225H191V224H192V227H193V223H194V221H193V223H191ZM197 221H199V220H197ZM201 221H202V220H201ZM201 221H199V223L204 222V219H203L202 222H201ZM212 221H213V220H212ZM212 221H211V222H212ZM245 221H247V219L244 220V223H245ZM257 221H258V220H257ZM257 221H256V222H257ZM260 221H261V220H260ZM263 221H264V220H263ZM33 222L35 223V221H33ZM70 222H71V221H70ZM73 222H74V221H73ZM94 222H93V223H94ZM105 222H106V221H105ZM114 222H115V221H114ZM132 222H133V221H132ZM140 222H141V221H140ZM146 222H147V221H146ZM149 222L151 223V221H149ZM172 222H174V221H172ZM172 222L170 221L169 223H172ZM177 222H180V221H177ZM227 222H228V221H227ZM233 222H235V221H233ZM236 222H235V223H236ZM247 222L249 223V221H247ZM250 222H251L250 224L247 223L248 225H251L250 227L248 226V228L250 229V230H249V234H250V233H253L254 235L256 234V236L258 235L257 238H259L261 235L264 237V229H263L264 226H263V228H260V227H262V225L259 227V225H256V223L254 224L255 221L253 222L254 225H252V221H250ZM2 223H3V222H2ZM2 223H1V224H2ZM41 223H42V222H41ZM45 223H46V222H45ZM58 223H59V222H58ZM62 223H63V222H62ZM64 223H65V222H64ZM86 223H87V222H86ZM153 223H154V222H153ZM159 223H160V222H159ZM166 223H167V225L169 224V223L166 222V221L163 222V223L161 222V224H165V225H166ZM196 223H197V222H196ZM196 223H194L195 226H196ZM209 223H210V222H209ZM213 223H214V222H213ZM215 223H216V222H215ZM238 223H237V224H238ZM1 224H0V225H1ZM27 224H26V226H28ZM52 224H53V223H51L50 225H52ZM54 224H55V223H54ZM79 224H80V223H79ZM102 224H103V223H102ZM120 224H121V223H120ZM126 224H128V223H126ZM137 224H138V222H137ZM137 224H136V225H137ZM145 224H146V223H145ZM161 224H160V226H161ZM172 224H173V223H172ZM181 224H182V223H181ZM181 224H180V225H181ZM203 224H206V222L203 223ZM241 224H243V223H241ZM257 224H258V223H257ZM261 224H263V223H261ZM11 225H12V224H11ZM21 225H22V224H21ZM43 225H44V224H43ZM59 225H60V224H59ZM117 225H118V223H117ZM123 225H124V224H123ZM132 225H134V223H133ZM132 225H130V226L132 227ZM155 225H156V224H155ZM155 225L152 226V228H153V229L151 228L152 231H142V230H147V227L145 226L146 229H145V228H144V229H143V228L141 229L140 225H138L139 227H138V226H137V227H138V229L140 228L141 231H140V229H139V231H138L137 233H135L136 236H137V235H138V236H141V235H142L141 237H143V234H144V237H145V236H147L146 233H149V236H150V237H149L148 241L146 242V246H149L150 249H151V246H152V249H153V246H156L155 248H158V249L156 250V252H157L158 250L161 252L160 248L162 249L163 247H160V248H159V247H158V244H160L161 241L163 242V240H165V239H166V240L169 239V241H170V242L168 243L169 245L167 246V248H169V250H171V251H172V250H173V251L176 250V249L178 248V247H177V244H175V243H176V238H179V236L176 237L175 235H179V232H182V231L185 232L186 229L184 228V229H185V231H184L183 229H181V228H182V227H181L180 230H177V231H176V234H175V230L173 229V230H174V231H172V232H174V234H173L174 236H173L172 234H170V230H172L171 228H173L175 224H174V225H171V224H170L169 226H173V227H171V228H169V226H168V227H165V226L163 225V227H162V228L159 227V230H157V231H154V230H156V229H154V228H155ZM198 225H199V224H198ZM218 225H219V224H218ZM218 225H217V226H218ZM221 225H222V224H220V226H221ZM231 225H232V224H231ZM1 226H2V225H1ZM8 226H9V225H8ZM18 226H20V225H18ZM32 226H33V225H32ZM34 226H35V225H34ZM34 226H33V227H34ZM85 226H87V225L85 224ZM101 226H102V225H101ZM114 226H115V225H114ZM119 226H120V225H119ZM141 226H143V224H142ZM149 226H150V225H149ZM149 226H148V228L151 227V226H150V227H149ZM158 226H159V225H158ZM183 226H184V224H183ZM207 226H208V225H206L205 227H207ZM217 226H216V227H217ZM225 226H226V221H225V224H224L223 227H225ZM233 226H234V225H233ZM233 226H232V227H233ZM243 226H245V225H243ZM243 226L241 225V227H243ZM255 226H256V227H255ZM29 227H30V226H29ZM42 227H43V226H42ZM42 227H41V229H42ZM44 227H45V226H44ZM46 227L48 228V224H47ZM49 227H52V226H49ZM103 227H104V225H103ZM115 227H116V226H115ZM135 227H136V226H135ZM175 227H176V229H178L177 225H176ZM184 227H187V225L184 226ZM190 227H191V226H190ZM201 227H203V226H201ZM201 227H200V228H201ZM216 227H214V228H216ZM245 227H247V226H245ZM257 227H259V228L257 229ZM23 228H24V226H23ZM31 228H32V227H31ZM54 228H55V226H54ZM123 228H124V227H123ZM123 228H122V229H123ZM187 228L190 229L189 226H188ZM227 228H228V227H227ZM238 228H239V227H238ZM248 228H247V230H248ZM12 229H13V226H11V230H12ZM32 229H33V228H32ZM38 229H39V228H38ZM52 229H53V228H52ZM79 229H80V228H79ZM91 229H92V228H91ZM91 229H90V230H91ZM96 229H97V228H96ZM114 229H115V228H114ZM116 229H117V228H116ZM126 229H127V228H126ZM188 229H187V230H188ZM191 229H192V228H191ZM198 229H199V228H198ZM209 229H210V228H209ZM218 229H221V228H219V226H218ZM230 229H231V228H230ZM241 229H242V228H241ZM33 230H34V229H33ZM120 230H121V229H120ZM135 230H136V229H134V232H136ZM149 230H150V229H149ZM203 230H204V228H203ZM203 230H202V231H203ZM214 230H215V229H214ZM221 230H222V229H221ZM221 230H217V228H216V232H217V233H216V234H217L216 236H218V235L220 236L221 233H219V231L221 232ZM232 230H233V229H232ZM234 230H235V229H234ZM236 230H237V228H236ZM236 230H235V233H236ZM238 230H239V229H238ZM1 231H2V230H1ZM9 231H10V230H9ZM18 231H19V230H18ZM93 231H94V230H93ZM122 231H124V230H122ZM125 231H128V230H125ZM189 231H190V230H189ZM189 231H188V232H189ZM200 231H201V229H200ZM204 231H205V230H204ZM223 231H224V228H223ZM242 231H243V229H242ZM244 231L246 232L245 229H244ZM10 232H12V231H10ZM10 232H9V234H10ZM13 232H14V230H13ZM27 232H28V231H27ZM37 232H38V231H37ZM78 232H79V231H78ZM96 232H97V231H96ZM116 232H118V231H116ZM119 232H120V231H119ZM129 232H131V229H130ZM172 232H171V233H172ZM196 232H197V231H196ZM207 232H208V231H207ZM213 232H214V231H213ZM237 232H238V231H237ZM239 232H240V231H239ZM6 233H8V232L6 231ZM30 233H31V232H30ZM99 233H100V232H99ZM201 233H202V232H201ZM201 233H200V235H201ZM243 233H244V232H242V235H244ZM0 234H1V232H0ZM3 234H4V233H3ZM12 234H13V233H12ZM35 234H36V233H35ZM91 234H92V233H91ZM115 234H116V233H115ZM129 234H130V233H129ZM186 234L188 235V233H186ZM203 234H205V233H203ZM229 234H230V233H229ZM229 234H228V235H229ZM240 234H241V233H240ZM4 235H5V234H4ZM4 235H3V236H4ZM39 235H40V234H39ZM39 235H38V236H39ZM51 235H52V234H51ZM84 235H85V234H84ZM84 235H83V236H84ZM113 235H114V234H113ZM122 235H123V234H122ZM133 235H134V234H133ZM228 235H227V236H228ZM238 235H239V234H238ZM254 235H253V236H254ZM5 236H6V235H5ZM33 236H34V235H33ZM65 236H66V235H65ZM90 236H91V235H90ZM94 236H95V235H94ZM100 236H101V235H100ZM109 236H110V235H109ZM136 236H135V237H136ZM138 236H137V237H138ZM181 236H183V235L181 234ZM188 236H189V235H188ZM193 236H194V235H193ZM193 236H192V237H193ZM203 236H204V235H203ZM213 236H214V234H213ZM219 236H218V237H219ZM229 236H230V237H229ZM229 236H228V239H226V237H225V239L227 240L228 243H229L230 241H232L233 238L235 239L236 234H235V235H232V231H231V234H230ZM240 236H241V235H240ZM244 236H245V238H246V236H248V238H250V237H249L250 235H248L247 233H246ZM262 236H261L260 239H264V238H262ZM31 237H32V236H31ZM88 237H89V236H88ZM133 237H134V236H133ZM137 237H136V238H137ZM173 237H176V238L174 239L175 242L172 240ZM189 237H190V236H189ZM199 237H200V236H199ZM205 237H206V236H205ZM205 237H203V238L205 239ZM211 237H212V236H211ZM251 237H252V236H251ZM0 238H1V237H0ZM89 238H90V237H89ZM108 238H110V237H108ZM122 238H125V237L122 236ZM138 238H140V237H138ZM171 238H172V239H171ZM181 238H182V237H181ZM181 238H180V239H181ZM183 238H185V237H183ZM201 238H202V236H201ZM207 238H209V237H207ZM213 238H214V237H212V240H213ZM219 238H220V237H219ZM219 238H218V239H219ZM236 238H237V236H236ZM239 238L243 239L244 237L242 236V237H239ZM253 238H255V236H254ZM257 238H256V239H257ZM15 239H16V238H15ZM20 239H21V238H20ZM59 239H60V238H59ZM69 239H70V238H69ZM80 239H81V238H80ZM82 239H84V238H82ZM117 239H118V238H117ZM127 239H128V238H127ZM141 239H142V238H141ZM187 239H188V238H187ZM190 239H191V238H190ZM190 239H189V240H190ZM197 239H198V238H197ZM197 239H195V241H196ZM225 239H223V242H224ZM234 239H233V240H234ZM251 239H252V238H251ZM251 239H249V240H251ZM256 239H253V241L256 240ZM260 239H259V240H260ZM0 240H1V239H0ZM27 240H28V239H27ZM78 240H79V239H78ZM92 240H93V239H92ZM96 240H97V239H96ZM101 240H102V239H101ZM103 240H104V239H103ZM109 240H112V239L110 238ZM130 240H131V239H130ZM138 240H139V239H138ZM146 240H147V239H146ZM181 240H182V239H181ZM192 240H193V239H192ZM212 240L209 242V244H208L207 246L205 245L206 247H204L205 249L203 250V251H204L203 253H198V252H197V253H194V252H196L197 250H196V251H194V250L192 251V249H194V248H193L191 245H189L188 249L186 250V248H187V245H186V247L184 248V250H186V251H184V253L188 251V252H189V257H188V258L185 257V258H186L185 261H182V262H181V260H180V261H177V262L172 261V262H169V263H162V261H161L162 259L159 258L158 255H155V256L152 255V256H151V254L154 253V252H153V253L151 252V254H150V258L148 257V260L146 259L145 262H144V260H142V258H141V260L144 262V263H143V262L141 261V262H142L141 264H193V263H194V264H197V263L199 264V262H197V261H198V259H199V257H200L201 254H203V256H204L205 253H206V255H207V253H209V251H212V250L214 251V249L216 250L217 247H216L215 243L217 242V241H216V240H217V237H216V239L214 238L213 241H212ZM246 240H247V238H246ZM246 240L244 239V241H246ZM18 241H19V240H18ZM80 241H81V240H80ZM97 241H98V240H97ZM99 241H100V240H99ZM107 241H108V240H107ZM113 241H114V239H113ZM113 241H112V242H113ZM118 241H120V240H118ZM132 241H133V240H132ZM134 241H135V240H134ZM190 241H191V240H190ZM190 241H189V242H190ZM206 241H207V240H206ZM206 241H205V242H206ZM234 241H238V240L236 239V240H234ZM234 241H233V242H234ZM241 241L243 242V240H241ZM241 241H238L237 244H236V245H238V246H237V247H238V249H237L238 251H240V250H239L240 245H239L238 243H239V242L241 243ZM251 241H252V240H251ZM27 242H28V241H27ZM83 242H84V241H83ZM91 242H93V241H91ZM102 242H103V241H102ZM109 242H111V241H109ZM142 242H143V241H142ZM144 242H145V241H144ZM196 242H197V241H196ZM203 242H204V241H203ZM218 242H219V241H218ZM255 242H256V241H255ZM54 243H56V242H54ZM59 243H61V241H60ZM73 243H74V242H73ZM94 243H95V242H94ZM96 243H97V242H96ZM100 243H101V241H100ZM117 243H118V242H117ZM121 243H122V242H121ZM135 243H136V242H135ZM166 243H167V242H166ZM177 243H178V241H177ZM180 243H181V242H180ZM191 243H192V242H191ZM198 243H200V242H198ZM201 243H202V241H201ZM207 243H208V242H207ZM219 243H220V242H219ZM219 243H217V244L219 245ZM231 243H232V242H230V244H231ZM243 243H246V246H247V242H243ZM248 243H250V242L248 241ZM252 243H253V242H251L250 244L253 245ZM261 243H262V241H261ZM35 244H36V243H35ZM46 244H47V243H46ZM85 244H86V243H85ZM85 244H83V245H85ZM98 244H99V243H98ZM105 244H106V243H105ZM113 244H114V243H113ZM122 244H123V243H122ZM139 244H140V243H139ZM156 244H157V245H156ZM181 244H182V243H181ZM187 244H188V243H187ZM202 244H203V243H202ZM222 244H224V243H222ZM222 244H221V245H222ZM250 244H249V247H251ZM263 244H264V242H263ZM19 245H20V244H19ZM38 245H39V244H38ZM50 245H51V244H50ZM89 245H90V244H89ZM94 245H95V244H94ZM94 245H93V246H94ZM96 245H97V244H96ZM100 245H102V244H100ZM108 245H109V244H106V246H108ZM124 245H125V244H124ZM137 245H138V244H137ZM144 245H145V244H144ZM166 245H167V244H166ZM178 245H180V244H178ZM192 245H195V242L192 243ZM233 245H234V244H233ZM242 245L245 246V244H242V243H241V246H242ZM30 246H31V245H30ZM39 246H40V245H39ZM86 246H87V245H86ZM86 246H84V247H86ZM90 246H91V245H90ZM90 246H88V247H90ZM98 246H99V245H98ZM102 246H103V245H102ZM115 246H116V245H115ZM125 246H127V244H126ZM129 246L131 247V245H129ZM129 246H128V247H129ZM132 246H133V245H132ZM140 246H142V245H140ZM140 246H139V247H140ZM146 246H145V247H146ZM159 246H160V245H159ZM162 246H165V244L162 245ZM180 246H181V245H180ZM180 246H179V247H180ZM184 246H185V243H184ZM184 246H183V247H184ZM223 246H224L223 248H225V245H223ZM246 246H245V247H246ZM254 246H255V244H254ZM254 246H253V247H254ZM259 246H260V245H259ZM44 247H45V246H44ZM44 247H43V248H44ZM61 247H62V246H61ZM76 247H77V246H76ZM88 247H86V249H87ZM135 247H136V245H135ZM195 247H196V246H195ZM218 247H221V246H218ZM226 247H227V245H226ZM261 247H262V246H261ZM261 247H260V248H261ZM20 248H21V247H20ZM23 248H24V247H23ZM45 248H46V247H45ZM72 248H73V247H72ZM72 248H71V249H72ZM98 248H99V247H98ZM102 248H104V247H102ZM108 248H109V247H108ZM112 248H113V246H112ZM115 248H116V247H115ZM133 248H134V247H133ZM234 248H235V246H234ZM241 248H243L244 251L247 250V249L244 248L243 246H242ZM247 248H248V246H247ZM254 248H256V247H254ZM254 248H253V249H254ZM36 249H37V248H36ZM57 249L59 250V248H57ZM60 249H61V248H60ZM75 249H76V248H75ZM79 249H80V248H79ZM106 249H107V248H105V250H106ZM117 249H119V248H117ZM117 249H116V251H117ZM120 249H121V248H120ZM125 249H126V248H125ZM138 249H139V248H138ZM141 249H142V248H141ZM152 249H151V250H152ZM165 249H166V246H165ZM165 249L163 248V250H165ZM221 249H222V247H221ZM227 249H229V248H227ZM248 249H250V248H248ZM251 249H252V248H251ZM257 249H258V248H257ZM257 249H256V250H257ZM22 250H23V249H22ZM24 250H25V249H24ZM67 250H68V249H67ZM76 250H77V249H76ZM83 250H84V249H83ZM93 250H96V249H93ZM97 250H98V249H97ZM97 250H96V251H97ZM105 250L103 249L102 252H104ZM109 250H112V249L109 248ZM113 250H115V249L113 248ZM113 250H112V252H113ZM127 250H129V249L127 248ZM127 250H125V251H127ZM147 250H148V249H147ZM166 250H168V249H166ZM182 250H183V249H182ZM218 250H219V249H218ZM223 250H224V249H222V251H223ZM231 250H233V249L231 248ZM234 250H235V249H234ZM237 250H236V251H237ZM7 251H8V250H7ZM11 251H12V250H11ZM14 251H15V252H18L17 249H15ZM34 251H35V250H34ZM56 251H57V250H56ZM80 251H82V250L80 249ZM99 251H100V250H99ZM116 251H115V252H116ZM125 251H124V253H125ZM131 251H132V250H131ZM131 251H130V252H131ZM135 251H137V250L135 249ZM153 251H154V250H153ZM159 251H158V252H159ZM173 251H172V253H173ZM177 251H179V250H177ZM180 251H181V250H180ZM201 251H202V250H201ZM201 251H199V252H201ZM228 251H229L230 253L232 252V251H230V250H228ZM228 251H226V252H228ZM238 251H237L236 253H238ZM244 251H243V252H244ZM248 251L251 252L252 250H248ZM261 251H262V250H261ZM24 252H25V251H24ZM38 252H39V251H38ZM38 252H37V253H38ZM42 252H43V251H42ZM42 252H40V253L42 254ZM51 252H52V251H51ZM59 252H60V251H59ZM59 252H58V254H59ZM63 252H64V250H63ZM68 252L70 253V250H69ZM89 252H90V251H89ZM89 252H87V253L89 254ZM92 252H93V251H92ZM106 252H107V251H106ZM144 252H145V251H144ZM158 252H157V253H158ZM160 252H159V253H160ZM165 252H166V251H165ZM169 252H170V251H169ZM169 252H168V253H169ZM188 252H187V253H188ZM233 252H234V251H233ZM246 252H247V251H246ZM252 252H253V251H252ZM257 252H258V250L256 251V253H257ZM34 253H35V252H33V254H34ZM65 253H66V252H65ZM87 253H86V254H87ZM108 253H109V252H107V255L104 257L105 259H106V258H109L108 256H110V257L113 256V255H112L113 253H109V254H108ZM119 253H120V252H119ZM119 253L117 254V256L120 257ZM124 253H123V254H124ZM133 253H135V252H133ZM133 253H132V254H133ZM138 253H139V252H138ZM140 253H141V252H140ZM149 253H150V252H149ZM162 253H163V252H162ZM162 253H160V256H161ZM174 253H175V252H174ZM181 253H183V252H181ZM184 253H183V254H184ZM210 253L212 254V252H210ZM218 253H219V252H218ZM221 253H223V252H221ZM221 253H220V255H222ZM234 253H235V252H234ZM236 253H235V254H236ZM241 253H242V251H241ZM241 253H240V254H241ZM260 253H261V252H260ZM263 253H264V251H263ZM1 254H2V253H1ZM16 254H17V253H16ZM30 254H32V253H30ZM43 254H45V252H43ZM46 254H47V253H46ZM55 254H56V253H55ZM58 254H57V255H58ZM72 254H73V253H72ZM79 254H80V253H79ZM101 254L103 255V253H101ZM163 254H164V253H163ZM166 254H167V253H166ZM166 254H165V255H166ZM224 254H225V252H224ZM224 254H223V255H224ZM244 254H245V253H244ZM246 254H247V253H246ZM250 254H251V253H250ZM14 255H15V254H14ZM14 255H13L12 257H14ZM24 255H25V253H24ZM51 255H52V254H51ZM77 255H78V253H77ZM98 255H99V254H98ZM102 255H101V256H102ZM134 255H135V254H134ZM174 255H175V254H174ZM179 255H180V254H179ZM206 255L204 256V258L208 256V255H207V256H206ZM214 255H216V254L214 253ZM223 255H222V256H223ZM225 255H226V254H225ZM225 255H224V256H225ZM228 255H229V253H227V255H226L225 257H227ZM237 255H238V254H237ZM248 255H249V254H248ZM258 255H259V254H258ZM261 255H262V254H260L259 256H261ZM263 255H264V254H263ZM263 255H262L261 257H262V259L264 260ZM7 256H9V258H10L11 255H8V254H7L5 257H7ZM37 256H38V255L34 256V258H35V257L38 258ZM48 256H49V254H48ZM55 256H56V255H55ZM71 256H72V255H71ZM80 256H81V255H80ZM114 256H115V254H114ZM124 256H125V255H124ZM132 256H133V255H132ZM147 256H149V255H147ZM171 256H172V255H171ZM184 256H185V255H184ZM209 256H210V255H209ZM209 256H208V258H209ZM218 256H219V255H218ZM218 256H217V257H218ZM230 256H233V255L230 254ZM243 256H245V255H243ZM254 256H255V254L252 255V257H254ZM256 256H257V254H256ZM0 257H1V255H0ZM12 257H11V258H12ZM26 257H27V256H26ZM41 257H42V256H41ZM81 257H82V256H81ZM85 257H86V256H84V258H85ZM102 257H103V256H102ZM102 257H100V258H98V259H101V260H102ZM144 257H145V256H144ZM167 257H168V256H167ZM214 257H215V256H214ZM234 257H235V255H234ZM240 257H241V256H240ZM240 257H239V258H240ZM252 257H251V260H252ZM7 258H8V257H7ZM21 258H23V257H21ZM43 258H44V257H42V260H41V261L44 260ZM45 258H47V255L45 256ZM72 258H73V257H72ZM82 258H83V257H82ZM90 258H91V257H90ZM92 258H93V257H92ZM95 258H96V254H95ZM112 258H115V259H116V256H115V257H112ZM129 258H131V257H129ZM174 258H175V257H174ZM179 258H180V257H179ZM181 258H182V257H181ZM183 258H184V257H183ZM202 258H203V257H202ZM204 258H203V259H204ZM211 258H212V257L210 256V259H211ZM231 258H233V257H231ZM231 258H230V259H231ZM255 258H256V257H255ZM257 258H259V257H257ZM16 259H17V258H16ZM39 259H40V257H39ZM52 259H54V258H52ZM75 259H76V257H75ZM93 259H94V258H93ZM119 259H120V258H119ZM122 259H123V258H122ZM143 259H144V258H143ZM160 259H161V260H160ZM163 259H164V258H163ZM165 259H166V258H165ZM169 259H170V258H169ZM205 259H206V258H205ZM214 259H215V258H214ZM225 259H226V258H225ZM228 259H229V257H228ZM230 259H229V260H230ZM235 259H238V258L236 257ZM242 259H243V258H242ZM244 259H245V258H244ZM246 259H247V258H246ZM7 260H8V259H7ZM9 260H10V259H9ZM11 260H12V259H11ZM27 260H28V261H27ZM27 260L24 259V262H20V264H32L31 262H34L33 257H31V260H32V261L30 260V258H29V259L27 258ZM48 260H49V258H48ZM48 260L45 261V262H48ZM101 260H100V261H101ZM113 260H114V259H113ZM129 260H131V259H129ZM208 260H209V259H208ZM218 260H219V259H218ZM229 260H228V261H229ZM232 260H233V259H232ZM238 260H239V259H238ZM240 260H241V259H240ZM240 260H239V261H240ZM259 260H260V259H258V262H259ZM13 261H14V260H13ZM17 261H18V260H17ZM22 261H23V260H22ZM29 261H30V262H29ZM57 261H58V260H57ZM57 261H56V262H57ZM60 261H61V260H60ZM60 261H59V262H60ZM62 261H63V260H62ZM72 261H73V260H72ZM74 261H75V260H74ZM83 261H84V260H83ZM94 261H95V259H94ZM103 261H104L103 263H105V260H103ZM108 261H109V259H108ZM114 261H115V260H114ZM126 261H127V260H126ZM132 261H134V260H132ZM138 261H139V260H138ZM138 261H137V262H138ZM201 261H203V260H201ZM201 261H200V264H203V263H201ZM212 261H213V259L211 260V262H212ZM224 261L226 262V260H224ZM233 261H235V260H233ZM236 261H237V260H236ZM243 261H244V260H243ZM248 261H249V260H248ZM261 261H262V260H261ZM14 262L16 263V261H14ZM18 262H19V261H18ZM36 262H37V261H36ZM38 262H39V264H40V261H38ZM52 262H53V261L51 260V264H52ZM95 262H96V261H95ZM111 262H112V261H111ZM128 262H129V261H127V263H128ZM178 262H179V263H178ZM196 262H197V263H196ZM216 262H217V261H216ZM216 262H214V263H215V264H218V263H219V261H218L217 263H216ZM221 262H222V264H225V263H223V260H221ZM221 262H220V264H221ZM244 262H245V261H244ZM256 262H257V261H256ZM256 262H255V264H257ZM262 262H263V261H262ZM42 263L44 264V261H43ZM54 263H55V262H54ZM79 263H80V262H79ZM97 263H98V262H97ZM109 263H110V262H108V264H109ZM122 263H124V262H122ZM134 263H136V262H134ZM139 263H140V262H139ZM139 263H138V264H139ZM231 263H232V262H230L229 264H231ZM233 263H234V262H233ZM233 263H232V264H233ZM252 263H253V262H252ZM0 264H4V263L0 262ZM5 264H9V262H6ZM13 264H14V263H13ZM18 264H19V263H18ZM33 264H37V263L34 262ZM58 264H59V263H58ZM62 264H63V263H62ZM76 264H77V262H76ZM80 264H87V263H83V262H82V263H80ZM105 264H106V263H105ZM112 264H114V263H112ZM118 264H119V263H118ZM130 264H133V263L130 262ZM205 264H206V262H205ZM209 264H211V263H209ZM235 264H236V263H235ZM244 264H245V263H244ZM253 264H254V263H253ZM259 264H261V263L259 262ZM262 264H263V263H262Z\"/></svg>", "mask_w": 264, "mask_h": 264}]
</instances>
